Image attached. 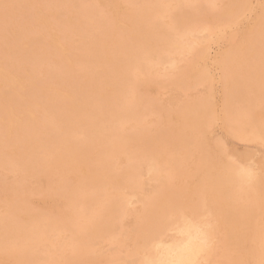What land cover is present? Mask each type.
Masks as SVG:
<instances>
[{
	"label": "rangeland",
	"instance_id": "rangeland-1",
	"mask_svg": "<svg viewBox=\"0 0 264 264\" xmlns=\"http://www.w3.org/2000/svg\"><path fill=\"white\" fill-rule=\"evenodd\" d=\"M33 1V2H32ZM96 1H97V3H96ZM108 1V2H107ZM126 2V4L124 3V2ZM130 0H113L112 2L110 1V0H0V52H1V54H0V65H1V67H3V66H5V67H3V68H1L0 69V81H1V83H0V85L2 84V86H3V84L5 85V86H0V104H2V105H0V109H1V111L0 112H2V114L0 113V125H2V126H0V133L1 134H3V132L4 133H6V135L5 134H3V135H5V136H3V135H1L0 136V141H2L3 142V144H2V142H0V150L1 151H3V153L0 151V155H1V159L2 160H0V164H1V166H0V176H2V178H0L1 180H0V183H1V185L3 184L2 182H4L5 181V183L3 184V188H2V186L0 185V224H1V226H0V246L2 247L3 246V249H0L1 251H3V250H5V248L7 247L8 249H6L7 250V252L5 253V251H3V253H4V256H3V253L2 252H0V264H20V262L18 261V260H23V261H21V264L23 263V264H27L28 262L30 263V257H33L34 258V256L33 255H30V254H34L36 257L33 259V258H31V259H33L32 261L34 262V264H36V263H38V264H40V262L42 263V264H57V263H59V264H95V262H96V264H110V263H112V264H127L128 262L131 264V263H133V264H157L158 262V264H167V263H169L171 260L174 262V253H173V255H172V252L171 251H169V255H168V251L167 250H174L176 247H179V246H181V243H183L184 245H186V243H190L191 241H193V242H191V245L193 246H197L199 243V245L197 246V247H199L198 249H199V251H198V249H197V247H193L194 249H193V257L194 258H196V259H194L193 257V259L191 258V262L192 261H194V262H190L189 264H203L204 262H206L207 260V262H208V264H264V151H263V149H264V114H262V113H264V82H262V81H264V73H263V71H264V61H262V60H264V59H262V58H264L263 56H264V0H247V1H245V0H212V1H209V0H184L185 2H182V0H164L163 2H161L162 0H159L161 3H163V5L162 4H159V1L158 0H156L157 1V3H155L156 1L155 0H152V2H151V0H148V4H146L147 3V1L146 0H131V2L133 3H131V2H129ZM149 1H150V3H149ZM169 3H167V2ZM179 3H178V2ZM187 1L189 2V3H187ZM207 1L209 2V3H207ZM225 3H224V2ZM242 1V2H241ZM31 3V4H29V3ZM93 2L95 3V4H93ZM119 2V3H118ZM124 4H123V3ZM146 2V3H145ZM154 2V3H153ZM222 2V3H221ZM232 2V3H231ZM234 2H238V3H234ZM101 4V5H99V4ZM105 3H107V4H105ZM129 5H128V4ZM146 4V5H144V4ZM153 4V6H152V4ZM171 3V4H170ZM173 3H175V4H173ZM215 3V4H214ZM228 3H230V6L228 5ZM241 3V4H240ZM111 5L112 7H114V8H112L111 6H109V5ZM118 4V5H117ZM120 4V5H119ZM131 4V5H130ZM159 6H158V5ZM164 4H166V5H164ZM177 4V5H176ZM178 4H179V6H178ZM197 4V5H196ZM217 4V5H216ZM224 4H225V6L226 7H224ZM227 4V5H226ZM235 4V5H234ZM240 4V5H239ZM245 4V5H244ZM93 6V8H91L92 6ZM108 5V7H106ZM117 5V6H116ZM148 5V6H147ZM154 5L155 6H158L159 8H160V10H161V12L160 11H158V7H156V10L155 11H153L154 10ZM162 5V6H161ZM169 5V6H168ZM176 5V6H175ZM238 5V6H237ZM243 5H244V7H243ZM91 6V7H90ZM97 6H98V10H97ZM104 6V7H103ZM124 6V7H123ZM127 6H129V7H127ZM130 6H132V7H134L136 10H134V8H132V7H130ZM135 6H137V7H135ZM141 6H142V8L143 9H149V6H151V7H153V8H151L150 7V12H154L155 14H150V12H149V10H148V12H149V14H148V12L146 13V12H144L143 11V9L141 8ZM148 8H147V7ZM163 6H165V8H163ZM235 6V7H234ZM88 7H90V10H89V8ZM101 9H100V8ZM119 7H120V9H119ZM121 7H123V9L121 8ZM125 7H127V8H125ZM167 7V8H166ZM177 7V8H176ZM179 7V8H178ZM230 7V8H229ZM233 7V8H232ZM238 8V9H235V8ZM43 9L44 11H42L41 9ZM88 10H87V9ZM108 8V9H107ZM125 8V9H124ZM139 8V9H138ZM140 8H141V10H140ZM162 8V9H161ZM229 10H228V9ZM241 8H243V9H241ZM38 9H40V10H38ZM112 9H114V11L112 10ZM117 11H116V10ZM120 11H119V10ZM132 9V10H131ZM139 11H142L143 12V14H140L141 12H139ZM164 9H166L167 10V12L164 10ZM173 9V10H172ZM175 9H177V12H175L176 10ZM179 9V10H178ZM207 9V14H205L206 12H205V10ZM223 9H224V12H225V14H227L226 15V17H224L225 16V14H224V16L222 15V12H223ZM36 10H37V12H36ZM52 10V12H50ZM93 10V11H92ZM103 10V11H102ZM107 10V11H106ZM165 11V13H164V11ZM169 10V11H168ZM175 10V11H174ZM209 10V11H208ZM225 10H228V11H225ZM240 12H239V11ZM42 11V12H41ZM88 11V12H87ZM91 11V13H89ZM111 11H112V13H113V15H112V13H111ZM125 11V12H124ZM128 12V14H127V12ZM146 11V10H145ZM170 11H171V13H170ZM216 11V12H215ZM236 11V12H235ZM239 13H238V12ZM41 12V13H40ZM92 12H93V15H92ZM95 12H98V13H95ZM101 12V13H100ZM114 12H116V13H114ZM135 13V17H134V13ZM136 12H138V13H136ZM159 12V13H158ZM179 12V13H178ZM208 12H209V15H208ZM211 12V13H210ZM215 12V18H216V16H217V18L215 19L214 17H213V15H211L212 13H214ZM49 15H48V14ZM102 15H100V14ZM102 13H106L105 15L104 14H102ZM107 13H108V16H107ZM123 13V14H122ZM126 13V14H125ZM129 13H131V14H129ZM160 13H161V15L162 16H160ZM166 13H169V14H166ZM174 13V14H173ZM179 15L178 16V19H177V14ZM233 13V14H232ZM238 13V14H237ZM36 14V15H35ZM38 14H40L39 16L40 17H38V19H37V17L36 16H38ZM41 14H45L44 16L43 15H41ZM111 14V15H110ZM119 14V15H118ZM125 14V15H124ZM145 14H148V16L147 15H145ZM157 14H159V15H157ZM176 14V15H175ZM182 14V15H181ZM217 14V15H216ZM230 14V15H229ZM234 14H235V16H237V17H234ZM240 14V15H239ZM51 15H54V16H51ZM56 15V16H55ZM89 15V16H88ZM90 15H92L91 17H90ZM95 15V16H94ZM116 15V16H115ZM122 15V16H121ZM133 15V16H132ZM139 17H138V16ZM151 15H155L154 16V18H155V23L153 22V20H154V18L151 16ZM164 15H165V17H164ZM175 15V16H174ZM180 15L181 16H183V17H180ZM206 15L208 16V17H206ZM43 16V17H42ZM48 16H50V17H48ZM100 16V17H99ZM124 16H126V17H124ZM131 16L133 17V18H131ZM150 16L152 17V20H151V18H150ZM167 16H169V17H167ZM192 16L193 17H195L194 18V20H192V21H187V19H189V20H191V19H193L192 18ZM223 16V17H222ZM45 17V18H44ZM97 19H95V18ZM101 17H103V19H105V20H103V19H101ZM113 17V18H112ZM118 17H121V20L120 19H118ZM230 17V18H229ZM240 17V18H239ZM35 18V19H34ZM55 18V19H54ZM123 18V19H122ZM135 18V19H134ZM140 18H142V20L140 19ZM146 20V22L147 21H149V22H151L150 24L149 23H147V24H145V21H144V19ZM158 18V19H157ZM161 18H163V19H161ZM165 18V19H164ZM172 18H176V19H172ZM183 18H185L184 20H183ZM191 18V19H190ZM213 18V19H212ZM226 18H227V20L229 21H227L226 20ZM232 18H234V19H232ZM238 18V19H237ZM37 19V20H36ZM40 19H41V21H40ZM43 19H46V21L48 22L47 24H44V22H46L45 20H43ZM49 19H52V20H49ZM89 19V20H88ZM90 19H92V22H91V20ZM107 19V20H106ZM116 19H117V21H116ZM124 19H125V21H124ZM139 19V20H138ZM161 19V20H160ZM183 21H182V20ZM219 19V20H218ZM221 19H222V21H221ZM232 19V20H231ZM237 21H236V20ZM54 20V21H53ZM56 20V21H55ZM94 20V21H93ZM123 20V21H122ZM164 20V21H163ZM165 20H166V22H165ZM171 20H173V21H175V22H171ZM181 20V21H180ZM216 20V21H215ZM233 20H235V21H233ZM30 21H32V23L30 22ZM38 21L40 22V23H38ZM43 21V22H42ZM49 21L52 23V21L54 22V23H52V25H51V23H49ZM97 21V22H96ZM102 21V22H101ZM103 21H106V22H103ZM107 21H108V28H106L107 27V25H106V23H107ZM111 21V22H110ZM113 21V22H112ZM119 21H121V22H119ZM127 21L131 24V27H130V24L129 23H127ZM159 21V22H158ZM160 21H162V22H160ZM172 23H170V22ZM184 21H186V23L184 22ZM41 22H42V24H41ZM56 22V23H55ZM94 22V23H93ZM98 22H100L99 24H98ZM122 22H124V23H122ZM135 22V23H134ZM141 22H143V23H141ZM153 22V23H152ZM164 22V25L162 24ZM179 22H181V23H179ZM191 22V23H190ZM231 22V23H230ZM90 23V24H89ZM103 23V24H102ZM115 23V24H114ZM174 23V24H173ZM184 24V25H187V27L185 26V28H183L184 27V25L180 28V25H178V24ZM226 23V25H224ZM262 23V24H261ZM33 24V25H32ZM37 24H38V27H37ZM56 24V25H55ZM120 24V25H119ZM122 24V25H121ZM144 24V25H143ZM154 24V26H152ZM158 24L160 27V29L158 28V25H157V27H156V25ZM167 24V25H166ZM177 24V25H176ZM200 24V25H199ZM229 24V25H228ZM258 24V25H257ZM40 25H43L44 26V28L42 27V26H40ZM104 25V26H103ZM112 25V26H111ZM115 25V26H114ZM146 25V26H145ZM170 25V26H169ZM172 25V26H171ZM235 25V26H234ZM54 26L56 27V29H55V31L56 32H54ZM94 26V27H93ZM126 27V29H124L125 27ZM137 26V27H136ZM141 27V30H140V27ZM142 26H143V28H142ZM145 26V27H144ZM162 26H164V27H162ZM166 26H168V27H166ZM179 27L180 29H181V31H180V29L178 28V30L176 29L177 27ZM190 26H192V27H197V29L199 28V30L200 31H197V29H194L195 31H193V32H191V30H193V28L192 29H189L190 28ZM259 26H262L261 28H259ZM49 27V28H48ZM148 27V28H147ZM171 27V30L172 29H176V31H178L179 33H184V32H186L185 34H179L178 32H176V34H174L175 32H174V30L171 32V30H170V32H167V31H169V29H167V30H165L166 28H170ZM176 27V28H175ZM189 27V28H188ZM230 28V29H227V28ZM252 27H254V29H252ZM39 28V29H38ZM47 28H48V30H47ZM53 28V29H52ZM131 28V29H130ZM148 29V30H145V29ZM151 28V29H150ZM155 28V29H154ZM162 28V29H161ZM226 28V29H225ZM58 29V30H57ZM108 29V30H107ZM113 29V30H112ZM128 29H130L131 30V34H130V30H128ZM159 29V30H158ZM183 29H184V31H183ZM252 29V30H251ZM38 30H41V32H39ZM100 30V31H99ZM122 30V31H121ZM149 30H151V31H149ZM158 30V31H157ZM165 30V31H164ZM260 30H262V31H260ZM59 31V32H58ZM99 31V32H98ZM146 31H148V32H146ZM152 31H154V33L152 32ZM156 31V32H155ZM164 31V32H163ZM248 31H253V32H248ZM260 31V32H259ZM37 32V33H36ZM48 32V33H47ZM50 32V33H49ZM64 33V34H62V33ZM76 32H77V34H76ZM102 32H104V33H102ZM110 32V33H109ZM138 32H139V34H138ZM142 34H141V33ZM167 32V33H166ZM187 32H189L190 33V35H191V33L192 34H194L195 36L194 37H197V38H195L194 39V37H193V35L192 36H187L189 33H187ZM52 33H55V34H57L58 35V38H56V36L57 35H55V34H52ZM58 33H60L61 35H63V36H61L60 34H58ZM72 33V34H71ZM118 33H119V35H118ZM125 33H127V34H125ZM150 33V34H149ZM157 34V36L156 35H154V34ZM162 33V34H161ZM165 33H166V35H165ZM257 33H260L259 34V36H258V34ZM263 33V34H262ZM114 34H115V36H114ZM117 34V35H116ZM123 34V35H122ZM141 34V35H140ZM168 34H169V36H168ZM181 35V36H178V35ZM196 34H198V35H196ZM251 34V35H250ZM38 37H40V38H38ZM41 35V36H40ZM44 37H43V36ZM48 37H46V36ZM49 35V36H48ZM59 35H60V37H62L61 39L59 38ZM64 35H65V37L67 38V39H64L65 37H64ZM79 35H81V36H79ZM106 35V36H105ZM107 35L109 36V38L107 37ZM130 35V36H129ZM174 35H177V36H175L174 37ZM184 35H186V36H184ZM251 36V38H250V36ZM255 37H254V36ZM260 35L262 36V40H260L261 38H260ZM54 36V37H53ZM84 36V37H83ZM114 36V37H113ZM118 36V37H117ZM133 36V37H132ZM142 36V37H141ZM147 36V37H146ZM149 36V37H148ZM161 36L163 37V38H168V39H170V40H168V39H161ZM168 36V37H167ZM173 36V37H172ZM184 36V37H183ZM26 37V38H25ZM53 39H52V38ZM97 37H98V39L99 40H97ZM100 37V38H99ZM105 37H106V39H105ZM122 38V39H120V38ZM126 37H128V39L126 38ZM147 39H146V38ZM191 39H190V38ZM193 37V38H192ZM256 37H258V38H256ZM25 38V39H24ZM42 38L44 39V40H47L49 43H43V42H45V41H43L42 40ZM52 40H51V39ZM84 38H85V40H84ZM133 38V39H132ZM149 38V39H148ZM152 38H153V40L155 41H153L152 40ZM179 40H178V39ZM181 38V39H180ZM186 38H187V40H186ZM249 38V39H248ZM37 39V40H36ZM39 39V40H38ZM100 39H103V40H100ZM104 39H105V41H104ZM115 39H117V41L115 40ZM145 39V40H144ZM175 39L176 40H178V41H175ZM240 39H242V40H240ZM251 39V40H250ZM256 39H258V42H256L257 40ZM22 40H24V41H22ZM57 42H56V41ZM59 40H60V43H59ZM64 40V41H63ZM108 40V41H107ZM113 40V41H112ZM128 40V41H127ZM149 40V41H148ZM166 40H168L171 44L172 43H174L173 41H175L176 43H174V44H170L169 43V47L170 48H173V52L171 51V49L170 48H168V47H166V45L168 44V42L166 41ZM173 40V41H172ZM182 40V41H181ZM184 40H186V41H184ZM196 40V41H195ZM240 40V41H239ZM250 40V41H249ZM26 41H28L27 43H26ZM32 43H31V42ZM40 41V42H39ZM42 41V42H41ZM55 43H57L56 45H51L52 47H50V44L52 43V44H54V42ZM67 41V42H66ZM85 41H87V43L85 42ZM97 41V43L99 44V43H102V44H99V46L97 45V43L95 44V42ZM103 41V42H102ZM109 42V44L107 43V42ZM127 41V42H126ZM186 42V43H184V42ZM230 41V42H229ZM253 41H255V43L253 42ZM24 42V43H23ZM105 42V43H104ZM112 42H115V43H112ZM117 42L119 43V45L117 44ZM123 42H125V45L123 44ZM146 42H149V43H146ZM155 44H154V43ZM165 42V43H164ZM182 43V44H180L179 45V43ZM190 43V45H189V43ZM191 42H192V47H191ZM201 42H203L202 43V45H201ZM229 42V43H228ZM235 42V43H234ZM236 42H237V44H236ZM246 42V43H245ZM262 42V43H261ZM24 45H23V44ZM27 45H26V44ZM64 43H66V44H64ZM85 43V45H83ZM94 43V44H93ZM143 43V44H142ZM158 43H162L163 44V46H162V44L160 45V44H158ZM167 43V44H166ZM231 43V44H230ZM251 43H252V45H251ZM29 44H30V46H29ZM33 44V45H32ZM35 44V45H34ZM49 45V47H48V45ZM68 44V45H67ZM127 44H129V45H127ZM140 44V45H139ZM141 44L143 45V47L146 49H144L142 46H141ZM152 44V45H151ZM164 44H165V46H164ZM196 45V46H193V45ZM227 44V45H226ZM239 44H240V46H239ZM254 44H255V47H254ZM62 45V46H61ZM70 47L72 50H69L68 49V47ZM87 45V46H86ZM92 45L96 48V46H97V50L100 48V50H101V52H100V50H95V48L94 47H92ZM96 45V46H95ZM108 45V47H106ZM148 45H150V47L151 48H153V51H152V49H150L149 48V46ZM156 45L159 47V45L161 46V48L159 47V50H158V48L156 47ZM171 45V46H170ZM178 45H179V47H178ZM186 45V46H185ZM198 45V46H197ZM236 45H237V47H236ZM257 45V46H256ZM54 46V47H53ZM83 46V47H82ZM88 46H90V47H92V48H90V47H88ZM122 46V47H121ZM125 46H126V48H125ZM148 46V47H147ZM185 46V47H184ZM190 48H189V47ZM201 46V47H200ZM242 46H244L245 48H247V49H245L244 47H242ZM30 47V49H28ZM40 49H39V48ZM55 47H57V48H55ZM86 47H88V48H90V50L91 49H94V50H91V51H87L88 50V48L86 49ZM110 47V48H109ZM120 48V49H118L117 50V48ZM149 48L148 50H147V48ZM157 49H156V48ZM162 47H163V51H162ZM177 49H176V48ZM184 47V48H183ZM206 49H205V48ZM238 47H240V48H238ZM249 47V48H248ZM31 48L33 49L32 51H31ZM36 48H38V49H36ZM49 50H48V49ZM53 48V49H52ZM63 48H64V50H63ZM67 49V51H69V52H71V53H69L68 54V52L66 51V49ZM76 48V49H75ZM80 48H81V50H80ZM156 50H155V49ZM166 49V51H165V49ZM182 48V51L181 52H179L180 51V49ZM228 48V49H227ZM232 48V49H231ZM235 48V49H234ZM244 49V50H247V51H244V50H242V52H241V49ZM259 48V49H258ZM30 50V51H26V50ZM49 51V52H47V50ZM56 49V50H55ZM79 49V50H78ZM107 49H108V51H107ZM121 49H122V51H121ZM175 49V50H174ZM179 49V50H178ZM188 49V50H187ZM193 49V50H192ZM194 49H195V51H194ZM226 49H227V51H226ZM229 49H231V50H229ZM250 49V50H249ZM262 49H263V51H262ZM36 50H38L37 52H36ZM40 50V51H39ZM44 52H42V51ZM63 50V51H62ZM76 52H75V51ZM113 50V51H112ZM115 50V51H114ZM123 50H124V52H123ZM136 50V51H135ZM171 52H170V51ZM192 50V51H191ZM199 52V50H200V54L197 52V51ZM206 50V51H205ZM257 51V53H256V51ZM261 50V51H260ZM53 51H55V52H53ZM56 51H58V53L56 52ZM82 51V52H81ZM85 51L86 52H90V54H88L87 53V55H85L86 53H85ZM102 51H103V53H102ZM135 51V52H134ZM156 51V52H155ZM174 51H175V53H174ZM180 53V55L177 53ZM193 51H194V54H196L194 57H193ZM202 51H203V53H202ZM223 51V54L221 53ZM253 51V52H252ZM259 51V52H258ZM22 52L24 53V54H22ZM39 52H41V53H39ZM46 52V53H45ZM62 52H64V54L62 53ZM84 55V56H87V57H84L81 53ZM94 52V55L92 54ZM110 52H113V53H110ZM118 52H119V54H118ZM146 52V53H145ZM160 52H161V54L163 53V52H166V55H165V53H163L162 55H165V56H167V57H161L162 55H160ZM168 52H170V53H172V54H170V53H168ZM186 52H188V53H186ZM192 52V53H191ZM197 52V53H196ZM229 52V53H228ZM254 52H255V54H254ZM263 52V53H262ZM30 55H29V54ZM37 53H39V54H37ZM43 53V55H48V54H53V53H56L55 55H52V56H50V55H48L49 57H47V56H41L40 54H42ZM60 53V54H59ZM66 53V54H65ZM85 53V54H84ZM98 53V54H97ZM122 53H124V54H122ZM135 53V54H134ZM141 53V54H140ZM142 53H144L143 55H142ZM147 53H148V55H147ZM187 54V55H185V54ZM237 53H238V55H237ZM245 53V54H244ZM246 53H248L249 54V56H248V54H246ZM263 54V56L261 55V54ZM28 54V57H26V55ZM71 54H73V55H71ZM75 54H77V55H81V58L79 57V56H77V55H75ZM96 54V55H95ZM106 54V55H105ZM111 54H112V56H111ZM118 55L117 57L115 56V55ZM138 54H139V56H138ZM168 54H170V55H168ZM173 54H175V56L173 55ZM177 54L179 55V56H177ZM190 54V55H189ZM241 54V55H240ZM25 55V56H24ZM43 58H41L40 56ZM58 55H60V57H58ZM70 57H68V56ZM89 55H92V58H89V57H91V56H89ZM100 55V56H99ZM115 57H114V56ZM123 55V56H122ZM138 57H137V56ZM141 55V56H140ZM185 55V56H184ZM189 55V56H188ZM203 55V56H202ZM223 55V57H221V56ZM231 55H233L232 57H231ZM236 55H237V57H236ZM253 55V56H252ZM259 55V56H258ZM22 58V60H19V59H21L20 57ZM55 56V57H54ZM56 56H57V58H56ZM67 56V58H64V57H66ZM75 56V57H74ZM95 56H97V58L95 57ZM101 56H103L104 58H102ZM121 56V57H120ZM133 56H135V57H133ZM156 58H155V57ZM168 56H169V58H168ZM173 56H174V59H173ZM181 56V58H183V59H181V58H179ZM187 56V57H186ZM244 58H243V57ZM245 56H247V57H245ZM251 56V57H250ZM262 58H261V57ZM2 57V58H1ZM18 57H19V59H18ZM51 57V58H50ZM62 57V60L64 61L65 59V61L62 63V60L60 59ZM72 57V58H71ZM84 57V59H82ZM136 57H137V59H136ZM142 57V58H141ZM147 57H148V59H147ZM191 57H193V59L191 58ZM197 57V58H196ZM230 57V58H229ZM243 59H242V58ZM259 57H260V59H259ZM27 60H26V59ZM40 58V61L38 60V59ZM55 60H53V59ZM80 58V59H79ZM100 58H102V60L104 59V62H106V66H105V63L100 59ZM110 58V59H109ZM131 58V59H130ZM132 58H134V60L136 59V61H134ZM160 60V62H159V60ZM167 58V60H165ZM174 60V61H172V59ZM242 60H240V59ZM246 58V59H245ZM4 59V60H3ZM16 59H17V61L19 60V61H21L20 63L22 64V66H23V68H21L22 66H20V65H18V64H20V63H18L17 61H16ZM24 59V60H23ZM46 59H49V60H47V61H44V60H46ZM51 59V60H50ZM56 59H58L59 61H60V63H59V61L58 60H56ZM73 59H75L76 60V62H74L73 61ZM85 59L87 60L86 62H85ZM91 59V60H90ZM95 59H97V60H99L98 62H97V60H95ZM111 62H109L108 60ZM113 59V60H112ZM115 59H116V62H115ZM122 59V60H121ZM139 59H141V62L142 63H144V64H142L140 61H139ZM150 59V60H149ZM157 59V60H156ZM163 59V60H162ZM171 59V60H170ZM178 61H177V60ZM179 59H180V61H179ZM198 59V60H197ZM201 59V60H200ZM210 59V60H209ZM224 59H226V60H224ZM249 59V60H248ZM254 59V60H253ZM259 59V60H258ZM28 60L30 61V62H28ZM69 60H71L72 62H74L73 64L74 65H72V62H70ZM77 60H82V63H81V61H80V63H81V65L80 64H77ZM93 60L94 61H96L100 66H97V63L96 62H93ZM112 60V61H111ZM128 60V61H127ZM131 60H132V62H131ZM149 61V62H146V61ZM155 60V61H154ZM176 60V61H175ZM193 60V61H192ZM207 60V61H206ZM223 60V61H222ZM230 60V61H229ZM238 60H240V61H238ZM261 60V61H260ZM8 62L9 64L7 65V63L6 62ZM22 61H24V63H22ZM39 61V62H38ZM50 61V62H49ZM51 61H54V62H51ZM79 61H78V63H79ZM90 61H92V62H90ZM114 61V62H113ZM154 61V62H153ZM157 61V62H156ZM166 61V62H165ZM170 61H172V62H170ZM187 61V64L190 62V64L189 65H187L186 63H184V62H186ZM227 63H226V62ZM238 61V62H237ZM247 61V62H246ZM253 61H255L256 62V64L254 65V63L255 62H253ZM258 61V62H257ZM11 62V63H10ZM18 63V64H16V63ZM34 62V63H33ZM102 62V63H101ZM121 62V63H120ZM129 62V63H128ZM136 64L135 66L133 65L134 63ZM141 63V64H139V63ZM159 62V64H157ZM176 62V63H175ZM178 62V63H177ZM223 62V63H222ZM242 62V63H241ZM248 64V62H249V64L247 65L246 63ZM253 62V63H252ZM3 63H5V64H3ZM14 63V64H13ZM26 63H27V67H26ZM29 63H31L30 65H29ZM36 63L38 64L37 65V68H36ZM47 63V64H46ZM53 63V64H52ZM58 63V64H57ZM88 63V64H87ZM90 63H92L91 64V66H93V64L94 63H96V64H94V68L92 67H90ZM115 63V64H114ZM123 63V64H122ZM133 63V64H132ZM137 63L139 64V65H141L142 67H140L139 65H137ZM147 63H148V65H149V67H148V65H147ZM153 63H154V65H153ZM165 63V64H164ZM169 63H172V65H173V63L174 64H177L178 66H176V65H173L172 66V68L174 69H172L171 67H170V65L171 64H169ZM184 63V64H183ZM198 63V64H197ZM232 63V64H231ZM3 64V65H2ZM11 64V65H10ZM16 64V65H15ZM24 64V65H23ZM35 64V65H34ZM45 65V66H43V65ZM52 64V65H51ZM57 66L58 65V68H60V69H58V70H61V71H59V74H58V70H56L57 69V67L55 66V65ZM76 64V65H75ZM82 64H84V65H82ZM127 64H129V65H127ZM131 64H132V66H131ZM155 64L157 65V66H159V67H155ZM168 64V65H167ZM183 64V65H182ZM235 64V65H234ZM246 64V65H245ZM258 64V65H257ZM48 65V66H47ZM113 65V66H112ZM117 65V66H116ZM124 65V66H123ZM127 65V66H126ZM163 65H165L164 67H163ZM181 65V66H180ZM193 65H194V67H193ZM228 65H229V68H228ZM231 65V66H230ZM238 65V66H237ZM242 65H243V67H242ZM252 65H254V70H253V66ZM262 67H261V66ZM7 66H8V69H7ZM12 66V67H11ZM17 66H18V68H17ZM30 66H32L31 68H30ZM33 66H35V67H33ZM38 66H39V68H38ZM60 66V67H59ZM103 66V67H102ZM120 66V67H119ZM121 66H122V68H121ZM131 68H130V67ZM133 66H134V69H133ZM144 66H147L148 67V69H150L151 71H149L148 69V71L147 70H145V71H147V75H145V73H143V69H146V67H144ZM169 68H168V67ZM180 66V67H179ZM224 66H225V68H224ZM233 66V67H232ZM241 66V67H240ZM249 66V67H248ZM256 66H257V69H256ZM15 67V68H14ZM29 67V68H28ZM41 67V68H40ZM46 67V68H45ZM55 69H54V68ZM72 67H74L75 69L77 68V67H80V68H78V69H76V70H79L78 71V73H77V71L73 68L72 70H67V69H71ZM89 67V68H88ZM111 68V70H110V68ZM115 67V68H114ZM126 67L128 68V69H126ZM136 67V68H135ZM137 67H140V68H143V69H137ZM165 67H167V68H165ZM177 67V68H176ZM183 67H184V69H183ZM194 69H193V68ZM222 67H223V70H225V71H221L222 70ZM251 67H252V69H251ZM260 67V68H259ZM6 68V69H5ZM14 68V69H13ZM33 68H36V69H33ZM42 68H44V69H42ZM48 68V69H47ZM64 68V69H63ZM66 68V69H65ZM84 68V69H83ZM96 68V69H95ZM113 68V69H112ZM117 68V69H116ZM119 68V69H118ZM121 68V69H120ZM125 68V69H124ZM154 68V69H153ZM156 68H158V69H156ZM179 68V69H178ZM203 68V69H202ZM235 70H234V69ZM247 68V69H246ZM249 68V69H248ZM259 68V69H258ZM262 68V69H261ZM11 69V70H10ZM12 69H13V77H12ZM22 69H25V70H23L24 71V73H23V71H22ZM29 69V70H28ZM33 69V70H32ZM46 69V71H42V70H45ZM56 70V73H54V71L53 70ZM81 69H83V73H84V75L81 77V75L83 74L82 73V71H81ZM87 69V70H86ZM197 69V70H196ZM229 69V70H228ZM235 71V74L236 75H234V71ZM246 69V70H245ZM260 69H261V71H260ZM16 70H19V73L21 74V71H22V74H24L25 75V77L29 74V71H30V74L31 75H28L27 77H26V80H25V78H24V76L22 75H20L19 73H17V74H19V75H17L16 73H15V75H14V71H16ZM32 70V71H31ZM34 70H36V71H34ZM41 71V73L43 74H41V73H38V71ZM47 70H48V72L49 73H47ZM63 70H65V71H63ZM88 71V73H86V71ZM92 70V71H91ZM95 70V71H94ZM97 70V71H96ZM116 71V73L117 74H115V71ZM121 71V74L119 73V71ZM122 70L124 71V74L125 73H127V71L128 70H130V75H129V73H127L128 74V77L127 78H125L126 76H127V74H123L122 73ZM125 70H127V71H125ZM131 70H134V71H131ZM139 70H140V73H139ZM153 70V71H152ZM173 70V71H172ZM183 70V71H182ZM192 70H194V71H192ZM203 70V71H202ZM252 70V74L250 73V71ZM256 70V71H255ZM258 70V71H257ZM263 70V71H262ZM9 71H10V73H9ZM52 71H53V73H52ZM62 71H63V74H60V73H62ZM68 71H72V75H71V73H68ZM98 71H99V74H98ZM110 71H111V73H113V74H111L110 73ZM156 71H157V73H156ZM163 71H164V73H163ZM176 71H177V73H176ZM179 71H180V73H181V71H182V74H179ZM191 71H192V73H191ZM199 71H200V73H199ZM226 71H227V73L229 74H227L226 73ZM236 71H237V73H236ZM239 71H241V73L239 74ZM254 71H255V73H254ZM32 73H36V74H32ZM39 75H38V74ZM68 73V74H67ZM86 73V74H85ZM95 73V74H94ZM104 73V75H106V77L104 76V75H102ZM148 73H149V76H148ZM155 73V74H154ZM203 73H205V74H203ZM225 73V74H224ZM232 73V74H231ZM259 73V75H257ZM4 74V75H3ZM45 74V75H44ZM46 74H47V76H46ZM75 74V75H74ZM80 74V75H79ZM99 75V76H97V75ZM109 74H111V75H109ZM138 74H141V75H138ZM144 76H143V75ZM162 74V75H161ZM181 76L182 75V77H179V75ZM190 74H192V77H191V75ZM241 74H243V75H241ZM261 74V75H260ZM263 74V75H262ZM6 75V77L8 78H6V77H4ZM35 75V76H34ZM42 75V76H41ZM51 75V76H50ZM56 75H58V79H57V76ZM64 75H65V77L66 76H68L67 77V79L66 78H64ZM70 75H71V77H70ZM90 75L92 76H94V78H93V80L95 81V82H93L92 81V77H90ZM186 76V78H185V76ZM196 75V76H195ZM251 75V76H250ZM10 76L12 77V79L10 78ZM16 76V77H15ZM31 76H32V78H31ZM37 76V77H36ZM45 76L47 77V81H46V78H45ZM50 76V77H49ZM61 76H63V77H61ZM76 76H80V78L79 77H77V79H75L76 78ZM85 76H88L87 77V79L88 78H90V82H88L89 81V79H88V81L85 79L86 77ZM96 76H97V79H96ZM119 78H118V77ZM120 76H122V77H120ZM130 76V77H129ZM148 76V79L146 78V77ZM165 76H167V77H165ZM195 76V77H194ZM198 76V77H197ZM202 76V77H201ZM244 76V77H243ZM250 76V77H249ZM261 76V77H260ZM4 77V78H3ZM15 77V78H14ZM56 77V78H55ZM84 77V78H83ZM98 77H100V80H98L99 78ZM102 77H104L105 79H103ZM109 79H108V78ZM111 77V78H110ZM133 78L132 79V81L134 80L135 81V83H138L137 81H139V83L137 84V85H133V84H131V83H134V82H130L129 80H131V79H129V78ZM145 77V78H144ZM153 77V78H152ZM189 79H188V78ZM197 77V78H196ZM207 77V78H206ZM218 77V78H217ZM223 77V78H222ZM231 79H229V78ZM253 77V78H252ZM34 78L36 79V80H34ZM38 78V79H37ZM41 80H40V79ZM44 78V79H43ZM51 78L53 79V78H55V79H53V80H51ZM71 78V79H70ZM78 78H79V80L80 81H84L83 83L82 82H80L79 80H78ZM82 78V79H81ZM103 79V81H101L102 79ZM106 78L108 79V80H106ZM113 78V79H112ZM142 78V79H141ZM143 78H144V80H146V82L145 81H143ZM150 78V79H149ZM164 79V80H162V79ZM178 78V80H179V83H180V85H179V83H174L173 81H175V82H178V80H175V79H177ZM181 78V79H180ZM182 78H183V81H182ZM194 78V81L192 80ZM211 78V79H210ZM223 80H222V79ZM246 80H245V79ZM250 78L252 79V80H250ZM258 78H259V80H258ZM263 80H262V79ZM12 80L13 81V79L15 80H17V81H19L20 79V81L17 83V85H16V83H15V89L18 87H20V88H22L21 90H20V88L19 89H17V90H15L14 89V85L12 84L13 82L10 80V81H8V82H3V81H5V80ZM28 79V80H27ZM30 79H32V81H31V83H30ZM57 79V80H56ZM60 79H62L63 80V82H62V80H60ZM64 79L66 80V81H64ZM111 79V80H110ZM115 79H116V81H115ZM122 79H126V81H124V80H122ZM128 79V80H127ZM151 79H153V80H151ZM170 79L172 80V81H170ZM196 79V80H195ZM199 79V80H198ZM224 79H226V80H224ZM239 80V82H238V80ZM245 81H244V80ZM261 79V80H260ZM3 80V81H2ZM15 80V81H16ZM23 80H25V81H23ZM44 82H43V81ZM49 80L51 81L50 82V84H52V85H50V84H47L48 82H49ZM68 80V81H67ZM100 81V82H98V81ZM105 80V81H104ZM119 81V83H115V82H118ZM137 80V81H136ZM140 80L142 81V82H140ZM150 80H151V82H150ZM185 80H186V82H185ZM221 80V81H220ZM242 80H243V82H242ZM250 80V81H249ZM257 80L258 81H260V82H258V83H256L257 82ZM27 81H29V82H27ZM37 81H38V83H37ZM46 81V82H45ZM54 81V82H53ZM56 81V82H55ZM61 83H60V82ZM73 81H75V82H77V84L78 83H81L80 85H78V89L76 88V86H77V84L75 83V82H73ZM109 81V82H108ZM122 81V82H121ZM191 81V82H190ZM198 81H200V83L198 82ZM211 81V82H210ZM214 81V82H213ZM225 81V82H224ZM232 81V82H231ZM256 81V82H255ZM22 82H25V83H22ZM36 82V83H35ZM39 82H42V83H39ZM73 82V83H72ZM105 82V83H104ZM127 82H129L128 84H127ZM143 82H145V83H143ZM152 82H154V83H152ZM171 82V83H170ZM187 84H185V83ZM203 82V83H202ZM210 82V83H209ZM63 83H64V85H63ZM90 83H93V84H91L90 85ZM97 85H96V84ZM100 83H102L104 86L102 87L101 85L102 84H100ZM110 83V84H109ZM113 83V84H112ZM124 83V84H123ZM126 83V84H125ZM174 84V86L173 85H170V84ZM189 83V84H188ZM192 83V84H191ZM194 83H196V84H194ZM202 83V84H201ZM226 83V84H225ZM246 83V84H245ZM255 83V84H254ZM261 83H263V86H262V84ZM22 84V85H21ZM23 84H25V85H23ZM32 84V85H31ZM36 86H35V85ZM58 86H57V85ZM61 84V85H60ZM67 84V85H66ZM74 85V87H73V85ZM75 84H76V86H75ZM82 84H83V88H82ZM106 84V85H105ZM124 85V87H123V85ZM141 84V85H140ZM148 84V85H147ZM158 84V85H157ZM168 84V85H167ZM194 84V85H193ZM211 84V85H210ZM231 84H232V86H231ZM253 84V85H252ZM257 84L259 85L258 87H257ZM9 85V86H8ZM11 85H13V86H11ZM21 85V86H20ZM27 85V86H26ZM29 85H31V86H29ZM45 85H47V86H45ZM48 85L50 86V87H48ZM70 85V86H69ZM89 85V86H88ZM98 86V85H100V86H98V87H96V86ZM114 85H116V86H114ZM127 85V86H126ZM189 85V86H188ZM213 85H215V86H213ZM239 87H238V86ZM249 85V86H248ZM255 85H256V87H255ZM17 86V87H16ZM38 86V89L36 88ZM54 86V87H53ZM59 86H61V87H59ZM68 86L70 87V88H68ZM71 86H72V90H74V92L71 90ZM79 86H81V87H79ZM93 86H95L98 90H102V88H103V90L104 91H102L101 93H100V91H97V92H95V94H94V90L93 89H95V87H93ZM126 86V87H125ZM131 86V87H130ZM138 87V88H136V87ZM160 86V87H159ZM177 86V87H176ZM180 86V87H179ZM205 86H207V87H205ZM212 86V87H211ZM241 86V87H240ZM251 86H253V87H251ZM260 86H262L261 88H260ZM27 87V88H26ZM29 87H31V88H29ZM57 87V88H56ZM62 87H65V90H64V88H62ZM86 87V88H85ZM91 87H93L92 89H91ZM102 87V88H101ZM104 87H105V89H104ZM111 87V88H110ZM113 87V88H112ZM114 87H115V92H114ZM123 87V88H122ZM129 87V88H128ZM140 87V88H139ZM151 87V88H150ZM210 87H211V89H210ZM222 89H221V88ZM224 87H227V89L226 88H224ZM247 87H248V89H247ZM255 87V88H254ZM9 88V89H8ZM29 88V89H28ZM62 88V89H61ZM74 88V89H73ZM76 88V89H75ZM119 88V89H118ZM128 88V89H127ZM145 88V89H144ZM149 88H150V90H149ZM208 89V90H206V89ZM214 88H215V90H214ZM231 88V89H230ZM233 88V89H232ZM253 88V89H252ZM257 88V89H256ZM7 89V92L5 91ZM31 89H33V91H32V93H31ZM41 89H45L43 92L41 91L40 92V90ZM80 89V90H79ZM89 89V90H88ZM97 89H95V90H97ZM130 89V90H129ZM136 89V90H135ZM143 89V90H142ZM154 89V90H153ZM226 89V90H225ZM235 89H236V91H235ZM252 89V91H250ZM2 90H3V92H2ZM18 90H20L19 92H18ZM36 90V91H35ZM64 90V91H63ZM78 90V91H77ZM82 90H85V91H82ZM92 90V91H91ZM129 90V91H128ZM132 90H133V92H132ZM139 90V91H138ZM144 90H146V91H144ZM152 90V91H151ZM237 90H238V93H237ZM259 90V91H258ZM17 91V93L16 94H18V95H15V92ZM27 91V92H26ZM51 95H45L44 93H47V92ZM54 91V92H53ZM60 93H59V92ZM65 91H67V92H65ZM72 91V92H71ZM91 91V92H90ZM106 91V92H105ZM113 91V92H112ZM121 91V92H120ZM134 91H137V94H136V92H134ZM210 91V92H209ZM212 91H214V92H212ZM228 91V92H227ZM262 93H261V92ZM4 92H5V95H4ZM30 92V93H29ZM37 92H39V93H41L40 95H41V97H40V95L39 94H37ZM52 92H53V94H52ZM61 92H63V93H61ZM80 93V95L79 94H77V93ZM87 92V93H86ZM118 92V93H117ZM130 92V93H129ZM206 92H209V93H206ZM229 92H231V93H229ZM248 92H250V93H248ZM8 93V94H7ZM11 93V94H10ZM14 93V94H13ZM22 93V94H21ZM25 93V94H24ZM29 93V94H28ZM34 93V94H33ZM42 93H43V97H42ZM57 93V95L59 96H57V95H55ZM59 93V94H58ZM71 93H75L74 95L76 96V94H77V96L75 97L73 94L71 95ZM82 93L85 95H82ZM92 93H93V96L94 97H96L95 95H97V97H98V99H94V97L92 96ZM99 93H100V95H99ZM104 93V94H103ZM108 93V94H107ZM111 93V94H110ZM119 93L120 94H123V95H119ZM128 93H129V95H128ZM158 93V94H157ZM215 93V94H214ZM259 93H261V94H259ZM25 96H24V95ZM32 94V95H31ZM60 94H63V95H60ZM65 94V95H64ZM67 94H69V95H71V96H68ZM88 94V95H87ZM91 94V95H90ZM106 94V95H105ZM118 94V95H117ZM128 96H130V97H128ZM133 94H134V96H133ZM142 94V95H141ZM148 94V95H147ZM156 94V95H155ZM207 94V95H206ZM232 94H234V95H232ZM247 94H248V96H247ZM263 94V95H262ZM22 95V96H21ZM28 95H30V96H28ZM36 95H38V96H36ZM78 95L80 96V97H78ZM82 95V96H81ZM113 95V96H112ZM158 95H160V96H158ZM242 95V96H241ZM252 95V96H251ZM254 95V96H253ZM6 96V97H5ZM12 96H16V97H13V99H14V101H12L13 103H16L15 105L12 103V104H10L9 102H10V100H12ZM34 96H36V98H34ZM46 96H47V98H48V96H49V98L47 99L46 98ZM55 96V97H54ZM64 96V97H63ZM67 96V97H66ZM73 96V97H72ZM89 98L90 96L92 97V98H90L91 100H93L94 102H92L90 99H88L87 97ZM116 96V97H115ZM121 97V96H123L124 98H126L125 100L123 99V97H121V99H119V97ZM127 96V97H126ZM133 96V97H132ZM139 96V97H138ZM140 96H142V98L140 97ZM203 97V99H202V97ZM205 96V97H204ZM251 96V97H250ZM262 96V97H261ZM10 97V98H9ZM22 97V98H21ZM29 97H31V99H32V101H31V99L29 98ZM38 97V98H37ZM51 97V98H50ZM62 97V98H61ZM86 97V98H85ZM104 97V100L102 99ZM116 99H115V98ZM132 97V98H131ZM143 97H145V100H144V98ZM150 97V98H149ZM157 97V98H156ZM199 97H201V99L199 98ZM241 97V98H240ZM245 97H247V99L245 98ZM253 97V98H252ZM261 97V98H260ZM3 98H5L4 100H3ZM25 98V99H24ZM34 98V99H33ZM46 98V99H45ZM65 98H66V101H64L65 100ZM72 98H74L73 100H74V102H73V100H72ZM77 98V100L75 101V99ZM81 98H82V100H81ZM109 98H111V100L109 99ZM133 98H135V99H133ZM149 98V99H148ZM16 99V100H15ZM43 99H44V101H43ZM57 99V100H56ZM58 99H59V101H58ZM68 99V100H67ZM85 99V100H84ZM119 99V100H118ZM123 99V100H122ZM139 99V100H138ZM147 99H148V103H147ZM151 99V101L153 102H151V101H149ZM156 99V100H155ZM197 99H198V101H197ZM207 99V100H206ZM241 99V100H240ZM246 99V100H245ZM18 100V101H17ZM23 100H24V102H23ZM25 100H26V103H25ZM40 100H41V102H40ZM50 100H52L53 102H50ZM56 100V101H55ZM63 101L62 103H66L67 104V108L64 106V105H66L65 103H64V105L63 104H59V103H61V101ZM71 100V101H70ZM83 100L85 101V102H87V103H85L84 102V104H83ZM88 100H90L91 101V105L92 106H95V110L97 109V107L99 108V107H101V108H99V109H97V110H99L100 112H102L101 110H103V113H96V112H98V111H92L91 109H93V107L91 106L90 107V102L88 101ZM98 100V104H99V106L97 105V103L95 104V102ZM101 100V101H100ZM109 100V101H108ZM113 100H115V101H113ZM135 100V101H134ZM138 100V101H137ZM154 100H155V102L158 104L159 103V106L154 102ZM192 100H194V101H192ZM211 100V101H210ZM229 100V101H228ZM232 100V101H231ZM235 100V101H234ZM240 100V102H238ZM245 100V101H244ZM8 101V102H7ZM22 101V102H21ZM37 101V102H36ZM82 101V102H81ZM107 102V103H104V102ZM113 101V102H112ZM118 101H119V105H120V111L118 110ZM125 101V102H124ZM127 101V102H126ZM140 101V102H139ZM205 101H206V103H205ZM243 101V102H242ZM4 102H6L5 104H4ZM18 102V103H17ZM19 102H20V104H19ZM28 102V103H27ZM31 102H34V104L35 105H37L38 104V102H40L37 106H35L33 103H31ZM43 102V103H42ZM46 102H48L49 104H47ZM54 102H57V103H54ZM70 102L74 105H70ZM77 102H78V104H79V106L81 107V109L78 107V105H77ZM100 102H102L104 105L105 104H107V105H105V108H104V105L102 104V103H100ZM112 102V103H111ZM117 102V103H116ZM142 102V106H141V104L140 105H138L137 106V108H136V105L135 104H139V103H141ZM145 102V103H144ZM150 102L152 103V104H154L153 106H152V104H150ZM186 102H187V104H186ZM191 102V103H190ZM200 103L199 104V106H198V104L196 105V103ZM210 102H211V104H210ZM226 102V103H225ZM251 102H255L256 104H254V103H251ZM258 102V103H257ZM30 103V104H29ZM53 103V104H52ZM110 103V104H109ZM130 103L131 104H133L134 103V106L133 105H130ZM160 103H161V105H160ZM162 103H163V106L164 107H162ZM179 103H180V105H179ZM183 103H185V104H183ZM188 103H189V105H188ZM202 103V104H201ZM205 103V104H204ZM231 103H232V105H231ZM6 104H8V105H6ZM10 104V105H9ZM19 104V105H18ZM70 106H69V105ZM103 106H102V105ZM114 104V105H113ZM125 104V105H124ZM183 104V105H182ZM194 106H193V105ZM214 104V105H213ZM222 104H224V105H222ZM227 104V105H226ZM229 104L231 105V106H229ZM235 104L237 105V106H235ZM250 104L252 105V104H254V105H252L251 107H250ZM258 104V105H257ZM259 104H261V106L259 105ZM11 105H13L14 107L12 108L11 107ZM40 105V106H39ZM42 105H43V107H42ZM56 105H57V107H58V109L60 110L61 109V107H62V110L64 111V114H63V112H62V110H58L57 109V107H56ZM82 105V106H81ZM84 105V106H83ZM89 106L90 107V109H88L87 108V106ZM97 105V106H96ZM108 105H109V107H108ZM117 107H116V106ZM121 105H123V107L121 106ZM129 105L131 106V107H129ZM145 105H150L149 107L148 106H145ZM155 105H157L158 106V108H157V106L156 107H154ZM178 105V106H177ZM196 105V106H195ZM200 105H202V106H200ZM243 107H242V106ZM248 105V106H247ZM263 105V106H262ZM3 108H2V107ZM7 108H6V107ZM10 106V107H9ZM21 106V107H20ZM47 108H46V107ZM53 108H52V107ZM61 106V107H60ZM75 107L74 109H76V111L75 110H72L73 109V107ZM112 106V107H111ZM114 106L116 107V109L114 108ZM128 106V107H127ZM153 107L154 108V110L156 109V111L158 112V114H156L157 112H155L154 110L152 111V108H150V107ZM198 106V107H197ZM204 106V107H203ZM235 106V107H234ZM254 106H256V107H254ZM9 107V108H8ZM17 107H18V109L19 108H21V110L19 109V111H18V109H17ZM27 107H28V109L30 108L31 110H34V111H31L30 109L28 110L27 109ZM33 107V108H32ZM41 107V108H40ZM50 107V108H49ZM133 107V108H132ZM139 107V108H138ZM146 107H147V109L149 108V110H147L146 109ZM178 107V108H177ZM222 107V108H221ZM224 107V108H223ZM227 107V108H226ZM232 107V108H231ZM239 107H242V109L240 108L239 109ZM252 107H254V108H252ZM5 108V109H4ZM17 110H16V109ZM24 108V109H23ZM38 110H37V109ZM64 108L67 110V112H66V110H64ZM70 108H71V116H70V114H69V112H70ZM106 108H108V109H106ZM109 108H110V110H109ZM115 110H114V109ZM122 108V109H121ZM130 110H129V109ZM142 108V109H141ZM166 109V111H161V110H165ZM176 108H177V110H178V112L176 111ZM181 108H183V109H181ZM188 108L189 109H194V110H192L191 112H189L190 110H188ZM201 108V109H200ZM208 108V110H206ZM214 108V109H213ZM250 108V110H248V109ZM251 108H252V110H251ZM258 108V109H257ZM260 108V109H259ZM262 108V109H261ZM4 109V110H3ZM7 109V110H6ZM12 109V110H11ZM23 109V110H22ZM44 111V110H46V113H45V115H43L44 114V112L42 111V110ZM84 109V110H83ZM105 109H106V111H105ZM114 110V111H112V110ZM124 109V110H123ZM138 109H140V110H138ZM147 110V111H149V113H151V111H152V113L150 114V115H148L149 113L147 112L146 113V111L145 110ZM160 109V110H159ZM173 109V110H172ZM180 109L183 111V114H182V111L180 112ZM202 109H204V110H202ZM212 109V110H211ZM217 109V110H216ZM223 109H225V110H223ZM236 109V110H235ZM255 109V110H254ZM5 110L6 111H8L9 113H10V116H9V113L7 112V114H6V112H5ZM16 110V112H14V111ZM47 110H49L48 112H47ZM89 110V111H88ZM94 110V109H93ZM109 112H108V111ZM118 110V112H119V114L118 115H120V114H122V113H126V111H127V114L129 113L130 114V116L129 115H127V114H125L126 116H129L130 118H131V120H130V118L129 117H124L125 115L124 114H122L121 116H119V118H120V120L118 119V115H115L116 113H118V112H116ZM126 110V111H125ZM133 111V112H131L132 113V115H131V113L129 112V111ZM136 110H138V111H136ZM171 110V111H170ZM175 110V111H174ZM198 110V111H197ZM205 110L206 111H209V112H205ZM231 110V111H230ZM235 110V111H234ZM242 112V116H240L241 115V113H240V111ZM242 110H244V112L242 111ZM13 111V112H12ZM25 111V112H24ZM37 111H39L38 113H37ZM40 111H42V112H40ZM50 111H53V113L51 112L50 113ZM57 113H59V114H57ZM107 112L108 114H106L105 112ZM111 111H112V113H111ZM122 111V112H121ZM125 111V112H124ZM140 111V112H139ZM143 111V112H142ZM145 111V112H144ZM168 111H170V112H168ZM185 111V112H184ZM188 111V112H187ZM201 111V112H200ZM203 111V112H202ZM252 111V112H251ZM255 111V112H254ZM4 112H5V114H4ZM25 114H24V113ZM61 112V113H60ZM74 112V113H73ZM84 112V113H83ZM87 114H86V113ZM93 112V113H92ZM121 112V113H120ZM136 112H138L137 114H136ZM156 114H154V113ZM159 112H160V116L159 117H157L158 115H159ZM163 112V113H162ZM167 114H166V113ZM204 112H205V115H204ZM223 112V113H222ZM233 112V113H232ZM13 113V114H12ZM23 113V114H22ZM27 113V114H26ZM32 113V114H31ZM41 113V114H40ZM43 113V114H42ZM74 115H73V114ZM76 113H77V115H76ZM80 113V114H79ZM84 114V116H86V117H84L83 116V114ZM89 113V114H88ZM92 114V116L93 117H95V118H92V116H91V114ZM94 113H96V115L94 114ZM143 113H145L146 115H144ZM166 114V116H164L165 114ZM172 113V114H171ZM174 113H178L177 115L176 114H174ZM182 115H181V114ZM193 113V114H192ZM199 113H201L200 115L201 116H203L204 118H202V117H200V115H198ZM202 113H203V115H202ZM207 113V114H206ZM225 113H227L226 115H225ZM5 115L4 116V120H3V116H1V115ZM14 114H16V116H14L13 117V115ZM60 114H61V116H60ZM63 114V115H62ZM98 114L100 115V114H106V115H108V116H106V115H104L103 116V118H102V115H100V116H98ZM111 114V115H110ZM112 114H113V116L115 115V117H111L112 116ZM135 116H134V115ZM143 114V116H141L140 117V115H142ZM179 114L181 115V116H179ZM188 114H189V116H191V117H189L188 116ZM197 114V115H196ZM240 114V115H239ZM246 114H247V116H246ZM26 116V119H25V116ZM32 115H33V117H34V121L32 122V120H33V118H31L32 117ZM36 117H38V116H40L39 117V119H41V121L39 122L38 120V118H36L35 119V116ZM76 115V117L77 118H74L73 116H75ZM83 117H82V116ZM95 115V116H94ZM124 115V116H123ZM169 115V116H168ZM245 115V116H244ZM250 115V116H249ZM10 118H9V117ZM28 116V117H27ZM45 116H47V118L45 117ZM50 116H53V117H55V118H57V119H55V118H53V117H51L52 118V121H51V118H50ZM62 116H64L63 118H62V120H60L59 121V119H61V117ZM66 116H67V118H66ZM70 117V119H69V117ZM133 116V117H132ZM137 116H139L138 118H137ZM145 116H146V119H144L145 118ZM148 116V117H147ZM154 116V117H153ZM175 116V117H174ZM198 118H197V117ZM207 116L209 117L210 116V118H212V119H210V118H208L207 120H206V118H207ZM221 116H223L222 118H221ZM238 116V118H236ZM240 116V117H239ZM10 120H12V118H14V120H12L13 121V123H12V125L13 124H15L16 125V127H15V125H13V126H11V122H10V124H9V120L7 119V118ZM22 117V118H21ZM24 117V118H23ZM44 117L47 119V121H43L42 120V118L44 119ZM104 117H107L108 119H110V117L112 118L111 120H109V122L107 121H105V119H104ZM117 117V118H116ZM123 117H124V119H126V121L123 119ZM135 117V119H133ZM142 117H144V118H142ZM153 117V118H152ZM157 117V118H156ZM185 117V119H186V117H187V119L186 120H184V119H182V118H184ZM194 117V118H193ZM225 117H229V118H226V120H225ZM231 117V118H230ZM247 117V118H246ZM250 117V118H249ZM18 118H21V119H18ZM29 118V119H28ZM50 118V119H49ZM74 118V119H73ZM88 118H90V119H88ZM97 118L99 119V123H98V120H97ZM106 118V119H107ZM115 118V121L113 120ZM127 118H129V119H127ZM142 118V120H141V124H140V119ZM148 118V119H147ZM155 118V119H154ZM160 118V119H159ZM164 118V119H163ZM168 118V120H166ZM193 118V119H192ZM201 119V123L203 124V125H205L206 127H204V128H202L203 127V125L201 124V123H199L198 122V119ZM214 118V119H213ZM234 118V119H233ZM242 118H243V120H242ZM246 118V119H245ZM251 120H249V119ZM253 118V119H252ZM16 119H18V121L16 120ZM26 121H25V120ZM46 119H44V120H46ZM51 121V122H49V120ZM64 119H65V121H69L68 122V124H70V125H66V123L67 122H65L64 121ZM68 119V120H67ZM71 119H73V120H75L74 122L75 123H73V121H71ZM78 119V120H77ZM79 119H81V120H79ZM89 121H92V123H94L93 124V127H92V125H90V123L91 122H89ZM104 119V120H103ZM137 119H139V120H137ZM150 119V120H149ZM174 119H176V120H174ZM193 121H191V120ZM196 119V120H195ZM200 119H199V121H200ZM204 119V120H203ZM230 119V120H229ZM233 119V120H232ZM5 120H6V122H5ZM16 120V121H15ZM28 120V121H27ZM29 120H30V122H29ZM87 120V121H86ZM95 120H96V122H95ZM103 121V122H101L100 123V121ZM119 120V121H118ZM122 120V121H121ZM128 120H130V121H132L131 123H130V121H129V123H126V122H128ZM135 120V121H134ZM144 120V121H143ZM164 120V121H163ZM174 120V121H173ZM188 120V121H187ZM198 122V124L195 122ZM215 120V121H214ZM234 120H236V123H235V121ZM242 120V121H241ZM261 120H262V122H261ZM5 123H4V122ZM15 121V122H14ZM37 121V122H36ZM57 121L60 123L59 125H56V124H58L57 123ZM77 121H80V123H79V125H80V127L81 128H79V125H78V122ZM112 121L114 122V123H112ZM118 121V122H117ZM122 122V124H121V122ZM125 123H124V122ZM138 121H139V124H138ZM160 121V122H159ZM163 121V122H162ZM169 121V122H168ZM173 121V122H172ZM190 121V122H189ZM210 122V123H207V122ZM231 121V122H230ZM233 121V122H232ZM240 121V122H239ZM3 122V123H2ZM18 122H20V123H18ZM21 122H22V124H21ZM27 122H29V123H27ZM39 122V123H38ZM44 122V123H43ZM53 122V123H52ZM54 122H56V124H54ZM61 122H62V124H61ZM73 123V124H71V123ZM86 122L88 123V125H86ZM115 122H117V123H115ZM119 122H120V124H121V126L119 127ZM143 122V123H142ZM156 122V123H155ZM219 122V123H218ZM225 122H227V123H225ZM256 122V123H255ZM8 123V124H7ZM24 123V124H23ZM35 123H36V125H35ZM43 125H42V124ZM49 123H51V124H49ZM64 123V124H63ZM95 123L97 124L96 126H95ZM106 125L105 127H104V124ZM126 124V125H124V124ZM147 124L146 126H145V124ZM167 123H168V125H167ZM185 123V124H184ZM207 123V124H206ZM252 123V124H251ZM259 123V124H258ZM27 124V125H26ZM31 124V125H30ZM33 124V125H32ZM47 124H49V125H46ZM84 124V125H83ZM101 124H103V126L101 125ZM108 124H110L109 126H117V127H115V129L113 130L111 127H109L108 126ZM116 124V125H115ZM117 124H119V125H117ZM128 124H131V125H128ZM144 124V125H143ZM148 124L151 126H153V125H155L154 127H149L148 126ZM170 124H172V126L170 127L169 125ZM176 124V125H175ZM183 124L184 125H186V126H183ZM198 126H197V125ZM200 124V125H199ZM210 124V125H209ZM226 124V125H225ZM231 124V125H230ZM245 124H246V126H245ZM9 125V126H8ZM17 125L18 126H20V127H17ZM22 125V126H21ZM34 125H35V127H34ZM42 125V126H41ZM54 127H53V126ZM56 125V126H55ZM65 125V126H64ZM72 125V127H70V128H67L66 126H71ZM128 125V126H127ZM140 127H138V126ZM196 125V126H195ZM214 125V126H213ZM234 125V126H233ZM235 125H237V126H235ZM245 126V128H244V126ZM253 127H252V126ZM260 125V126H259ZM11 126V127H10ZM26 127V129H28L27 131H28V133L27 132H25L26 131V129H25V127ZM38 126H39V129H37L38 128ZM40 126L42 127V128H40ZM43 126H45V127H43ZM61 126V127H60ZM77 127V129H76V127ZM86 127L85 129H87L86 131L84 130V128H82V127ZM88 126V127H87ZM101 126V127H100ZM123 126V127H122ZM138 128H137V127ZM142 126V127H141ZM167 126V127H166ZM174 126H176V128L174 127ZM182 126H183V128H182ZM208 126H209V128H208ZM230 126V127H229ZM249 126V127H248ZM6 127H9V128H6ZM15 128V129H13L12 130V128ZM22 127V128H21ZM29 127H34L33 129L31 128H29ZM37 127V128H36ZM47 127V128H46ZM49 127V128H48ZM50 127H52L51 129H50ZM55 127H57V130H56V128ZM64 127H66V129H68V130H66ZM73 127H75V128H73ZM90 127H92V128H90ZM97 127H99V128H97ZM108 127V128H107ZM143 127L144 128H146L145 130H143ZM164 127V128H163ZM186 129H185V128ZM192 127V129H190V128ZM194 127V128H193ZM213 127V128H212ZM231 127L234 129V131L231 129ZM256 127H257V129H256ZM21 128V130H18V129H20ZM35 128H36V130H35ZM45 128L47 129V130H45ZM73 128V129H72ZM81 130V132H82V134H81V132L80 131H78L79 129ZM91 130H90V129ZM94 128H96L94 131H93V129ZM100 128H103L102 129V131H101V129ZM105 128V129H104ZM111 128V129H110ZM114 128V127H113ZM156 128V129H155ZM163 128V129H162ZM167 128H169V129H167ZM171 128H173V129H171ZM180 129L178 132H177V130L178 129ZM188 128H189V130H188ZM199 128H202V131H201V129H199ZM211 128V129H210ZM227 128H230V130L228 131V129ZM237 128V129H236ZM238 128H240V129H238ZM248 128V129H247ZM251 128H252V130H251ZM9 129V130H8ZM11 129V130H10ZM48 129H50V132L48 131ZM56 131H55V130ZM61 129V130H60ZM76 129V130H75ZM97 129L99 130V132L97 131ZM107 129V130H106ZM116 129H118V130H120L119 132L118 131H116ZM150 131H149V130ZM169 132L168 134H167V131ZM172 130V134L170 133V131ZM184 130V132H183V130ZM217 129V130H216ZM243 129H246V130H244L243 131ZM3 130V131H2ZM5 130V131H4ZM16 130V131H15ZM19 131V133L17 134V132ZM23 130H24V132H23ZM32 130V131H31ZM34 130V131H33ZM53 130V131H52ZM69 130H70V134H69ZM73 130H75V131H73ZM114 131V134H113V131ZM139 130H140V132H139ZM147 130L149 131V132H147ZM152 130H154V131H152ZM187 130V131H186ZM192 130H196V132L195 131H192ZM200 130V131H199ZM208 130V131H207ZM213 130H214V132H213ZM227 130V131H226ZM239 130H240V132H239ZM254 130V131H253ZM35 131H37L36 133H35ZM40 131V132H39ZM60 131V132H59ZM67 131L68 133H65V132ZM71 131L73 132L72 134H71ZM85 131V132H84ZM89 131H91L92 132V134L93 133H95V135H94V137H92L91 136V133H89ZM96 131V132H95ZM105 131H106V133H105ZM108 131H110L109 133H107ZM143 131H146V132H144L143 133ZM157 131H160L162 134H160L159 132H157ZM183 133V134H185V135H183L181 132ZM253 131V132H252ZM7 132H8V134H7ZM32 132H34L33 133V135L31 134ZM44 132V133H43ZM46 132V133H45ZM53 132H55V133H53ZM58 132V133H57ZM63 132V133H62ZM77 132H79V133H77ZM100 132H102L103 133V135H104V133H105V135L106 136H104V137H106L105 139H103L104 137L102 136V133H100ZM119 134H121V135H118V133ZM135 133V134H132V133ZM138 132L140 133V136H139V134H138ZM152 132H153V134H152ZM176 133V134H174V133ZM194 132V133H193ZM211 132V133H210ZM237 132V133H236ZM257 132V133H256ZM259 132V133H258ZM263 132V133H262ZM9 133L10 134H12V135H10V137H12V140H11V138L9 137ZM21 133H23V135L21 134ZM38 133V134H37ZM50 133H53V134H55L54 136H53V134H52V136H51V134ZM61 133V134H60ZM66 134L67 135V137L66 136H64L63 134ZM75 133V134H74ZM86 133H88V135H90L92 138L91 139H87V141H86V139L84 138V137H86V138H89L90 136H88ZM97 133V134H96ZM100 133V134H99ZM112 133V134H111ZM116 133H117V135H116ZM136 133H137V135H136ZM145 133H147V134H145ZM151 133V134H150ZM196 133V134H195ZM200 133V134H199ZM202 133V134H201ZM210 133V134H209ZM240 133V134H239ZM14 134L16 135L17 134V136L16 137H14ZM27 134H30V135H28L27 136ZM36 135V137H35V135ZM71 135V136H69V135ZM78 135V138H79V135H80V140H78L77 139V135ZM83 134H85V136L83 137ZM109 134H111L112 135V138L111 137H107ZM130 134V135H129ZM156 134V135H155ZM161 135V136H159V135ZM179 134V135H178ZM189 134V135H188ZM209 134V135H208ZM243 134H245V135H243ZM23 137H22V136ZM37 135H38V138H40V139H38L37 138ZM48 135H50V137L48 136ZM59 135H61L62 136V138H59L60 136ZM74 135H76V138H74L75 136ZM82 135V136H81ZM100 135H101V137H100ZM111 135H109V136H111ZM123 135H125V136H123ZM143 135V136H142ZM145 135V136H144ZM148 135V136H147ZM150 135V136H149ZM168 135H169V138H168ZM174 135V136H173ZM177 135V136H176ZM197 135V136H196ZM213 135V136H212ZM230 135V136H229ZM236 135V136H235ZM255 135H257V136H255ZM8 137V138H10L9 139V142H8V138L6 139V138H4V139H2L1 140V138H3V137ZM27 136V137H26ZM32 136V137H31ZM47 136V139H48V143L49 142H51L49 139H51L52 140V138L54 139V140H52L53 142H51L52 144L50 145V143L49 144H47V142H45V141H47V139H45V137ZM55 136H57V137H55ZM59 136V137H58ZM120 136V140L118 139V137ZM122 136V137H121ZM129 136H131V138L130 139H132L133 137L135 138H133L132 139V141L133 140H137L136 141V143H135V141H134V143L129 139ZM136 136L137 137H139V138H145V139H143V140H141V141H143L142 143L139 141L140 139H137L136 138ZM154 136V137H153ZM156 136H157V138H156ZM165 137V136H167V137H165V138H162L163 140H164V142H165V144L163 143V140H161L159 137ZM175 136L176 137H179V139L181 140H178V138L176 139L175 138ZM184 137L185 139H183L182 137ZM199 140H197V139H195V137ZM200 136H201V140H200ZM210 136H211V138H210ZM255 136V137H254ZM261 136H262V138H261ZM13 137H14V139H13ZM18 137H19V139H18ZM24 137H26V139L28 138V140L26 141V139L24 138ZM42 137V138H41ZM56 139H55V138ZM65 137H66V139H65ZM72 138V140L73 141H71V139L69 140V138ZM98 138V140H100L101 142H99L96 138ZM100 137V138H99ZM103 137V138H102ZM115 137V138H114ZM116 137H117V139H116ZM126 137V138H125ZM148 137L150 138V139H148ZM175 139H174V138ZM190 137V138H189ZM209 137V138H208ZM243 137H245V138H243ZM30 138V139H29ZM33 138V139H32ZM35 138V139H34ZM62 141H60L59 139ZM82 138H84V139H82ZM123 138V139H122ZM153 138H154V140H153ZM157 139V141H156V139ZM173 138V139H172ZM192 138V139H191ZM260 138V139H259ZM6 139V140H5ZM16 139V140H15ZM17 139L20 141H18L17 142V144H16V141H17ZM23 140V144H22V140ZM41 139H43L42 141H43V143H42V141H41ZM60 141V143H57L56 141H58V140ZM93 139V140H92ZM107 139V140H106ZM109 139V140H108ZM112 139H114L115 141H113ZM121 139H122V141H121ZM189 139V140H188ZM203 139V140H202ZM209 139V140H208ZM234 139V140H233ZM254 139V140H253ZM262 139V140H261ZM5 142H4V141ZM11 140V141H10ZM15 140V141H14ZM34 140V141H33ZM66 140H68V142H66ZM75 140V141H74ZM77 140H78V144H77ZM89 140V141H88ZM94 141V144H95V142H96V140H97V142H96V144L97 145H94V147L96 148H94L93 147V143L91 142V146H89L88 144L90 143V141ZM104 140H106L105 141V143H104ZM117 140H118V142H117ZM128 140H129V142H128ZM148 142H147V141ZM162 142H161V141ZM183 140V141H182ZM192 140V141H191ZM194 140L197 142H194ZM205 140V141H204ZM215 140V141H214ZM252 140V141H251ZM9 143V146H7L8 145V143ZM13 141V142H12ZM29 141H33V143L32 142H30L29 143ZM39 141H40V143H39ZM58 141V142H59ZM69 141H71V142H69ZM80 141H82V142H80ZM83 141H84V143H83ZM111 141L113 142V143H111ZM150 141V142H149ZM168 141V142H167ZM174 141V142H173ZM178 141V143H176V142ZM185 141V142H184ZM189 141H191V143L189 144ZM201 141V142H200ZM211 141V142H210ZM240 141V142H239ZM249 141H251V142H249ZM15 142V143H14ZM29 143V148L31 147H33L32 149L30 148V150H29V148H27L28 147V144H25V143ZM36 142H38V143H36ZM72 142H74V143H72ZM76 142V143H75ZM108 142H110L109 144H111L110 146H108V144L107 143ZM122 142V143H121ZM140 143L139 145H138V143ZM159 142H160V144L161 143H163V144H159ZM218 142H220V143H218ZM4 143H6V145L4 144ZM34 143H36V144H38L37 145V147H35V145L36 144H34ZM57 143V144H56ZM63 143V144H62ZM70 143V144H69ZM73 144V147L72 148H70V146L69 145H72ZM81 143H82V145H81ZM86 143V146L84 145ZM103 144H105L104 146H106V144H107V146L106 147H104V149L103 150H101L102 149V145ZM123 143H125V144H123ZM133 143V144H132ZM173 143V144H172ZM175 143V144H174ZM184 145H183V144ZM187 143V144H186ZM204 143V144H203ZM214 143H215V145H214ZM258 143V144H257ZM11 144H14V145H12V148H13V146H14V151H13V149L12 148H9L10 146H11ZM19 144V145H18ZM41 144H43L42 145V147H41ZM46 144V145H45ZM100 145V147H99V145ZM115 144V145H114ZM120 145V147H119V145ZM130 144V146L131 147H129L128 145ZM136 144V145H135ZM154 144V145H153ZM180 146H182L181 147V149L182 148H184V149H188L189 150V152L187 151V150H184V149H182V150H180V147L178 148V146L179 145ZM188 144H189V147L190 148H192V149H190L189 147H188ZM198 144H200V148H198ZM202 144V145H201ZM2 145V146H1ZM22 145H23V148H22ZM33 145V146H32ZM55 145V147H53ZM57 145H60V146H62V147H58ZM80 146V150H81V148L83 147V146H85V147H83V149L80 151L79 150V146ZM115 147H114V146ZM143 145V146H142ZM148 146V147H151V148H148L147 147V149H146V146ZM157 145V146H156ZM163 145H165V146H163ZM171 147H170V146ZM205 145V146H204ZM218 145V146H217ZM3 146H5V147H3ZM7 146V147H6ZM20 146V147H19ZM27 146V147H26ZM44 146H46V148L44 147ZM113 146V147H112ZM163 146V147H162ZM192 146V147H191ZM201 146H202V148H201ZM213 148H212V147ZM215 146V147H214ZM16 147V148H15ZM26 147V148H25ZM35 147V148H34ZM39 147H41V149L39 148ZM76 149H75V148ZM87 147H89V148H87ZM91 147H93V148H91ZM111 149H110V148ZM117 147H119V149L121 148H123L122 150H121V152L120 151H118L119 149L117 148ZM128 147V148H127ZM135 147H138L139 148V150H134V148ZM143 147H145L144 149H143ZM157 147V148H156ZM167 147V148H166ZM217 147L220 149H217ZM223 147V148H222ZM5 149V148H8L9 149V152L7 151V149H5V150H2V149ZM19 148V149H18ZM40 149L39 151H38V149ZM42 148H45V149H43L44 150V152H43V150H42ZM49 148V150H47L46 151V149H48ZM54 149V150H52V149ZM62 148V149H61ZM63 148H64V151H63ZM69 148V149H68ZM73 148H74V150H73ZM78 148V149H77ZM84 148H85V150H84ZM99 148H100V151H99ZM108 148V149H107ZM113 148H117V150H116V152L118 153H112V152H114L115 151V149H113ZM130 148H132V150L130 149ZM153 148V149H152ZM159 148H161V149H159ZM166 148V149H165ZM171 150H170V149ZM173 148H176V149H178V150H176V149H173ZM198 150H197V149ZM261 148V149H260ZM12 149V150H11ZM19 151H18V150ZM27 149V150H26ZM33 149L35 150L34 152H33ZM51 149V150H50ZM88 149L91 151V152H93V151H95V153L93 152V154L90 152V151H88ZM98 149V150H97ZM107 149V150H106ZM149 149H150V151L151 152H149ZM156 149V150H155ZM199 149H200V151H199ZM212 149V150H211ZM223 149V150H222ZM16 150H17V154H16ZM60 150V151H59ZM66 150L68 151V154H66V157L68 156V157H70V156H73V157H70V158H68L67 157V159H66V157H63V156H65V153H67L66 152ZM70 150H72L73 151V153H72V151L70 152L71 153V155H69V151ZM93 150V151H92ZM109 150H110V152H109ZM123 150L125 151V150H127V151H125L124 153H123ZM134 150V151H133ZM142 150V151H141ZM155 150V151H154ZM161 150H163V151H161ZM169 150V151H168ZM173 150V151H172ZM176 150V151H175ZM180 150V152L181 151H183V152H178L177 153V151H179ZM194 150V151H193ZM7 152V154H4V153H6ZM25 151H27V152H25ZM39 153H38V152ZM46 151V152H45ZM75 151V152H74ZM79 151V152H78ZM82 151L84 152V153H82ZM87 153H86V152ZM102 151V152H101ZM107 151L109 152L108 154H107ZM128 151H133L131 154H130V152H128ZM137 151V152H136ZM149 153H148V152ZM154 151V152H153ZM158 151V152H157ZM161 151V152H160ZM204 151V152H203ZM218 151V152H217ZM23 152V153H22ZM25 152V153H24ZM32 154H31V153ZM43 153V155H42V153ZM56 152H59L58 154H60V152H61V156L60 155H58ZM65 152V153H64ZM76 152H77V155H80L81 154V157L80 156H78L77 157V155H76ZM101 152V153H100ZM119 152L121 153V154H125V155H121V154H119ZM126 152H127V154H126ZM145 152L147 153V155L148 156H145L146 154H145ZM156 152V153H155ZM168 152V153H167ZM172 152V153H171ZM174 152V153H173ZM175 152H176V154H178V155H176L175 154ZM195 152V153H194ZM201 152V153H200ZM210 152V153H209ZM215 152V153H214ZM226 152V153H225ZM11 153V154H10ZM21 153V154H20ZM27 153V154H26ZM44 153H46V156H45V154ZM51 154L50 156H54V158H55V160H53V157H51L52 159H49L48 158V154ZM64 153V154H63ZM90 154V155H88V156H86V154ZM100 154L101 155V157H102V159L103 160H101V157L99 156V155H97V154ZM159 153V154H158ZM162 153V154H161ZM170 153V154H169ZM191 153V154H190ZM205 153H207V154H205ZM222 153V154H221ZM4 154V155H3ZM9 154V155H8ZM15 154H16V156H15ZM22 154H26V155H22ZM31 154V155H30ZM33 154H37V156H42V157H37L36 155H33ZM41 154V155H40ZM53 154V155H52ZM62 154H63V156H62ZM74 154H75V156H74ZM103 154V155H102ZM107 154V155H106ZM113 154V155H112ZM117 154V155H116ZM144 154V155H143ZM150 154H151V156H150ZM155 154H157V155H155ZM180 154H181V156H180ZM185 154V155H184ZM187 154V155H186ZM193 154V155H192ZM220 154V155H219ZM9 157H8V156ZM11 155H13L12 157L16 160H14V159H10L11 158ZM33 155V156H32ZM55 155H56V157H55ZM85 155V156H84ZM95 155H97V157L95 158ZM111 155H112V157H111ZM116 157H115V156ZM120 155V156H119ZM128 155V156H127ZM129 155L131 156V158L129 157ZM152 155H154V156H152ZM160 155V157L162 158H160V157H158ZM163 155H166V156H163ZM169 155V156H168ZM171 155V156H170ZM173 155V156H172ZM176 155V156H175ZM197 155H199V156H197ZM206 155V156H205ZM17 156H20V158H18ZM24 156V157H23ZM29 156H31V158L29 157ZM35 156V157H34ZM99 156V157H98ZM104 156V157H103ZM105 156H106V158H105ZM133 156H134V159H133ZM145 156V157H144ZM168 156V157H167ZM176 158H175V157ZM177 156H179V159H178V157ZM189 157L188 159H186V160H184L186 157ZM215 156V157H214ZM44 157V158H43ZM63 157V158H62ZM74 157H76L75 158V160H78V161H75L74 160ZM84 157V158H83ZM108 157H110L109 159H108ZM128 157V158H127ZM151 157H152V159H151ZM154 157V158H153ZM221 157V158H220ZM231 157V158H230ZM4 158V159H3ZM18 158V159H17ZM36 158V159H35ZM40 159V162H39V159ZM45 159L46 161H43V159ZM60 158V159H59ZM62 158V159H61ZM65 158V159H64ZM78 158V159H77ZM80 158H81V160H80ZM93 158H95L96 160H99L98 162H95V159H93ZM99 158V159H98ZM114 158V159H113ZM116 158V159H115ZM167 158H169L168 160H167ZM173 158H175V160L173 159ZM181 158V159H180ZM199 158V159H198ZM207 158V159H206ZM7 159V160H6ZM19 159H21V160H19ZM23 159V160H22ZM28 159V160H27ZM34 159V160H33ZM59 159V160H58ZM72 159V160H71ZM85 159H87V160H85ZM89 159H90V161H92L91 162V164L89 163L90 161H89ZM129 159V160H128ZM138 161V163L136 162V160ZM148 159V160H147ZM151 161H150V160ZM165 159H166V161H165ZM183 159V160H182ZM191 159V160H190ZM228 159V160H227ZM10 160H12L11 161V163H12V165H11V163L9 162ZM13 160H14V162H13ZM19 160V161H18ZM31 160V161H30ZM33 160V161H32ZM38 160V161H37ZM42 160V161H41ZM48 160H49V163H47L48 162ZM57 160V161H56ZM62 160V161H61ZM65 160H66V162H68V163H70L72 166L74 165V163H72V162H76V163H78L79 161L81 162V164H80V162L78 163V164H75V166H71V165H68V163H67V165L66 164H64V163H66L65 162ZM106 160V161H105ZM107 160H108V162H107ZM127 160V161H126ZM130 160L131 161H133L132 162V164L130 163ZM157 160V161H156ZM189 160V161H188ZM220 160V162H218ZM226 160V161H225ZM2 161V162H1ZM4 161V162H3ZM7 161L9 162V164H6L7 163ZM20 161H21V163H20ZM23 161H25V162H23ZM35 161V162H34ZM54 161H56L55 163H54ZM59 161V162H58ZM61 161V162H60ZM70 161H72V162H70ZM83 161H85V164L86 165H83L84 164V162ZM89 163H87V162ZM104 163H103V162ZM110 161V162H109ZM112 161V162H111ZM113 161L115 162V164H113ZM142 161V162H141ZM144 161V162H143ZM154 161V162H153ZM164 161V162H163ZM171 161V162H170ZM224 161V162H223ZM230 161V162H229ZM19 162V163H18ZM44 162H46V164L44 163ZM51 162V163H50ZM53 162V163H52ZM64 162V163H63ZM94 162V163H93ZM103 164H102V163ZM107 162V163H106ZM163 162V163H162ZM169 162V163H168ZM184 162V163H183ZM198 162V163H197ZM201 162V163H200ZM219 164H218V163ZM233 162V163H232ZM4 163H5V168H6V172H5V169H4ZM16 163V165L14 166V164ZM18 163V164H17ZM24 163V164H23ZM27 163H30L31 164V166L30 165H28ZM110 165H109V164ZM120 163V164H119ZM127 163H129V165L127 164ZM140 163H141V165H140ZM147 164L148 165V167L147 166H145V164ZM154 163V164H153ZM160 163V164H159ZM165 163V164H164ZM194 163V164H193ZM226 163V164H225ZM20 164V165H19ZM23 166H22V165ZM34 164H35V166L37 165V167H39L38 165L39 164H41L40 166L42 167H39V169H37V168H35V166H34ZM43 164V165H42ZM57 164V165H56ZM62 164V165H61ZM97 164V165H96ZM100 164H102V165H100ZM105 164V165H104ZM106 164L108 165V166H112V167H110V168H113V170H115V171H113L112 169H111V171H110V168H108L107 169V166H106ZM112 164V165H111ZM143 164V165H142ZM164 164V165H163ZM171 164H172V166H171ZM192 164V165H191ZM200 164V165H199ZM9 165V167L11 168L10 169V171H12V172H10V171H8V168L9 167H7ZM47 165H49L50 167H51V169L49 168V166H47ZM53 165V166H52ZM65 165H66V167H67V169L65 168ZM78 167H77V166ZM90 165V166H89ZM122 165V166H121ZM131 165H135L134 167L133 166H131ZM138 165V166H137ZM160 165V166H159ZM162 165V166H161ZM170 165V166H169ZM173 165H175L174 167H173ZM230 165V166H229ZM234 165V166H233ZM239 165V166H238ZM21 166L23 167V168H21ZM27 166H28V169H27ZM33 166V167H32ZM103 166V167H102ZM104 166L106 167V170H104L103 168H104ZM133 168H131V167ZM141 166V167H140ZM167 166V169H165L164 167H166ZM177 166L179 167V168H177ZM186 168H185V167ZM193 166V167H192ZM219 166V167H218ZM223 168H221V167ZM232 166V167H231ZM3 169H2V168ZM14 167V168H13ZM32 168V170L30 169V168ZM43 167H44V169L45 170H47V171H45L44 169H43ZM58 167V168H57ZM77 167V168H76ZM81 167V168H80ZM87 167H89L88 169H86ZM122 167V168H121ZM124 167H126V169L124 168ZM138 167V168H137ZM147 167V168H146ZM152 167V168H151ZM170 167H171V169H170ZM176 167V168H175ZM181 167V168H180ZM199 169H198V168ZM230 167V168H229ZM26 168V169H25ZM34 168V169H33ZM49 168V169H48ZM61 170H60V169ZM72 168V169H71ZM74 168V169H73ZM83 168V169H82ZM85 168V169H84ZM101 168V169H100ZM131 168V169H130ZM135 168V169H134ZM157 168V169H156ZM160 168V169H159ZM222 169V171H221V169ZM227 168V169H226ZM229 168V169H228ZM240 170H239V169ZM247 168V169H246ZM37 169V170H36ZM41 169V170H40ZM66 169V170H65ZM70 169L73 171V174L75 175H72V171H70ZM90 169V170H89ZM92 169V170H91ZM95 169H97L96 171H95ZM124 169V170H123ZM129 169L131 170V172L129 171ZM143 169L144 170H147V171H144L145 172V174H144V172H143ZM155 169V170H154ZM164 169V170H163ZM178 169V170H177ZM183 169V170H182ZM185 169V170H184ZM233 169V170H232ZM3 170V171H2ZM14 170V171H13ZM17 170V171H16ZM24 170V171H23ZM27 170H31L32 171V175H30V173H31V171H27ZM41 172H40V171ZM43 170V171H42ZM55 170V171H54ZM57 170V171H56ZM59 170V171H58ZM99 170V171H98ZM100 170H102L101 171V173H100ZM122 170V171H121ZM136 170V171H135ZM141 170V172H139V171ZM224 170V171H223ZM239 170V171H238ZM249 170V171H248ZM257 170V171H256ZM2 171V172H1ZM20 171H21V173H20ZM49 171V172H48ZM53 171V172H52ZM64 172V174H63V172ZM87 171H88V173H87ZM90 171H92V173H90ZM94 171H95V173H94ZM110 171V172H109ZM113 171V172H112ZM124 171V172H123ZM129 171V172H128ZM134 171V173H136V174H134V173H132ZM151 173H150V172ZM160 171V172H159ZM162 171V172H161ZM163 171H164V173H163ZM187 171V172H186ZM193 171H195V172H193ZM227 171V172H226ZM229 171H232L231 173H237V174H233L234 176H232V174L229 172ZM16 174H15V173ZM47 174H46V173ZM51 172V173H50ZM56 173V175H55V173ZM68 172V173H67ZM84 172V173H83ZM96 172H97V174H96ZM107 172V173H106ZM115 172V173H114ZM122 172H123V174H122ZM165 172H167V173H165ZM246 172V173H245ZM11 175H10V174ZM27 176V178H25L26 176L24 175V174ZM28 173V174H27ZM36 173H37V175H36ZM45 173V174H44ZM59 173H60V175H59ZM71 173V174H70ZM77 173H79V174H81V175H79V174H77ZM87 173V174H86ZM90 173V174H89ZM94 173V174H93ZM111 175H110V174ZM112 173H114V174H116L117 173V175H116V177H119L118 175L119 174H121V176H120V178L117 180V178L116 177H114V175L112 174ZM119 173V174H118ZM125 173V174H124ZM128 174V176H129V178H127V180H126V175ZM130 173H132V175H130ZM176 173V174H175ZM230 173V174H229ZM251 173V174H250ZM6 175V177L4 176V175ZM15 174V175H14ZM20 174H22V175H20ZM43 176H42V175ZM53 176V177H51V175ZM54 174V175H53ZM70 175V177H69V175ZM89 174V177L87 176ZM91 174L93 175V176H91ZM105 174V175H104ZM137 174H139V176H141V177H139ZM157 174H158V176H157ZM166 175V176H164V175ZM241 175V176H239V175ZM248 174V175H247ZM255 174H256V176H255ZM8 175V176H7ZM10 175V176H9ZM24 175V176H23ZM39 175V176H38ZM96 176V178H95V176ZM113 175V176H112ZM144 175V176H143ZM145 175H147L146 177H145ZM168 175V176H167ZM187 175H190V177L189 176H187ZM193 175V176H192ZM232 176L234 179L233 180H237L236 182L235 181H233L232 179H231V177L230 176ZM243 175H244V178H246V180L243 178ZM4 176V177H3ZM31 178H30V177ZM39 177L38 179L36 178V177ZM59 176H60V178H59ZM68 176V177H67ZM74 176V177H73ZM77 176V177H76ZM97 176H98V178H97ZM112 177V179L111 178H106V177ZM125 176V177H124ZM127 176V177H128ZM131 176L133 177L132 179H131ZM143 176V177H142ZM155 176H157V177H155ZM177 176V177H176ZM180 176V177H179ZM182 176V177H181ZM251 176V177H250ZM17 177V178H16ZM25 178V180H24V178ZM32 177H35L36 178V181H35V178H32ZM42 179H41V178ZM45 177V178H44ZM50 179H48V178ZM55 177H57L56 178V182L54 181V179H55ZM74 178V179H72V178ZM79 177V178H78ZM82 177V178H81ZM87 177V178H86ZM101 177H102V179H101ZM123 177V178H122ZM149 177H150V179H149ZM152 177H154V178H152ZM162 177H164V179L162 178ZM171 177V178H170ZM189 177V178H188ZM193 179H192V178ZM219 177V178H218ZM6 178V179H5ZM13 178V179H12ZM19 178H22L21 179V181H19ZM96 179V182H94L93 183V181ZM114 178H116V180L114 179ZM142 181V183H141V181L139 182V179ZM146 178H148V179H146ZM158 179V180H154V179ZM166 178V179H165ZM170 178V179H169ZM236 178V179H235ZM238 178H240V179H238ZM248 178H250V179H248ZM253 178V179H252ZM263 178V179H262ZM46 179V180H45ZM52 179H53V181H52ZM59 179H61V181L59 180ZM64 179V180H63ZM69 179V180H68ZM72 181H71V180ZM80 179H81V181H80ZM87 179H88V181H87ZM91 179V180H90ZM126 180L125 182L123 181L122 182V180ZM131 179V180H130ZM134 179H136V180H134ZM187 179V180H186ZM228 179V180H227ZM247 179H248V181H247ZM3 180V181H2ZM11 180V181H10ZM17 180H18V182H17ZM27 180V181H26ZM30 180V181H29ZM73 180H75V182H73ZM101 180H103L102 182H104V183H102V182H100ZM109 180H111V183L109 184ZM133 180H134V182H133ZM146 180H149L148 182L146 181ZM152 180V181H151ZM166 180H167V184L165 183L166 182ZM169 180V181H168ZM184 180V181H183ZM194 180V181H193ZM200 180H202V181H200ZM223 180V182H221ZM231 180V181H230ZM258 180V181H257ZM262 180V181H261ZM9 181V182H8ZM14 181L16 182V183H14ZM58 181V182H57ZM63 181V182H62ZM92 181V182H91ZM106 181L108 182V183H106ZM114 181V182H113ZM120 181L122 182V183H120ZM146 181V182H145ZM158 181H160V183H158ZM216 181V182H215ZM218 181H219V184H218ZM228 181V182H227ZM250 181V183H248ZM23 182V184H21V183ZM26 182V183H25ZM28 182H30V183H28ZM47 182V183H46ZM62 182V184L64 185H62V184H60ZM70 182V183H69ZM77 182V183H76ZM79 182V183H78ZM126 182H127V185H126ZM130 182V183H129ZM171 182V183H170ZM180 182H183V183H180ZM205 182V183H204ZM208 182H209V184H208ZM223 184V186H224V184L225 185H229L228 187L227 186H225V187H222V184ZM226 182V183H225ZM234 182V183H233ZM246 182H247V184H246ZM7 183V184H6ZM8 183H10L9 185H8ZM18 183H20V185H22V186H20ZM49 183V184H48ZM52 183V185H50ZM93 185H91V184ZM98 185H97V184ZM101 183H102V185L104 186V188L101 186ZM113 183V184H112ZM114 183H116V185L114 184ZM132 183H133V185H132ZM134 183H136V184H134ZM138 183H140L139 185H141V186H139L138 185ZM157 185H156V184ZM207 183V184H206ZM215 183V184H214ZM217 183V184H216ZM232 183V184H231ZM241 183V184H240ZM242 183H245L244 184V187H243V185H242ZM256 184V185H254V184ZM16 185V187H18L17 188V191H15V185ZM17 184H18V186H17ZM29 184H31V185H29ZM37 186H36V185ZM57 184V185H56ZM97 186H96V185ZM106 185V187H105V185ZM108 184V185H107ZM112 184V185H111ZM118 184H119V186L121 187V189L119 190V186H118ZM171 184V185H170ZM183 184L186 186V187H184L183 189L185 190V192H186V194H185V192H182V193H180V191L182 190V191H184L183 189H182V187H183ZM192 184V185H191ZM202 184V185H201ZM220 184H221V186H220ZM233 184H234V186H233ZM237 184V185H236ZM254 186H253V185ZM261 184V185H260ZM12 185H14V186H12ZM24 185H27V188L24 186ZM35 185V186H34ZM48 185H50V186H48ZM66 185V186H65ZM70 185V186H69ZM84 185H88V186H84ZM91 185V186H90ZM101 187H100V186ZM121 185H123V187L121 186ZM125 185V186H124ZM129 185H132V187H134L135 185L139 188H137L136 186L132 189L131 188V186H129ZM158 185H160V187H158ZM175 185V186H174ZM199 185V186H198ZM206 185V186H205ZM211 186V187H208V186ZM217 185V186H216ZM248 185H250V186H248ZM12 186V187H11ZM61 186V187H60ZM67 186H69V187H67ZM118 186V187H117ZM144 186H146L145 188H144ZM149 186H151V187H149ZM152 186H154L153 188H152ZM161 186H163V187H161ZM168 186V187H167ZM171 187V189H170V187ZM182 186V187H181ZM192 186H194V188L192 187ZM203 188H202V187ZM240 186V187H239ZM6 187H7V189H6ZM10 187V188H9ZM21 187V188H20ZM23 187H24V190H23ZM45 187H46V190H45ZM85 187V188H84ZM89 187H92V189L94 188V190H92L91 188H89ZM97 187V189H95ZM110 187V188H109ZM113 187H116V189H117V191L113 188ZM125 187V188H124ZM141 187V188H140ZM175 187V188H174ZM177 187V188H176ZM208 187V188H207ZM213 187V188H212ZM218 188V189H216V188ZM230 187H232L230 190H229V188ZM243 187V188H242ZM31 188V189H30ZM49 188V189H48ZM58 188V189H57ZM59 188H61V189H59ZM64 188V189H63ZM68 188V189H67ZM70 188V189H69ZM87 188V189H86ZM88 188L90 189V190H88ZM103 189V190H100V189ZM122 188H124V190L122 189ZM128 188H131V190L132 191H130V189H128ZM138 189L137 191L136 190H134V189ZM146 188H147V190H146ZM151 188V189H150ZM159 188V189H158ZM185 188H187V189H185ZM190 188V189H189ZM234 188H236V189H238V191L236 190V189H234ZM247 188V189H246ZM255 188V189H254ZM6 189V190H5ZM9 189V190H8ZM48 189V190H47ZM59 190L61 193H59V191H57V190ZM99 189V190H98ZM113 189V190H112ZM142 189H144L145 190V193H144V190H142ZM154 191H153V190ZM157 189V190H156ZM163 189H165V190H163ZM170 189V190H169ZM177 189H179V190H177ZM181 189V190H180ZM195 189H196V191H195ZM198 189V190H197ZM203 191L202 193H201V190ZM249 189V190H248ZM254 189V190H253ZM262 189H263V191H262ZM6 191V193H5V191ZM39 190V191H38ZM57 191V193H55V191ZM96 190H97V192H96ZM109 190V191H108ZM123 190V191H122ZM127 190V191H126ZM129 190V191H128ZM162 190H163V192H162ZM173 190V191H172ZM176 190V191H175ZM208 190V191H207ZM210 190H211V193H210ZM212 190H214L213 192H212ZM228 190V191H227ZM244 190V191H243ZM245 190H246V193H245ZM19 191V192H18ZM54 191V192H53ZM63 191V192H62ZM67 191V192H66ZM85 191H86V193H85ZM92 192V194H90L91 192ZM93 191H95V192H93ZM116 191V192H115ZM119 191V192H118ZM133 191H134V193H133ZM147 191V192H146ZM149 191H153L152 193L151 192H149ZM175 191V192H174ZM188 191H190V192H188ZM192 191V192H191ZM216 191H218V192H216ZM232 191H234V192H232ZM237 191V192H236ZM248 191H250V192H248ZM254 191V192H253ZM259 191V192H258ZM15 192V194H16V196H17V198L14 196V194L13 193ZM28 193V195H26L27 193ZM46 192V193H45ZM108 192H110V193H108ZM118 192V193H117ZM125 192V193H124ZM139 192V193H138ZM160 192V193H159ZM198 192H200V195H197V194H199ZM227 192V193H226ZM242 192V193H241ZM243 192L245 193L244 194V196H243ZM252 192H253V194H252ZM5 195H4V194ZM12 193V194H11ZM23 193V194H22ZM26 193V194H25ZM33 193V194H32ZM40 193H43V194H40ZM47 193H48V195H51V193L53 194V196L51 195V196H48L47 195ZM50 193V194H49ZM74 193V194H73ZM78 195H77V194ZM84 193V194H83ZM100 193H101V195H100ZM120 193V194H119ZM122 193V194H121ZM124 193V194H123ZM131 193V194H130ZM143 193V194H142ZM155 193V194H154ZM172 193H173V195H174V198H173V196H172ZM178 193V194H177ZM195 193H197V194H195ZM218 193V194H217ZM223 193V194H222ZM249 193H250V195H249ZM259 193V194H258ZM19 194V195H18ZM33 196H32V195ZM60 194H62V195H60ZM83 194V195H82ZM89 196H88V195ZM94 194H95V196H94ZM99 194V197L102 199H99L98 198V196L97 195ZM102 194L104 195L103 197H102ZM115 194H117V195H115ZM125 194H128V195H125ZM134 194V195H133ZM151 194V195H150ZM175 194H177L178 195V197H177V199L179 198V197H181V198H179V202H178V200L176 199V197L175 196H177V195H175ZM191 194V195H190ZM194 194V195H193ZM223 196H225V195H227V196H225V197H223ZM240 194H242V196L240 195ZM8 195H10L9 197H8ZM30 195V197L31 198H27V199H25V196L27 197V196H29ZM39 195V196H38ZM41 195V196H40ZM72 195V196H71ZM74 195V196H73ZM77 195V196H76ZM133 195V196H132ZM153 195H155L156 196V198L153 196ZM157 195H158V199H157ZM159 195H161L160 196V198H159ZM164 195H166V198L164 197ZM180 195V196H179ZM221 195V196H220ZM235 195V196H234ZM246 195V196H245ZM253 195V196H252ZM256 195V196H255ZM21 196H23V198L21 197ZM60 196V197H59ZM79 196V197H78ZM91 196V197H90ZM129 196H130V198H129ZM138 196V197H137ZM146 196V197H145ZM152 196V197H154V198H150V197ZM192 196V197H191ZM194 196H197V197H194ZM229 196V197H228ZM237 196V197H236ZM251 196V197H250ZM12 197V198H11ZM15 197V198H14ZM19 197V198H18ZM47 197V198H46ZM50 197H52V198H54L55 197V199H52V198H50ZM66 197V198H65ZM86 197V198H85ZM89 197H90V201L88 200L89 199ZM94 197V198H93ZM132 197V198H131ZM139 197H141V199L139 198ZM150 199H149V198ZM219 197V198H218ZM223 199H222V198ZM228 197V198H227ZM247 197L249 198V199H247ZM6 198V199H5ZM11 199L13 202H11V201H9V199ZM13 198H14V200H13ZM21 198V199H20ZM56 198H58V199H56ZM79 198H83V200H81V199H79V203L77 202L78 201V199ZM119 198H120V200H119ZM133 198H135V200L133 199ZM137 198V199H136ZM145 200H144V199ZM163 198H165V200L163 199ZM169 198H173L172 200H170ZM200 198V199H199ZM226 198V199H225ZM252 198V199H251ZM258 199V200H256V199ZM16 199V200H15ZM19 199H20V201H19ZM73 199V200H72ZM75 199H76V201H75ZM84 199H86L85 201H84ZM96 199V200H95ZM107 199V200H106ZM114 201V202H116L117 200L120 202H116L117 203V205L119 206V205H121V206H119V207H117V205H115V203L114 202H112V200ZM127 199H131V200H127ZM140 199V200H139ZM154 199V200H153ZM161 199V200H160ZM163 199V200H162ZM175 199V200H174ZM185 201H184V200ZM190 199V202L189 201H186V200H189ZM231 199V200H230ZM242 199V200H241ZM255 199V200H254ZM25 201V202H22V201ZM27 200V201H26ZM30 200V201H29ZM57 200V201H56ZM60 200V201H59ZM64 200H65V202H64ZM93 200H95V202L93 201ZM97 200H100V202L99 201H97ZM108 200L111 202H109L108 203ZM144 200V201H143ZM149 200V201H148ZM153 200V201H152ZM169 200V201H168ZM182 200V201H181ZM200 200V201H199ZM244 200V201H243ZM263 200V201H262ZM3 201H5V203L3 202ZM10 203H9V202ZM19 201V202H18ZM71 201V202H70ZM73 201V202H72ZM82 201V202H81ZM94 203H93V202ZM121 201H123V202H121ZM135 203H134V202ZM140 202V204L138 203V202ZM157 201V202H156ZM161 202V203H158V202ZM168 201V204L170 205V206H168L167 207V203H165V202H167ZM171 201H174L173 203L171 202ZM184 201V202H183ZM196 201V202H195ZM239 201H240V204H239ZM246 201V202H245ZM15 202V203H14ZM18 203V205H17V203ZM20 202H22V203H20ZM30 202V203H29ZM66 202L68 203V204H66ZM69 202H70V204H69ZM75 202V203H74ZM91 204H93V205H91ZM102 202V203H101ZM104 202V203H103ZM146 202V203H145ZM153 202H155V203H153ZM186 202V203H185ZM244 204H243V203ZM9 203V204H8ZM12 203V204H11ZM14 203V204H13ZM27 203H29L30 205H26ZM71 203H72V205H71ZM78 203V207H76L77 204ZM81 203L83 204V205H81ZM106 203V204H105ZM114 203V204H113ZM122 203H123V206H122ZM142 203V204H141ZM147 203H149V205L147 204ZM151 203H152V208L150 207L151 206ZM178 203H180V204H178ZM192 203V204H194V205H192V207H191V205L190 204ZM196 203V204H195ZM225 203V204H224ZM228 203V204H227ZM231 203V204H230ZM249 203H250V205H249ZM255 203H257V205L255 204ZM1 204H2V206H1ZM5 206H4V205ZM76 206H75V205ZM85 204V205H84ZM96 204V205H95ZM104 204V205H103ZM108 204V205H107ZM110 204V205H109ZM112 204V205H111ZM165 204V205H164ZM172 204V205H171ZM175 204V205H174ZM183 204V205H182ZM186 204V205H185ZM251 204H253V206L251 205ZM12 205L14 206V208L12 207ZM17 205V206H16ZM21 205H22V207H21ZM25 205V206H24ZM64 205H67V206H64ZM79 205H81V207L79 206ZM88 205V206H87ZM90 205V206H89ZM98 206V205H100V206H98V208L97 207H95V206ZM126 205V206H125ZM144 205V206H143ZM147 205H148V207H147ZM154 205H156L155 206V209L153 208V206ZM158 205H161V207H159ZM162 205H164V206H162ZM178 205V206H177ZM190 205V206H189ZM229 205V206H228ZM231 205V206H230ZM239 205V206H238ZM241 205H242V207H241ZM254 205H256V207H254ZM260 205V206H259ZM7 206V207H6ZM20 206V209L18 208L17 209V207H19ZM28 206V207H27ZM71 206H74V207H71ZM86 206V207H85ZM91 206H93V207H91ZM113 207V209H110V207ZM180 206V207H179ZM187 206H188V208H187ZM197 206V207H196ZM236 206V207H235ZM245 206H247V207H245ZM250 206V207H249ZM3 207V208H2ZM16 207V208H15ZM64 207V209H62ZM66 207H67V209H66ZM85 209H84V208ZM100 207V208H99ZM104 207V208H103ZM107 207V208H106ZM111 207V208H112ZM116 207V209L118 208H121V209H119V211L117 210V211H115L116 209H114ZM127 207V208H126ZM130 207H132L131 209H130ZM142 207V208H141ZM145 207V208H144ZM146 207H147V209H146ZM162 207H163V210H164V213L162 212L163 210H162ZM165 207V208H164ZM169 207H173V209H174V211H173V209L171 208V210L169 209ZM184 207V208H183ZM195 209H194V208ZM223 207V208H222ZM233 207H234V209H233ZM9 208H11V209H9ZM24 208V209H23ZM29 208V209H28ZM70 208V209H69ZM75 208V209H74ZM78 208V209H77ZM87 208V209H86ZM110 210H109V209ZM124 208V209H123ZM144 208V209H143ZM150 210H149V209ZM178 208H180V209H178ZM204 208V209H203ZM241 208V209H240ZM245 208V209H244ZM249 208V209H248ZM3 209V210H2ZM13 209V210H12ZM69 209V210H68ZM97 209L99 210V211H97ZM101 209V210H100ZM105 209H107V211H105ZM135 209V210H134ZM143 209V210H142ZM151 209H153V211H151ZM167 209V210H166ZM175 209H176V211H178V212H176L175 211ZM178 209V210H177ZM182 209H183V211H182ZM186 209H187V212H185L186 211ZM190 209H191V211H190ZM232 209V210H231ZM237 209V210H236ZM254 209V210H253ZM255 209H257L258 211H255ZM260 209V210H259ZM32 210V211H31ZM68 210V211H67ZM72 210V211H71ZM79 210V211H78ZM109 210V211H108ZM156 210H157V212H156ZM159 210V211H158ZM166 210V211H165ZM180 210H181V212H180ZM194 210H197L198 212H196L195 213V211ZM204 210V211H203ZM224 210V211H223ZM225 210H227L226 212H225ZM229 210V211H228ZM243 210V211H242ZM246 210V211H245ZM4 211V212H3ZM17 211V212H16ZM22 211V212H21ZM26 212V214L25 213H23V212ZM29 211V212H28ZM32 212V214H31V212ZM38 212V213H35V212ZM62 211V212H61ZM65 211V212H64ZM86 211H88V212H86ZM90 211V212H89ZM100 211H101V213H100ZM112 211H114V212H112ZM123 213H122V212ZM140 211H141V214H140ZM144 211V212H143ZM171 211V212H170ZM208 211V212H207ZM238 211V212H237ZM239 211H241V212H239ZM250 211H252V212H250ZM263 211V212H262ZM5 212H6V214H5ZM9 213V215H7L8 213ZM67 212V213H66ZM71 212H73L74 213V215H76V214H78L77 215V217L78 218H80V219H78L77 218V222H76V216L74 217V215H73V213H71ZM82 212H84V213H82ZM85 212L88 214V215H86L85 214ZM96 212V213H95ZM100 213V214H98V213ZM103 212H105V214L103 213ZM106 212H107V214H106ZM109 212V213H108ZM111 212V213H110ZM115 212H117L116 214H115ZM119 212V213H118ZM137 212V213H136ZM143 212V213H142ZM154 212L155 214H157V215H155L154 213H153V215H152V213ZM167 212V213H166ZM173 212H175V213H173ZM180 212V213H179ZM199 212H200V214H199ZM212 214H211V213ZM237 212V213H236ZM250 212V213H249ZM17 213V214H16ZM30 213V214H29ZM71 214V216H70V214ZM159 213V214H158ZM160 213H161V215H160ZM191 213V214H190ZM221 213V214H220ZM241 213V214H240ZM263 213V214H262ZM6 216H5V215ZM11 214H13V215H11ZM35 214V215H34ZM38 214H39V216H38ZM86 215V217H85V215ZM113 214V218H114V220H116V222L114 221V220H111V219H109V218H112L111 217V215ZM118 214L120 215V216H118ZM143 214V215H142ZM149 214V215H148ZM168 215V214H171V215H168V216H166L165 217V215ZM173 214H174V216H173ZM202 214V215H201ZM226 214V215H225ZM234 214H236V215H234ZM243 214V215H242ZM37 215V216H36ZM51 217H50V216ZM63 215H65V216H63ZM91 215H93V217H91ZM99 215H101V216H103V218L101 219V216H99ZM106 215V216H105ZM110 216L109 218L107 217V216ZM132 215V216H131ZM160 215V216H159ZM162 215L164 216L163 217V219H162ZM183 215H185V216H183ZM191 215V216H190ZM195 215V216H194ZM204 215V216H203ZM229 215V216H228ZM240 217H238V216ZM250 215V216H249ZM9 216V217H8ZM10 216H12V217H10ZM15 216H16V218H15ZM20 216V217H19ZM28 216V217H27ZM29 216H30V218H29ZM71 217V219H70V217ZM79 216H84V218L83 217H79ZM88 216V217H87ZM90 216V217H89ZM96 216V217H95ZM97 216H99V220L100 221H102L103 220V222H102V227H101V225H99L101 222L98 220V219H96L97 218ZM104 216L106 217V219L104 218ZM115 216V217H114ZM141 218H140V217ZM153 216L155 217V218H153ZM172 216V217H171ZM196 216H199L198 218L196 217ZM201 216V217H200ZM217 216V217H216ZM226 216H227V218H226ZM244 216H247V218L245 217L244 218ZM262 216V217H261ZM18 217V218H17ZM35 217V218H34ZM37 217V218H36ZM52 217H54V219L55 218H58L61 222H60V224L62 223V225H60L59 224V220L58 219H56V221L54 220V222H53V220H51V219H53ZM128 217V218H127ZM146 217L147 219H150V220H147V219H144V218ZM150 217H152V218H150ZM156 217H157V219H156ZM158 217H161V220H160V218H158ZM176 217H178V218H176ZM180 217H181V219H180ZM191 219H190V218ZM205 217V218H204ZM208 219H207V218ZM224 217V218H223ZM249 217H250V219H249ZM262 218V220H261V218ZM9 218V219H8ZM32 218H34V219H32ZM67 218H68V222H69V224L68 223H64L63 224V222H67ZM92 218V219H91ZM112 218V219H113ZM116 218V219H115ZM117 218H120V220L119 219H117ZM123 218H124V220H123ZM166 218V219H165ZM172 218H173V220H172ZM175 218H176V220H175ZM186 218V219H185ZM189 218V219H188ZM235 218V219H234ZM238 220H237V219ZM5 219V220H4ZM6 219L8 220V221H6ZM13 219V220H12ZM19 219V220H18ZM35 219H38V220H35ZM41 219H43V221L41 220ZM70 219V220H69ZM73 219L75 220L74 222L76 223V224H74L73 225ZM88 219V220H87ZM93 219H95V220H93ZM144 219V220H143ZM151 219H152V222L153 223H155V224H153V223H150L151 222ZM165 219V220H164ZM170 219V220H169ZM179 219V220H178ZM183 219L185 220V221H183ZM193 219V220H192ZM202 221H201V220ZM239 219H240V221H239ZM251 219H252V221H251ZM16 220H18V221H16ZM45 220V221H44ZM48 220V221H47ZM51 220V221H50ZM58 220V221H57ZM86 220V221H85ZM90 220V221H89ZM96 220H98L99 221V224H97L98 223V221L96 222ZM119 220V221H118ZM142 220V221H141ZM145 220H147V221H145ZM167 220V221H166ZM175 220V221H174ZM181 220V221H180ZM188 220V221H187ZM190 220V221H189ZM197 220V221H196ZM206 220V221H205ZM243 220V221H242ZM261 220V221H260ZM12 221H14V222H19L18 224L16 223H14V222H12ZM21 221V222H20ZM71 221V222H70ZM82 221V222H81ZM89 221V222H88ZM91 221H92V223H91ZM94 221H95V223L97 224V225H99V228H98V226L97 225H95V223H94ZM106 221H110V222H106ZM141 221V222H140ZM149 221V222H148ZM157 221V222H156ZM164 221V222H163ZM171 221L173 222V224L174 225H176V226H174L173 224H170L171 223ZM180 223H178V222ZM204 221V222H203ZM211 221V222H210ZM213 221V222H212ZM223 221H224V223H223ZM229 221V222H228ZM234 221L236 222V223H234ZM11 222V223H14L12 226L13 227H15L16 225V227L15 228H12L11 227V223H10V226H9V223ZM41 222V223H40ZM50 222H52V224L50 223ZM105 222V223H104ZM112 222L115 224H112ZM119 222V223H118ZM121 222V223H120ZM143 222H144V224H143ZM147 222V223H146ZM169 222V223H168ZM176 222V223H175ZM193 222H194V225H193ZM203 222V223H202ZM206 222V223H205ZM219 222V223H218ZM222 222V223H221ZM252 222H254V223H252ZM263 222V223H262ZM24 223V224H23ZM71 223V224H70ZM136 223H137V225H138V227H136L137 225H136ZM158 223V224H157ZM197 223V224H196ZM222 224V226H220L221 224ZM238 223V224H237ZM246 223V224H245ZM257 223V224H256ZM260 223H262V224H260ZM6 224H7V226H6ZM20 224V225H19ZM22 224L23 225H25V226H23V227H25V228H22ZM53 225V226H51V225ZM57 224V226H55ZM69 225V227H68V225ZM80 226H79V225ZM82 224H84L83 226H84V228H81L82 227ZM89 224L91 225V226H93V224L95 225L93 228H92V230L90 229V227L91 226H89ZM104 224L107 226V228H106V226L105 227H103L104 226ZM113 226H112V225ZM121 225V227H119L118 228V225ZM140 224H142L141 225V228H140ZM153 224V225H152ZM160 224V225H159ZM163 224V225H162ZM203 224L204 225H206L207 227H205V226H203ZM224 224V225H223ZM234 224V225H233ZM242 226H241V225ZM250 224V225H249ZM252 224H254V225H252ZM28 225V226H27ZM59 225V226H58ZM70 225H72V227L70 228ZM76 225V226H75ZM117 225V226H116ZM119 225V226H120ZM150 225V226H149ZM151 225H152V227H155V230H154V232H153V228H151ZM155 225V226H154ZM159 225V226H158ZM165 225H167V227H165L164 228V226ZM186 225V226H185ZM190 225V226H189ZM193 225V226H192ZM228 225V226H227ZM244 225L247 227V228H245L244 227ZM251 225H252V227H251ZM256 225V226H255ZM65 226H67V227H65ZM75 226V230H73L72 231V229H73V227ZM133 226V227H132ZM144 226H145V228H144ZM172 226V227H171ZM182 226H184V227H182ZM209 226V227H208ZM220 226V227H219ZM234 226V227H233ZM238 226H239V228H238ZM242 228H241V227ZM262 226V227H261ZM11 227V228H10ZM20 227V229H21V233L19 232V231H17V229ZM37 227H39V228H37ZM45 227V228H44ZM52 227V228H51ZM53 227H55V228H53ZM59 227L61 228V231H62V233L60 232L59 233V231L57 230V229H59ZM77 227V228H76ZM80 227V232H76V231H79L78 230V228ZM87 227V228H86ZM88 227H89V229H88ZM97 227V228H96ZM111 227L112 228H114V232H113V229H112V231H111ZM146 227H148V231L150 232H148L147 233V229H146ZM149 227L151 228V230L149 229ZM158 229H157V228ZM162 229H161V228ZM186 227H189V229L187 228L186 229ZM197 228L196 230L198 231H196L195 229H192V228ZM224 228V229H220V228ZM255 227V228H254ZM261 227V228H260ZM5 228H10V229H13V230H8V229H5ZM41 228V229H40ZM47 228V229H46ZM64 228H67V230H65ZM100 228H102L101 230H100ZM104 228V229H103ZM106 228V229H105ZM121 228H123V230L121 229ZM132 228L134 229V230H132ZM145 229V231H143L142 232V230L143 229ZM168 228H169V230H168ZM173 228V229H172ZM183 228V229H182ZM217 228V229H216ZM228 228H229V230H228ZM237 230H235V229ZM238 228V229H237ZM244 228H245V230H244ZM258 228H260L259 229V231H258ZM263 228V229H262ZM15 229H16V233L15 232H13V231H15ZM25 229V230H24ZM35 229H37V231L35 230ZM38 229H39V231H40V233L38 232ZM64 229V230H63ZM70 229V230H69ZM77 229V230H76ZM88 229V230H87ZM115 229L117 230V231H115ZM119 229H120V231H119ZM137 229H139V230H141V231H139V230H137ZM176 229V230H175ZM185 229V230H184ZM192 229V230H191ZM201 231H199V230ZM249 229H250V231H249ZM252 229V230H251ZM52 230L53 231H55L54 232V235H51V233L53 234V232H52ZM60 230V229H59ZM69 230V231H68ZM84 230V231H83ZM86 230H87V232H86ZM99 230V231H98ZM106 230V231H105ZM126 230V231H125ZM132 230V231H131ZM136 230V231H135ZM157 230V231H156ZM164 230V231H163ZM181 231V232H178V231ZM224 230V231H223ZM234 230V231H233ZM242 230V231H241ZM261 230H262V232H261ZM12 231V233H11V235H10V232ZM22 231H24V232H22ZM27 231H28V233H27ZM30 231V232H29ZM35 231V232H34ZM46 231V233L48 234V236H47V234L46 233H44ZM49 231V232H48ZM51 231V232H50ZM58 231V232H57ZM63 231H65L64 233H63ZM81 231H82V233H81ZM95 231H97V232H101L100 234L101 235H99V233H96ZM108 231V232H107ZM109 231H111L110 233H109ZM135 231V232H134ZM140 232V233H138V232ZM159 231H160V233H159ZM162 231V232H161ZM167 231V232H166ZM171 231V232H170ZM183 231V232H182ZM185 231V232H184ZM194 231V232H193ZM239 231H240V233H239ZM254 233H253V232ZM1 232H2V234H1ZM6 233V235H5V233ZM73 232V233H72ZM86 232V233H85ZM90 232V237H88L89 235H87V233H89ZM95 232V233H94ZM104 232V233H103ZM132 232H134V233H132ZM137 232V233H136ZM163 232H164V234H163ZM189 232V233H188ZM195 232H196V234H195ZM215 232V233H214ZM226 232V233H225ZM232 232V233H231ZM234 232V233H233ZM246 232V234L244 235V233ZM9 233V234H8ZM24 234L25 233V235L27 234L28 236V240H26V239H23L22 237H23V235H21V237L19 236L20 234ZM32 233H37V234H33V237H31L32 236ZM57 233V234H56ZM59 233V234H58ZM72 235H71V234ZM107 233V234H106ZM109 233V234H108ZM123 233V234H122ZM136 233V234H135ZM143 235H145V236H143ZM152 233V235H150ZM154 233V234H153ZM159 233V234H158ZM175 233V234H174ZM180 234V235H178V234ZM185 233V236L183 235V234ZM186 233L188 234V235H186ZM194 233V234H193ZM199 234V236H198V234ZM229 233V234H228ZM248 233H250V234H248ZM4 234V236H6V237H2V235ZM15 234V235H14ZM17 234V235H16ZM29 234H31V235H29ZM46 234V235H45ZM64 234V235H63ZM67 236H66V235ZM87 235L86 237H85V235ZM93 234V235H92ZM112 235V236H109V235ZM117 234V235H116ZM134 234L136 235V237L134 236ZM160 234H162L161 236H160ZM190 234H192V235H195V237H199L198 239L199 240H197V238L195 239H193L192 237H189V236H191ZM202 234V236H200ZM225 234V235H224ZM260 234V235H259ZM9 235V236H8ZM42 235H44L43 237H42ZM57 235V236H56ZM61 235V236H60ZM77 237H76V236ZM79 235H82L83 236V238L84 239H87L86 241L83 239V238H81V237H78ZM107 235V236H106ZM123 235H125V236H122ZM127 235V236H126ZM138 235H139V237H138ZM151 237V236H153V237H151L152 239L150 240V238H149V236ZM174 235V236H173ZM177 235V236H176ZM197 235V236H196ZM221 235V236H220ZM7 236L10 238H7ZM14 236H16V237H14ZM35 236H36V239H35ZM40 237V240L41 241H39L38 242V240L37 239H39V237ZM65 236V238H62V237H64ZM91 236H93V237H91ZM96 236H98V237H96ZM102 236H104V239L102 238ZM142 236V237H141ZM146 236H147V238H146ZM160 236V237H159ZM176 236V237H175ZM181 238H180V237ZM211 236V237H210ZM216 237V238H213V237ZM220 236V237H219ZM239 236H240V238H239ZM243 236V237H242ZM2 237V238H1ZM11 237H13V238H11ZM30 237V238H29ZM66 237H68V238H66ZM100 237H101V239H100ZM108 237V238H107ZM114 237V238H113ZM168 237H170V238H168ZM202 237V238H201ZM218 237V238H217ZM230 237H231V239H230ZM245 237H247V238H245ZM260 237V238H259ZM16 238H18V239H20V241L18 240V239H15ZM24 238H26L25 236H24ZM31 238H33V240L31 239ZM43 238V239H42ZM51 238H53L52 240H51ZM56 238V239H55ZM60 238V240L62 239V241H58V239ZM75 238L76 239H78V238H80V239H78L77 241H75ZM91 239V241L93 240V241H96V242H93V244H92V242L90 243V240L89 239ZM107 239V241H106V239ZM124 238V239H123ZM138 238V240H136ZM141 238V239H140ZM142 238H144V239H142ZM148 238H149V240H148ZM157 240H156V239ZM168 238V239H167ZM174 238H176L175 240H177V241H175V240H173ZM184 238H185V240H184ZM188 238H189V240H188ZM220 238V239H219ZM253 238H254V240H253ZM32 241H31V240ZM64 239V240H63ZM83 239V240H82ZM96 239V240H95ZM115 239V240H114ZM191 239V240H190ZM203 239V240H202ZM204 239H205V241H204ZM207 239V240H206ZM214 239H216V240H214ZM225 239H230V240H225ZM241 239H242V241H241ZM246 239H247V241H246ZM254 241H252V240ZM258 239V240H257ZM11 240H14L13 242L11 241ZM18 240V241H17ZM23 240L26 242V241H28V243L26 242V244H25V242L23 243ZM56 240V241H55ZM66 240V241H65ZM79 240H81V242L79 241ZM89 240V241H88ZM97 240H101V244H100V241H98L97 242ZM108 240H111V241H108ZM114 240V241H113ZM143 240V241H142ZM169 240V241H168ZM174 242H173V241ZM195 240V241H194ZM196 240L197 241H199V242H196ZM202 240V241H201ZM224 241V242H222V241ZM233 240H235V241H233ZM237 240V241H236ZM243 240H244V242H243ZM257 240V241H256ZM37 242V244L35 243V242ZM51 241V242H50ZM53 241H54V243H53ZM64 241V242H63ZM70 242V244H69V242ZM72 241H74V242H72ZM105 241V242H104ZM126 241H128V242H126ZM131 241V242H130ZM137 241V242H136ZM141 241V242H140ZM146 243H145V242ZM148 241V242H147ZM149 241H152L151 243L149 242ZM154 241V242H153ZM156 241V242H155ZM207 241V242H206ZM211 242V244H210V242ZM216 241H217V243H216ZM219 241V242H218ZM249 241H251V242H249ZM5 242V243H4ZM8 242V243H7ZM10 242H12V243H10ZM29 242H31V243H29ZM34 242V243H33ZM62 242L64 243V244H62ZM66 242V243H65ZM78 244H77V243ZM85 242H88V243H85ZM107 242V243H106ZM110 242V243H109ZM133 242H135V244L133 243ZM178 242V243H177ZM206 242V243H205ZM222 242V243H221ZM226 242V243H225ZM233 242H234V244H233ZM238 242V243H237ZM243 242V243H242ZM257 242H259V243H257ZM3 243V244H2ZM40 243V244H39ZM50 244V245H48V244ZM59 243V245H57ZM68 243V244H67ZM72 243H73V245H72ZM74 243H75V245H76V247H75V245H74ZM82 243H83V246H82ZM92 244V245H90V244ZM140 243H143V244H145V245H143V244H140ZM159 243L161 244L160 246H159ZM166 245H164V244ZM168 243H169V245L171 246V245H174V247L173 246H171L172 247V249L170 248V246L168 245ZM193 243V244H192ZM197 243V244H196ZM231 243V244H230ZM30 244V246L31 247H33L34 245L36 246V249H35V246H34V250L32 249L31 250V247H29L28 245ZM34 244V245H33ZM39 244V245H38ZM86 244H88V245H86ZM105 244V245H104ZM112 244V245H111ZM131 244V245H130ZM182 244V246H184ZM196 244V245H195ZM202 244V245H201ZM204 244V245H203ZM207 244V245H206ZM210 244V245H209ZM221 244V245H220ZM240 244V245H239ZM251 244V245H250ZM257 246H255V245ZM29 247V249L27 248V246ZM52 245V246H51ZM71 245V246H70ZM80 245H81V247H80ZM130 245V246H129ZM149 245V246H148ZM162 245H163V247H162ZM178 245V246H177ZM202 247H201V246ZM209 245V246H208ZM237 245V246H236ZM15 246V248H13L12 250H11V248L12 247H14ZM24 248H23V247ZM55 246V247H54ZM58 246H59V249H58ZM64 248H63V247ZM74 246V247H73ZM85 246V250H84V247ZM97 248H96V247ZM99 246V247H98ZM138 246V247H137ZM205 246V248H203ZM212 246V247H211ZM216 246H217V248H218V250H217V248H216ZM223 246V247H222ZM229 246V247H228ZM235 246V247H234ZM17 247V248H16ZM43 247V248H42ZM54 247V248H53ZM63 249H62V248ZM80 247V248H79ZM89 249H88V248ZM143 247V250H144V248H145V250L144 251H142V248ZM153 247V248H152ZM156 247V248H155ZM162 247V248H161ZM166 247V248H165ZM169 247V248H168ZM240 247H241V250H240ZM248 247V248H247ZM22 250H21V249ZM26 248V250L24 251V249ZM40 248V249H39ZM65 248H67L66 250H65ZM70 248H71V251H72V248L73 249H75L73 252H71L70 251ZM82 248V249H81ZM136 248V250H134L133 251V249H135ZM164 248V249H163ZM209 248V249H208ZM212 248V249H211ZM216 248V249H215ZM226 248H227V250H226ZM255 248V249H254ZM260 248V249H259ZM18 249V250H17ZM54 249V250H53ZM79 249V250H78ZM93 249V250H92ZM108 249H110V251L108 250ZM125 249V250H124ZM127 249V250H126ZM177 249V248H176ZM175 249V250H176ZM197 249V250H196ZM204 249H205V251H204ZM208 249V251H206ZM220 249V250H219ZM234 249H235V251H234ZM244 249V250H243ZM247 249H249V250H247ZM250 249H252V252L253 253H251V254H249L250 252H251V250ZM258 249V250H257ZM15 250H17V251H15ZM29 250V251H28ZM41 250V251H40ZM49 250V251H48ZM58 250V251H57ZM63 250V251H62ZM76 250H78V251H80L81 250V252H78V251H76ZM87 250L90 252V253H88L87 252ZM93 252H91V251ZM95 250V251H94ZM109 252H108V251ZM115 250V251H114ZM153 252H151V251ZM174 250V251H175ZM200 250H202L201 252H200ZM210 250V251H209ZM214 252H212V251ZM239 250V251H238ZM256 250V251H255ZM8 251H11V252H8ZM22 251H24V252H22ZM31 252V253H29L28 254V256H27V254H26V252ZM38 251V252H37ZM45 251V252H44ZM58 253H57V252ZM68 251V252H67ZM86 252V254H85V252ZM106 251H107V253H106ZM119 251H121V252H119ZM141 251V253H139ZM156 251V252H155ZM164 251L166 252V253H164ZM198 251V252H197ZM242 251H245L244 253L242 252ZM21 252H22V254H21ZM43 252V253H42ZM47 252V253H46ZM53 252H54V254H53ZM76 252H78V255H80V256H82V254H84V255H86L87 257H85V256H82V257H79L77 254H76ZM84 252V253H83ZM117 252V253H116ZM130 252V253H129ZM131 252H132V254H131ZM135 252V253H134ZM152 254H151V253ZM198 253V255H197V253ZM207 252V253H206ZM208 252H209V256L207 255L208 254ZM219 252H220V254H219ZM229 252V253H228ZM258 252H259V254H258ZM14 253V255H12V257H14V258H11V256L10 257H8L7 255H11V254H13ZM15 253H17L16 255H18V253H19V255H18V257L19 256H22V255H24V254H26V258H28L27 260H26V258H25V260H24V257L22 256V257H17L16 255H15ZM24 253V254H23ZM46 253V254H45ZM55 253H57L56 254V256H55ZM71 253V254H70ZM73 253H75V255H74V257H73ZM105 255H104V254ZM116 253V254H115ZM146 253V254H145ZM148 253H149V255L150 256H148ZM163 253V254H162ZM200 253V254H199ZM232 255H231V254ZM236 253V254H235ZM257 253V254H256ZM6 254V255H5ZM91 254V255H90ZM93 254V255H92ZM128 254V255H127ZM136 254V255H135ZM206 254V255H205ZM211 254H213L211 257H210V255ZM225 254H228V256H226ZM239 254V255H238ZM257 256H256V255ZM39 255H40V257H39ZM70 255H71V257H70ZM102 255V256H101ZM112 255V256H111ZM116 257V255H120L118 258H121L120 260H118V258L116 257H114V256ZM126 255V256H125ZM132 255L134 256V257H132ZM141 255V256H140ZM158 255H160L161 257H162V259H158L159 257H158ZM169 257H168V256ZM235 255V256H234ZM254 255V256H253ZM43 256H44V258H45V260L44 259H42L43 258ZM57 256H60V257H57ZM62 256V257H61ZM69 256V257H68ZM97 256V257H96ZM99 256H100V258H99ZM105 256V257H104ZM132 257V258H129V257ZM139 256V257H138ZM145 256H146V259H145ZM152 256V257H151ZM156 257L155 259H151V258H154V257ZM199 256V257H198ZM201 256H203V259H202V257ZM206 256V258H204ZM211 259H209L208 257ZM221 256V257H220ZM225 258H224V257ZM242 256V257H241ZM250 256H251V258H250ZM2 257V258H1ZM8 257V258H7ZM37 257H39V258H41V259H39V258H37ZM50 257V259H49V261H48V258ZM58 259H57V258ZM77 257V259L79 258V262L75 259ZM93 257V258H92ZM104 257V258H103ZM125 257V258H124ZM135 257H136V259H135ZM151 257V258H150ZM166 257H168V258H166ZM173 257V258H172ZM216 257V258H215ZM234 257V258H233ZM249 257V258H248ZM253 257V258H252ZM7 258V259H6ZM16 258V259H15ZM75 259V261H74V259ZM97 258V259H96ZM103 258V259H102ZM106 258V259H105ZM112 258V259H111ZM138 258H140L141 259V261H140V259H138ZM198 258V259H197ZM214 258V259H213ZM226 258H228V259H226ZM12 259H14V260H16V261H18V262H16V261H14V260H12ZM36 259V260H35ZM37 259L38 260H40V262L39 261H37ZM47 259V260H46ZM53 259H55L54 261H52ZM68 259V260H67ZM72 259V260H71ZM89 259H91L90 261H89V263H88V261L87 260ZM100 259H102V260H100ZM108 259V260H107ZM134 259V260H133ZM163 259L165 260V261H163ZM168 259V260H167ZM206 261H205V260ZM217 259V260H216ZM62 260V261H61ZM65 260V261H64ZM82 260V261H81ZM92 260H94V262L92 261ZM97 260V261H96ZM103 260H105V262H103ZM125 260V261H124ZM143 260V261H142ZM145 260H146V262H145ZM149 260V261H148ZM153 260L156 262H154L153 263ZM157 260H160V261H157ZM198 260H199V262H198ZM204 260V261H203ZM212 262H210V261ZM222 261V263H221V261ZM28 261V262H27ZM32 261H31V263L30 264H32ZM58 261V262H57ZM69 261V262H68ZM71 261H73V262H71ZM82 263H81V262ZM118 261V262H117ZM139 261V262H138ZM148 261V262H147ZM161 261H163V262H161ZM167 261V262H166ZM172 261L170 262V263H172ZM234 261H236V262H234ZM238 261V262H237ZM241 261V262H240ZM250 261V262H249ZM255 261V263H253ZM259 263H258V262ZM260 261H262V262H260ZM63 262H65V263H63ZM98 262V263H97ZM107 262V263H106ZM114 262V263H113ZM123 262V263H122ZM125 262H127V263H125ZM145 262V263H144ZM207 262L206 263H204V264H207ZM217 262H219V263H217ZM28 263V264H29ZM128 263V264H129Z\"/></svg>",
	"mask_w": 264,
	"mask_h": 264
},
{
	"label": "bare ground",
	"instance_id": "bare-ground-1",
	"mask_svg": "<svg viewBox=\"0 0 264 264\" xmlns=\"http://www.w3.org/2000/svg\"><path fill=\"white\" fill-rule=\"evenodd\" d=\"M30 1H31V0H30ZM110 1L112 2L113 0H110ZM119 1H120V0H119ZM132 1H133V0H132ZM146 1H147V3H146V2H145V3L148 4V0H146ZM155 1H156V0H155ZM158 1H159V0H158ZM163 1H164V0H162L161 2H163ZM170 1H171V0H170ZM174 1H175V0H174ZM185 1H186V0H185ZM185 1L182 0V2H185ZM209 1H212V0H209ZM214 1H215V0H214ZM219 1H220V0H219ZM227 1H228V0H227ZM230 1H231V0H230ZM245 1H247V0H245ZM32 2H33V1H32ZM107 2H108V1H107ZM123 2H124V1H123ZM123 2H122V3H123ZM129 2H131V0H130ZM151 2H152V0H151ZM161 2L159 1V4H162V5H163L164 2H163V3H161ZM166 2H167V1H166ZM177 2H178V1H177ZM223 2H224V1H223ZM241 2H242V1H241ZM247 2H248V1H247ZM28 3H29V2H28ZM96 3H97V1H96ZM118 3H119V2H118ZM124 3L126 4V2H124ZM124 3H123V4H124ZM131 3H132V2H131ZM149 3H150V1H149ZM153 3H154V2H153ZM155 3H157V1H156ZM167 3H168V2H167ZM178 3H179V2H178ZM187 3H189V2L187 1ZM207 3H209V2L207 1ZM221 3H222V2H221ZM224 3H225V2H224ZM231 3H232V2H231ZM234 3H238V2H234ZM29 4H31V3H29ZM93 4H95V3L93 2ZM98 4H99V3H98ZM105 4H107V3H105ZM127 4H128V3H127ZM132 4H133V3H132ZM143 4H144V3H143ZM146 4H144V5H146ZM151 4H152V3H151ZM168 4H169V3H168ZM170 4H171V3H170ZM173 4H175V3H173ZM214 4H215V3H214ZM240 4H241V3H240ZM240 4H239V5H240ZM99 5H101V4H99ZM108 5H109V4H108ZM108 5H107L106 7H108ZM117 5H118V4H117ZM117 5H116V6H117ZM119 5H120V4H119ZM128 5H129V4H128ZM130 5H131V4H130ZM157 5H158V4H157ZM162 5H161V6H162ZM164 5H166V4H164ZM176 5H177V4H176ZM176 5H175V6H176ZM196 5H197V4H196ZM216 5H217V4H216ZM226 5H227V4H226ZM228 5L230 6V3H228ZM234 5H235V4H234ZM244 5H245V4H244ZM244 5H243V7H244ZM91 6H92V5H91ZM91 6H90V7H91ZM109 6H111V5H109ZM147 6H148V5H147ZM147 6H146V7H147ZM152 6H153V4H152ZM158 6H159V5H158ZM158 6H155V5H154L155 8H154L153 11H155V10H156V7H158ZM168 6H169V5H168ZM178 6H179V4H178ZM237 6H238V5H237ZM90 7H88L89 10H90ZM103 7H104V6H103ZM111 7H112V6H111ZM123 7H124V6H123ZM123 7H121V8L123 9ZM127 7H129V6H127ZM127 7H125V8H127ZM130 7H132V6H130ZM135 7H137V6H135ZM144 7H145V6H144ZM144 7H143V8H144ZM150 7H151V6H149V9H150ZM224 7H226L225 4H224ZM230 7H231V6H230ZM230 7H229V8H230ZM234 7H235V6H234ZM91 8H93V6H92ZM99 8H100V7H99ZM112 8H114V7H112ZM125 8H124V9H125ZM132 8H134V7H132ZM141 8H142V6H141ZM141 8H140V10H141ZM143 8H142V9H143ZM147 8H148V7H147ZM151 8H153V7H151ZM163 8H165V6H163ZM166 8H167V7H166ZM176 8H177V7H176ZM178 8H179V7H178ZM232 8H233V7H232ZM40 9H41V8H40ZM40 9H38V10H40ZM86 9H87V8H86ZM100 9H101V8H100ZM107 9H108V8H107ZM119 9H120V7H119ZM119 9H118V10H119ZM138 9H139V8H138ZM138 9H137V10H138ZM149 9H148V10H149ZM157 9H158V11L161 12V10H160L159 7H158ZM161 9H162V8H161ZM227 9H228V8H227ZM235 9H238V8L236 7ZM241 9H243V8H241ZM41 10L44 11L43 9H41ZM87 10H88V9H87ZM97 10H98V6H97ZM112 10L114 11V9H112ZM115 10H116V9H115ZM120 10H121V9H120ZM120 10H119V11H120ZM131 10H132V9H131ZM134 10H136V9L134 8ZM145 10H146V11H145ZM148 10H147V9H143V11L146 12V13L148 12ZM164 10L167 12L166 9H164ZM164 10H163V11H164ZM172 10H173V9H172ZM175 10H176V11H175ZM175 10H174V11L177 12V9H175ZM178 10H179V9H178ZM228 10H229V9H228ZM228 10H225V11H228ZM42 11H41V12H42ZM92 11H93V10H92ZM102 11H103V10H102ZM106 11H107V10H106ZM116 11H117V10H116ZM138 11H139V10H138ZM153 11L150 12V10H149L150 14H155ZM165 11H164V13H165ZM168 11H169V10H168ZM206 11H207V9L205 10V12H206ZM208 11H209V10H208ZM238 11H239V10H238ZM238 11H237V12H238ZM36 12H37V10H36ZM41 12H40V13H41ZM50 12H52V10H51ZM87 12H88V11H87ZM124 12H125V11H124ZM126 12H127V11H126ZM139 12H141L140 14H143L142 11H139ZM149 12H148V14H149ZM215 12H216V11H215ZM215 12L211 14V15H213V17L215 16ZM235 12H236V11H235ZM239 12H240V11H239ZM239 12H238V13H239ZM89 13H91V11H90ZM95 13H98V12H95ZM100 13H101V12H100ZM100 13H99V14H100ZM111 13H112V11H111ZM114 13H116V12H114ZM133 13H134V12H133ZM136 13H138V12H136ZM158 13H159V12H158ZM170 13H171V11H170ZM178 13H179V12H178ZM210 13H211V12H210ZM223 13L225 14L224 9H223V12H222V15L224 16ZM238 13H237V14H238ZM47 14H48V13H47ZM102 14L105 15L106 13H102ZM122 14H123V13H122ZM125 14H126V13H125ZM125 14H124V15H125ZM127 14H128V12H127ZM129 14H131V13H129ZM148 14H145V15L148 16ZM150 14H149V15H150ZM166 14H169V13H166ZM173 14H174V13H173ZM176 14H177V13H176ZM176 14H175V15H176ZM205 14H207V12H206ZM232 14H233V13H232ZM35 15H36V14H35ZM39 15H40V14H38V16H36L37 19H38V17H40ZM41 15H43V14H41ZM44 15H45V14H44ZM44 15H43V16H44ZM48 15H49V14H48ZM92 15H93V12H92ZM92 15H90V17H91ZM100 15H101V14H100ZM110 15H111V14H110ZM112 15H113V13H112ZM118 15H119V14H118ZM133 15H134V17H135V13H134ZM133 15H132V16H133ZM157 15H159V14H157ZM162 15H163V14H162ZM162 15H161V13H160V16H162ZM175 15H174V16H175ZM181 15H182V14H181ZM181 15H180V17H183V16H181ZM208 15H209V12H208ZM216 15H217V14H216ZM226 15H227V14H225L224 17H226ZM229 15H230V14H229ZM239 15H240V14H239ZM43 16H42V17H43ZM51 16H54V15H51ZM55 16H56V15H55ZM88 16H89V15H88ZM94 16H95V15H94ZM101 16H102V15H101ZM107 16H108V13H107ZM115 16H116V15H115ZM121 16H122V15H121ZM132 16H131V18H133ZM137 16H138V15H137ZM151 16L154 18L155 15H154V16L151 15ZM151 16H150V18H151V20H152V17H151ZM178 16H179V15L177 14V16H176L177 19H178ZM217 16H218V15H217ZM217 16H216V18H217ZM223 16H222V17H223ZM48 17H50V16H48ZM92 17H93V16H92ZM92 17H91V18H92ZM99 17H100V16H99ZM124 17H126V16H124ZM138 17H139V16H138ZM155 17H156V16H155ZM164 17H165V15H164ZM167 17H169V16H167ZM206 17H208V16L206 15ZM234 17H237V16H235V14H234ZM44 18H45V17H44ZM94 18H95V17H94ZM112 18H113V17H112ZM169 18H170V17H169ZM192 18H193V19L190 18L191 20L187 19V21H192V20H194L195 17L192 16ZM214 18H215V17H214ZM216 18H215V19H216ZM229 18H230V17H229ZM239 18H240V17H239ZM34 19H35V18H34ZM37 19H36V20H37ZM54 19H55V18H54ZM95 19H96V18H95ZM101 19H103V17H101ZM118 19L121 20V17H118ZM122 19H123V18H122ZM134 19H135V18H134ZM140 19L142 20V18H140ZM143 19H144V18H143ZM157 19H158V18H157ZM161 19H163V18H161ZM161 19H160V20H161ZM164 19H165V18H164ZM172 19H176V18H172ZM177 19H176V20H177ZM184 19H185V18H183V20H184ZM212 19H213V18H212ZM232 19H234V18H232ZM232 19H231V20H232ZM237 19H238V18H237ZM43 20L46 21V19H43ZM49 20H52V19H49ZM88 20H89V19H88ZM90 20H91V22H92V19H90ZM96 20H97V19H96ZM103 20H105V19H103ZM106 20H107V19H106ZM138 20H139V19H138ZM181 20H182V19H181ZM181 20H180V21H181ZM183 20H182V21H183ZM218 20H219V19H218ZM226 20H227V18H226ZM235 20H236V19H235ZM235 20H233V21H235ZM40 21H41V19H40ZM53 21H54V20H53ZM53 21H52V23H54ZM55 21H56V20H55ZM93 21H94V20H93ZM116 21H117V19H116ZM122 21H123V20H122ZM124 21H125V19H124ZM144 21H145V24H147V23L150 24V23H151V22H149V21L146 22L145 19H144ZM163 21H164V20H163ZM172 21H173V20H171V22H172ZM177 21H178V20H177ZM215 21H216V20H215ZM221 21H222V19H221ZM227 21H228V20H227ZM236 21H237V20H236ZM236 21H235V22H236ZM30 22L32 23V21H30ZM42 22H43V21H42ZM42 22H41V24H42ZM96 22H97V21H96ZM101 22H102V21H101ZM103 22H106V21H103ZM110 22H111V21H110ZM112 22H113V21H112ZM119 22H121V21H119ZM125 22H126V21H125ZM153 22L155 23V18H154ZM153 22H152V23H153ZM158 22H159V21H158ZM160 22H162V21H160ZM165 22H166V20H165ZM169 22H170V21H169ZM171 22H170V23H171ZM173 22H175V21H173ZM184 22L186 23V21H184ZM228 22H229V21H228ZM38 23H40V22L38 21ZM47 23H48L47 21L44 22V24H47ZM49 23H51V22L49 21ZM52 23H51V25H52ZM55 23H56V22H55ZM93 23H94V22H93ZM99 23H100V22H98V24H99ZM122 23H124V22H122ZM127 23H129V22L127 21ZM130 23H131V22H130ZM130 23H129V24H130ZM134 23H135V22H134ZM141 23H143V22H141ZM179 23H181V22H179ZM190 23H191V22H190ZM230 23H231V22H230ZM89 24H90V23H89ZM102 24H103V23H102ZM107 24H108V21H107L106 25H107ZM114 24H115V23H114ZM162 24L164 25V22H163ZM171 24H172V23H171ZM173 24H174V23H173ZM177 24H178V23H177ZM177 24H176V25H177ZM186 24H187V23H186ZM261 24H262V23H261ZM32 25H33V24H32ZM55 25H56V24H55ZM119 25H120V24H119ZM121 25H122V24H121ZM143 25H144V24H143ZM155 25H156V24H155ZM157 25H158V24H157ZM157 25H156V27H157ZM166 25H167V24H166ZM178 25H180V24H178ZM181 25L183 26L184 24L182 23ZM181 25H180V28L182 27ZM199 25H200V24H199ZM224 25H226V23H225ZM228 25H229V24H228ZM257 25H258V24H257ZM40 26H42V27L44 28L43 25H40ZM103 26H104V25H103ZM111 26H112V25H111ZM114 26H115V25H114ZM145 26H146V25H145ZM145 26H144V27H145ZM152 26H154V24H153ZM164 26H165V25H164ZM164 26H162V27H164ZM169 26H170V25H169ZM171 26H172V25H171ZM185 26L187 27V25H184L183 28H185ZM234 26H235V25H234ZM37 27H38V24H37ZM93 27H94V26H93ZM124 27H125V26H124ZM130 27H131V24H130ZM136 27H137V26H136ZM139 27H140V26H139ZM159 27H160V26L158 25V28H159ZM166 27H168V26H166ZM176 27H177V26H176ZM176 27H175V28H176ZM191 27H192V26H190V28L188 27L189 29H192V28H193V30H191V32L195 31L194 29H197V27H195V28H194V27L191 28ZM261 27H262V26H259V28H261ZM48 28H49V27H48ZM48 28H47V30H48ZM106 28H108V25H107ZM142 28H143V26H142ZM147 28H148V27H147ZM147 28H146L145 30H148ZM178 28H179V27H177L176 29L178 30ZM180 28H179V29H180ZM230 28H231V27H230ZM230 28L228 27L227 29H230ZM38 29H39V28H38ZM52 29H53V28H52ZM55 29H56V27L54 26V32H56ZM124 29H126V27H125ZM130 29H131V28H130ZM130 29H128V30H130ZM150 29H151V28H150ZM154 29H155V28H154ZM159 29H160V28H159ZM159 29H158V30H159ZM161 29H162V28H161ZM167 29H169V31H167V32H170L171 27H170V28H166L165 30H167ZM176 29H175V30L172 29L171 32H172L173 30H174V32H175ZM225 29H226V28H225ZM252 29H254V27H252ZM252 29H251V30H252ZM261 29H262V28H261ZM57 30H58V29H57ZM107 30H108V29H107ZM112 30H113V29H112ZM140 30H141V27H140ZM158 30H157V31H158ZM165 30H164V31H165ZM38 31L41 32V30H38ZM99 31H100V30H99ZM99 31H98V32H99ZM121 31H122V30H121ZM149 31H151V30H149ZM164 31H163V32H164ZM180 31H181V29H180ZM183 31H184V29H183ZM197 31H200L199 28L197 29ZM260 31H262V30H260ZM260 31H259V32H260ZM58 32H59V31H58ZM146 32H148V31H146ZM152 32L154 33V31H152ZM155 32H156V31H155ZM167 32H166V33H167ZM176 32H178V31H176ZM176 32H175L174 34H176ZM248 32H250V31H248ZM251 32H253V31H251ZM251 32H250V33H251ZM36 33H37V32H36ZM41 33H42V32H41ZM47 33H48V32H47ZM49 33H50V32H49ZM61 33H62V32H61ZM102 33H104V32H102ZM109 33H110V32H109ZM131 33H132V32H131V30H130V34H131ZM140 33H141V32H140ZM166 33H165V35H166ZM172 33H173V32H172ZM178 33H179V32H178ZM185 33H186V32H184V33H179V34H185ZM187 33H189V32H187ZM52 34H55V33H52ZM58 34H60V33H58ZM62 34H64V33H62ZM71 34H72V33H71ZM76 34H77V32H76ZM125 34H127V33H125ZM138 34H139V32H138ZM141 34H142V33H141ZM141 34H140V35H141ZM149 34H150V33H149ZM161 34H162V33H161ZM257 34H258V36H259L260 33H257ZM262 34H263V33H262ZM55 35H57V34H55ZM60 35H61V34H60ZM60 35H59V38L61 39L62 37H60ZM116 35H117V34H116ZM118 35H119V33H118ZM122 35H123V34H122ZM154 35L157 36L156 33H155ZM177 35H178V34H177ZM177 35H174V37L177 36ZM189 35H190V33H189L187 36H189ZM192 35H193V37L195 36L194 34L191 33L190 36H192ZM196 35H198V34H196ZM250 35H251V34H250ZM250 35H249V36H250ZM36 36H37V35H36ZM40 36H41V35H40ZM42 36H43V35H42ZM45 36H46V35H45ZM48 36H49V35H48ZM61 36H63V35H61ZM79 36H81V35H79ZM105 36H106V35H105ZM114 36H115V34H114ZM114 36H113V37H114ZM129 36H130V35H129ZM168 36H169V34H168ZM168 36H167V37H168ZM178 36H181V35H178ZM184 36H186V35H184ZM184 36H183V37H184ZM253 36H254V35H253ZM263 36H264V35H263ZM37 37H38V36H37ZM43 37H44V36H43ZM46 37H47V36H46ZM53 37H54V36H53ZM64 37H65V35H64ZM83 37H84V36H83ZM107 37L109 38L108 35H107ZM117 37H118V36H117ZM132 37H133V36H132ZM141 37H142V36H141ZM146 37H147V36H146ZM146 37H145V38H146ZM148 37H149V36H148ZM169 37H170V36H169ZM172 37H173V36H172ZM181 37H182V36H181ZM193 37H192V38H193ZM254 37H255V36H254ZM25 38H26V37H25ZM25 38H24V39H25ZM38 38H40V37H38ZM47 38H48V37H47ZM51 38H52V37H51ZM51 38H50V39H51ZM56 38H58V35L56 36ZM99 38H100V37H99ZM119 38H120V37H119ZM126 38L128 39V37H126ZM162 38H163V37L161 36V39H162ZM189 38H190V37H189ZM195 38H197V37H194V39H195ZM250 38H251V36H250ZM256 38H258V37H256ZM260 38H261L260 40H262V36H261V35H260ZM52 39H53V38H52ZM52 39H51V40H52ZM64 39H67V38L65 37ZM105 39H106V37H105ZM105 39H104V41H105ZM109 39H110V38H109ZM120 39H122V38H120ZM132 39H133V38H132ZM146 39H147V38H146ZM148 39H149V38H148ZM163 39H168V38L165 37V38H163ZM177 39H178V38H177ZM180 39H181V38H180ZM190 39H191V38H190ZM197 39H198V38H197ZM248 39H249V38H248ZM36 40H37V39H36ZM38 40H39V39H38ZM42 40L45 41V42H43V43H49L47 40H44L43 38H42ZM61 40H62V39H61ZM84 40H85V38H84ZM97 40H99L98 37H97ZM100 40H103V39H100ZM115 40L117 41V39H115ZM144 40H145V39H144ZM152 40H153V38H152ZM168 40H170V39H168ZM168 40H166V41L168 42V44L166 43V44H167L166 47L170 48V47L168 46L169 43H170ZM178 40H179V39H178ZM178 40L175 39V41H178ZM186 40H187V38H186ZM186 40H184V41H186ZM240 40H242V39H240ZM240 40H239V41H240ZM250 40H251V39H250ZM250 40H249V41H250ZM256 40H257L256 42H258V39H256ZM263 40H264V39H263ZM22 41H24V40H22ZM55 41H56V40H55ZM63 41H64V40H63ZM107 41H108V40H107ZM107 41H106V42H107ZM112 41H113V40H112ZM127 41H128V40H127ZM127 41H126V42H127ZM148 41H149V40H148ZM153 41H154V40H153ZM172 41H173V40H172ZM175 41H173V42L176 43ZM181 41H182V40H181ZM184 41H183V42H184ZM187 41H188V40H187ZM195 41H196V40H195ZM27 42H28V41H26V43H27ZM30 42H31V41H30ZM39 42H40V41H39ZM41 42H42V41H41ZM53 42H54V41H53ZM56 42H57V41H56ZM66 42H67V41H66ZM85 42L87 43V41H85ZM102 42H103V41H102ZM154 42H155V41H154ZM154 42H153V43H154ZM229 42H230V41H229ZM229 42H228V43H229ZM253 42L255 43V41H253ZM23 43H24V42H23ZM23 43H22V44H23ZM26 43H25V44H26ZM31 43H32V42H31ZM59 43H60V40H59ZM96 43H97V41L95 42V44H96ZM104 43H105V42H104ZM107 43L109 44V42H107ZM112 43H115V42H112ZM146 43H149V42H146ZM164 43H165V42H164ZM174 43H172V44H174ZM178 43H179V42H178ZM184 43H186V42H184ZM188 43H189V42H188ZM202 43H203V42H201V45H202ZM234 43H235V42H234ZM245 43H246V42H245ZM261 43H262V42H261ZM56 44H57V43H55V42H54V44L51 43V44H50V47H52L51 45H56ZM60 44H61V43H60ZM64 44H66V43H64ZM93 44H94V43H93ZM99 44H102V43H99ZM99 44L97 43L98 46H99ZM117 44L119 45L118 42H117ZM123 44L125 45V42H123ZM142 44H143V43H142ZM142 44H141V46L143 47ZM154 44H155V43H154ZM158 44H160V43H158ZM161 44H162V43H161ZM161 44H160V45H161ZM170 44H171V43H170ZM172 44H171V45H172ZM180 44H182V43H179V45H180ZM230 44H231V43H230ZM236 44H237V42H236ZM23 45H24V44H23ZM26 45H27V44H26ZM32 45H33V44H32ZM34 45H35V44H34ZM47 45H48V44H47ZM67 45H68V44H67ZM67 45H66V46H67ZM83 45H85V43H84ZM127 45H129V44H127ZM139 45H140V44H139ZM151 45H152V44H151ZM160 45H159V47L161 48ZM171 45H170V46H171ZM174 45H175V44H174ZM179 45H178V47H179ZM189 45H190V43H189ZM226 45H227V44H226ZM251 45H252V43H251ZM29 46H30V44H29ZM61 46H62V45H61ZM86 46H87V45H86ZM95 46H96V45H95ZM148 46H149V48L152 49V51H153V48H151L150 45H148ZM148 46H147V47H148ZM162 46H163V44H162ZM164 46H165V44H164ZM185 46H186V45H185ZM185 46H184V47H185ZM193 46H196V45L194 44ZM197 46H198V45H197ZM239 46H240V44H239ZM256 46H257V45H256ZM48 47H49V45H48ZM53 47H54V46H53ZM67 47H68V46H67ZM82 47H83V46H82ZM88 47H90V46H88ZM88 47H86V49H87ZM92 47H94V46L92 45ZM92 47H90V48H92ZM106 47H108V45H107ZM121 47H122V46H121ZM147 47H146V48H147ZM156 47H157L158 50H159V47H158L157 45H156ZM156 47H155V48H156ZM184 47H183V48H184ZM188 47H189V46H188ZM191 47H192V42H191ZM200 47H201V46H200ZM236 47H237V45H236ZM242 47H244V46H242ZM254 47H255V44H254ZM263 47H264V46H263ZM38 48H39V47H38ZM38 48H36V49H38ZM55 48H57V47H55ZM69 48H70V47H68V49H69ZM90 48H88L87 51L94 50V49H91V50H90ZM94 48H95V47H94ZM96 48H97V46H96ZM96 48H95V50H97ZM109 48H110V47H109ZM116 48H117V47H116ZM125 48H126V46H125ZM143 48H144V47H143ZM149 48H147V50H148ZM155 48H154V49H155ZM157 48H156V49H157ZM175 48H176V47H175ZM189 48H190V47H189ZM204 48H205V47H204ZM238 48H240V47H238ZM244 48H245V47H244ZM248 48H249V47H248ZM255 48H256V47H255ZM28 49H30V47H29ZM28 49H27L26 51H30V50H28ZM39 49H40V48H39ZM47 49H48V48H47ZM47 49H46V50H47ZM52 49H53V48H52ZM57 49H58V48H57ZM65 49H66V48H65ZM75 49H76V48H75ZM118 49H120V48H117V50H118ZM144 49H145V48H144ZM156 49H155V50H156ZM164 49H165V48H164ZM170 49H171V51L173 52V48H170ZM176 49H177V48H176ZM205 49H206V48H205ZM227 49H228V48H227ZM227 49H226V51H227ZM231 49H232V48H231ZM231 49H229V50H231ZM234 49H235V48H234ZM245 49H247V48H245ZM258 49H259V48H258ZM32 50H33V49L31 48V51H32ZM48 50H49V49H48ZM48 50H47V52H49ZM55 50H56V49H55ZM58 50H59V49H58ZM63 50H64V48H63ZM63 50H62V51H63ZM69 50H72V49L70 48ZM78 50H79V49H78ZM80 50H81V48H80ZM98 50H100V48H99ZM98 50H97V51H98ZM145 50H146V49H145ZM174 50H175V49H174ZM178 50H179V49H178ZM187 50H188V49H187ZM192 50H193V49H192ZM192 50H191V51H192ZM242 50H244V49L242 48V49H241V52H242ZM249 50H250V49H249ZM37 51H38V50H36V52H37ZM39 51H40V50H39ZM41 51H42V50H41ZM64 51H65V50H64ZM66 51H67V49H66ZM72 51H73V50H72ZM74 51H75V50H74ZM107 51H108V49H107ZM112 51H113V50H112ZM114 51H115V50H114ZM121 51H122V49H121ZM135 51H136V50H135ZM135 51H134V52H135ZM162 51H163V47H162ZM165 51H166V49H165ZM169 51H170V50H169ZM171 51H170V52H171ZM181 51H182V48L180 49L179 52H181ZM194 51H195V49H194ZM194 51H193V57L196 55V54H194ZM196 51H197V50H196ZM205 51H206V50H205ZM244 51H247V50H244ZM255 51H256V50H255ZM260 51H261V50H260ZM262 51H263V49H262ZM42 52H43V51H42ZM53 52H55V51H53ZM56 52L58 53V51H56ZM67 52H68V54L71 53V52H69V51H67ZM75 52H76V51H75ZM81 52H82V51H81ZM81 52H80V53H81ZM100 52H101V50H100ZM123 52H124V50H123ZM155 52H156V51H155ZM170 52H168V53H170ZM176 52H177V51H176ZM197 52H198V51H197ZM197 52H196V53H197ZM199 52H200V50H199ZM199 52H198V53H199ZM252 52H253V51H252ZM258 52H259V51H258ZM263 52H264V51H263ZM263 52H262V53H263ZM24 53H25V52H24ZM24 53L22 52V54H24ZM39 53H41V52H39ZM39 53H37V54H39ZM43 53H44V52H43ZM43 53L40 54V55L43 56V57H44V56L49 57L48 55L52 56V55H55V54H56V53H53V54L50 53V54H48V55H43ZM45 53H46V52H45ZM62 53L64 54V52H62ZM85 53H86V54H85ZM85 53H84V54L87 55L88 52L85 51ZM102 53H103V51H102ZM110 53H113V52H110ZM145 53H146V52H145ZM163 53H165V55H166V52H163ZM163 53H162V54H163ZM174 53H175V51H174ZM177 53H178V52H177ZM186 53H188V52H186ZM191 53H192V52H191ZM202 53H203V51H202ZM221 53L223 54V51H222ZM228 53H229V52H228ZM242 53H243V52H242ZM256 53H257V51H256ZM0 54H1V52H0ZM28 54H29V53H28ZM28 54L26 55V57H28ZM30 54H31V53H30ZM30 54H29V55H30ZM59 54H60V53H59ZM65 54H66V53H65ZM81 54H82V53H81ZM88 54H90V52H89ZM92 54L94 55V52H93ZM97 54H98V53H97ZM118 54H119V52H118ZM122 54H124V53H122ZM134 54H135V53H134ZM140 54H141V53H140ZM143 54H144V53H142V55H143ZM162 54H161V52H160V55H162ZM170 54H172V53H170ZM170 54H168V55H170ZM175 54H176V53H175ZM175 54H173V55L175 56ZM178 54L180 55V53H178ZM178 54H177V56H179ZM184 54H185V53H184ZM199 54H200V53H199ZM244 54H245V53H244ZM246 54H248V53H246ZM254 54H255V52H254ZM260 54H261V53H260ZM40 55H39V56H40ZM56 55H57V54H56ZM71 55H73V54H71ZM75 55H77V54H75ZM79 55H80V54H79ZM79 55H77V56H79ZM82 55H83V54H82ZM95 55H96V54H95ZM105 55H106V54H105ZM147 55H148V53H147ZM165 55H162L161 57H164ZM185 55H187V54H185ZM185 55H184V56H185ZM189 55H190V54H189ZM189 55H188V56H189ZM223 55H224V54H223ZM223 55H222V56L220 55V56L223 57ZM237 55H238V53H237ZM237 55H236V57H237ZM240 55H241V54H240ZM261 55L263 56V54H261ZM24 56H25V55H24ZM41 56H40V57H41ZM67 56H68V55H67ZM67 56L64 57V58H67ZM83 56H84V55H83ZM89 56H91V57H89V58H92V55H89ZM99 56H100V55H99ZM111 56H112V54H111ZM113 56H114V55H113ZM115 56L117 57L118 55L116 54ZM115 56H114V57H115ZM122 56H123V55H122ZM136 56H137V55H136ZM138 56H139V54H138ZM138 56H137V57H138ZM140 56H141V55H140ZM174 56H173V59H174ZM202 56H203V55H202ZM232 56H233V55H231V57H232ZM248 56H249V54H248ZM252 56H253V55H252ZM258 56H259V55H258ZM19 57H20V56H19ZM19 57H18V59H19ZM54 57H55V56H54ZM58 57H60V55H58ZM68 57H69V56H68ZM74 57H75V56H74ZM79 57L81 58V55H80ZM84 57H87V56H84ZM84 57H83L82 59H84ZM95 57L97 58V56H95ZM101 57L104 58L103 56H101ZM120 57H121V56H120ZM133 57H135V56H133ZM137 57H136V59H137ZM154 57H155V56H154ZM165 57H167V56H165ZM165 57H164V58H165ZM186 57H187V56H186ZM193 57H191V58L193 59ZM242 57H243V56H242ZM242 57H241V58H242ZM245 57H247V56H245ZM250 57H251V56H250ZM260 57H261V56H260ZM260 57H259V59H260ZM263 57H264V56H263ZM1 58H2V57H1ZM20 58H21V57H20ZM41 58H42V57H41ZM50 58H51V57H50ZM56 58H57V56H56ZM69 58H70V57H69ZM71 58H72V57H71ZM80 58H79V59H80ZM102 58H100V59L102 60ZM141 58H142V57H141ZM155 58H156V57H155ZM168 58H169V56H168ZM179 58H181V56H180ZM196 58H197V57H196ZM229 58H230V57H229ZM232 58H233V57H232ZM243 58H244V57H243ZM243 58H242V59H243ZM261 58H262V57H261ZM25 59H26V58H25ZM37 59H38V58H37ZM42 59H43V58H42ZM52 59H53V58H52ZM54 59H55V58H54ZM54 59H53V60H54ZM60 59L62 60V57H61ZM92 59H93V58H92ZM109 59H110V58H109ZM130 59H131V58H130ZM132 59L134 60V58H132ZM136 59H135L134 61H136ZM147 59H148V57H147ZM157 59H158V58H157ZM157 59H156V60H157ZM171 59H172V58H171ZM171 59H170V60H171ZM173 59H172V61H174ZM181 59H183V58H181ZM239 59H240V58H239ZM245 59H246V58H245ZM259 59H258V60H259ZM262 59H264V58H262ZM3 60H4V59H3ZM19 60H22V58L19 59ZM19 60L17 61V59H16V61H17L18 63L21 62V61H19ZM23 60H24V59H23ZM26 60H27V59H26ZM38 60L40 61V58H39ZM47 60H49V59H46V60H44V61H47ZM50 60H51V59H50ZM56 60H58V59H56ZM65 60H66V59H65ZM65 60H64V61H65ZM74 60H75V59H73V61H74ZM87 60H88V59H87ZM87 60L85 59V62H86ZM90 60H91V59H90ZM95 60H97V59H95ZM107 60H108V59H107ZM112 60H113V59H112ZM112 60H111V61H112ZM121 60H122V59H121ZM137 60H138V59H137ZM149 60H150V59H149ZM158 60H159V59H158ZM162 60H163V59H162ZM165 60H167V58H166ZM176 60H177V59H176ZM176 60H175V61H176ZM197 60H198V59H197ZM200 60H201V59H200ZM209 60H210V59H209ZM224 60H226V59H224ZM240 60H241V59H240ZM240 60H238V61H240ZM248 60H249V59H248ZM253 60H254V59H253ZM0 61H1V60H0ZM39 61H38V62H39ZM54 61H55V60H54ZM54 61H51V62H54ZM58 61H59V60H58ZM64 61L62 60V63H63ZM69 61L72 62L71 60H69ZM78 61H79V60H77V64H80V65H81L82 60H80L81 63H80V61H79V63H78ZM98 61H99V60H97V62H98ZM102 61L104 62V59H103ZM108 61H109V60H108ZM127 61H128V60H127ZM139 61L141 62V59H139ZM154 61H155V60H154ZM154 61H153V62H154ZM172 61H170V62H172ZM177 61H178V60H177ZM179 61H180V59H179ZM192 61H193V60H192ZM206 61H207V60H206ZM222 61H223V60H222ZM229 61H230V60H229ZM238 61H237V62H238ZM241 61H242V60H241ZM260 61H261V60H260ZM262 61H264V60H262ZM5 62H6V61H5ZM28 62H30V61L28 60ZM49 62H50V61H49ZM65 62H66V61H65ZM74 62H76V60H75ZM74 62H72V65H74V64H73ZM90 62H92V61H90ZM93 62H96V61L93 60ZM97 62H96V63H97ZM99 62H100V61H99ZM109 62H110V61H109ZM113 62H114V61H113ZM115 62H116V59H115ZM131 62H132V60H131ZM146 62H149V61L147 60ZM156 62H157V61H156ZM159 62H160V60H159ZM159 62H158L157 64H159ZM165 62H166V61H165ZM225 62H226V61H225ZM246 62H247V61H246ZM246 62H245V63H246ZM253 62H255V61H253ZM253 62H252V63H253ZM257 62H258V61H257ZM6 63H7V65L9 64L8 62H6ZM10 63H11V62H10ZM15 63H16V62H15ZM18 63H16V64H18ZM22 63H24V61H22ZM33 63H34V62H33ZM59 63H60V61H59ZM96 63H94V64H96ZM101 63H102V62H101ZM104 63H105V66H106V62H104ZM110 63H111V62H110ZM120 63H121V62H120ZM128 63H129V62H128ZM133 63H134V62H133ZM133 63H132V64H133ZM138 63H139V62H138ZM138 63H137V65L141 64L142 62L139 63V64H138ZM160 63H161V62H160ZM175 63H176V62H175ZM177 63H178V62H177ZM184 63L187 64V61L184 62ZM184 63H183V64H184ZM222 63H223V62H222ZM226 63H227V62H226ZM241 63H242V62H241ZM3 64H5V63H3ZM3 64H2V65H3ZM13 64H14V63H13ZM16 64H15V65H16ZM24 64H25V63H24ZM24 64H23V65H24ZM30 64H31V63H29V65H30ZM46 64H47V63H46ZM52 64H53V63H52ZM52 64H51V65H52ZM57 64H58V63H57ZM87 64H88V63H87ZM91 64H92V63H90V67L92 68V67L94 66V64H93V66H91ZM114 64H115V63H114ZM122 64H123V63H122ZM132 64H131V66H132ZM142 64H144V63H142ZM164 64H165V63H164ZM169 64H171V65H170L171 68H172L173 65L178 66L177 64H174V63H173V65H172V63H169ZM183 64H182V65H183ZM189 64H190V62H189L187 65H189ZM197 64H198V63H197ZM231 64H232V63H231ZM246 64H247V63H246ZM246 64H245V65H246ZM248 64H249V62H248ZM248 64H247V65H248ZM255 64H256V62L254 63V65H255ZM5 65H6V64H5ZM10 65H11V64H10ZM18 65L22 66L21 63L18 64ZM34 65H35V64H34ZM37 65H38V64L36 63V68H37ZM42 65H43V64H42ZM54 65H55V64H54ZM75 65H76V64H75ZM82 65H84V64H82ZM127 65H129V64H127ZM127 65H126V66H127ZM133 65L135 66L136 64L134 63ZM147 65H148V63H147ZM153 65H154V63H153ZM167 65H168V64H167ZM234 65H235V64H234ZM254 65H252V66H253V70H254ZM257 65H258V64H257ZM43 66H45V65H43ZM47 66H48V65H47ZM55 66H56V65H55ZM95 66H96V65H95ZM95 66H94V67H95ZM97 66H100V65L97 63ZM112 66H113V65H112ZM116 66H117V65H116ZM123 66H124V65H123ZM134 66H133V69H134ZM139 66L142 67L141 65H139ZM156 66H157V65L155 64V67H156ZM164 66H165V65H163V67H164ZM180 66H181V65H180ZM180 66H179V67H180ZM230 66H231V65H230ZM237 66H238V65H237ZM260 66H261V65H260ZM0 67H1V65H0ZM3 67H5V66H3ZM3 67H1V68H3ZM11 67H12V66H11ZM26 67H27V63H26ZM31 67H32V66H30V68H31ZM33 67H35V66H33ZM56 67H57L56 70L60 69V68H58V65H57ZM56 67H55V68H56ZM59 67H60V66H59ZM94 67H93V68H94ZM102 67H103V66H102ZM119 67H120V66H119ZM129 67H130V66H129ZM140 67H137V69H139ZM144 67H146V69H143V68H140V69H143V70H144L143 73H145V75H147V74H146L147 71H148V70L151 71V70L148 69L149 65H148V67H147V66H144ZM157 67H159V66H157ZM167 67H168V66H167ZM167 67H165V68H167ZM193 67H194V65H193ZM193 67H192V68H193ZM232 67H233V66H232ZM240 67H241V66H240ZM242 67H243V65H242ZM248 67H249V66H248ZM261 67H262V66H261ZM1 68H0V69H1ZM14 68H15V67H14ZM14 68H13V69H14ZM17 68H18V66H17ZM21 68H23V66H22ZM28 68H29V67H28ZM36 68H33V69H36ZM38 68H39V66H38ZM40 68H41V67H40ZM45 68H46V67H45ZM53 68H54V67H53ZM55 68H54V69H55ZM70 68H71V67H70ZM73 68H74V67H72L71 69H67V70H72ZM78 68H80V67H77L76 69H78ZM88 68H89V67H88ZM109 68H110V67H109ZM114 68H115V67H114ZM121 68H122V66H121ZM121 68H120V69H121ZM130 68H131V67H130ZM135 68H136V67H135ZM168 68H169V67H168ZM176 68H177V67H176ZM224 68H225V66H224ZM228 68H229V65H228ZM259 68H260V67H259ZM259 68H258V69H259ZM5 69H6V68H5ZM7 69H8V66H7ZM13 69H12V73H11V74H12V77H13ZM18 69H19V68H18ZM33 69H32V70H33ZM42 69H44V68H42ZM47 69H48V68H47ZM63 69H64V68H63ZM65 69H66V68H65ZM74 69H75V68H74ZM76 69H75V70H76ZM83 69H84V68H83ZM83 69H81L82 73H83ZM95 69H96V68H95ZM112 69H113V68H112ZM116 69H117V68H116ZM118 69H119V68H118ZM124 69H125V68H124ZM126 69H128V68L126 67ZM147 69H148V70H147ZM153 69H154V68H153ZM156 69H158V68H156ZM172 69H173V68H172ZM178 69H179V68H178ZM183 69H184V67H183ZM193 69H194V68H193ZM202 69H203V68H202ZM233 69H234V68H233ZM233 69H232V70H233ZM246 69H247V68H246ZM246 69H245V70H246ZM248 69H249V68H248ZM251 69H252V67H251ZM256 69H257V66H256ZM261 69H262V68H261ZM261 69H260V71H261ZM10 70H11V69H10ZM23 70H25V69H22V71H23ZM28 70H29V69H28ZM32 70H31V71H32ZM36 70H37V69H36ZM36 70H34V71H36ZM52 70H53V69H52ZM56 70H53L54 73H56ZM86 70H87V69H86ZM86 70H85V71H86ZM110 70H111V68H110ZM145 70H147V71H145ZM173 70H174V69H173ZM173 70H172V71H173ZM184 70H185V69H184ZM196 70H197V69H196ZM228 70H229V69H228ZM234 70H235V69H234ZM234 70H233V71H234ZM22 71H21V74H20V73H19V70H16V71H14V75H15V73H16V74L19 73L21 76L23 75L24 78H25V80H26V77H27L28 75H31V74H30V71H29V74H28L26 77H25L24 74H22ZM42 71H46V69H45V70H42ZM53 71H52V73H53ZM59 71H61V70H58V74H59ZM63 71H65V70H63ZM63 71H62V73H60V74H63ZM76 71H77V73H78L79 70H76ZM91 71H92V70H91ZM94 71H95V70H94ZM96 71H97V70H96ZM111 71H112V70H111ZM111 71H110V73H111ZM114 71H115V70H114ZM118 71H119V70H118ZM125 71H127V70H125ZM131 71H134V70H131ZM152 71H153V70H152ZM182 71H183V70H182ZM182 71H181V73H180V71H179V74H182ZM192 71H194V70H192ZM192 71H191V73H192ZM202 71H203V70H202ZM221 71H225V70H223V67H222V70H221ZM255 71H256V70H255ZM255 71H254V73H255ZM257 71H258V70H257ZM262 71H263V70H262ZM9 73H10V71H9ZM23 73H24V71H23ZM38 73H41V71L39 70ZM38 73H37V74H38ZM47 73H49L48 70H47ZM54 73H53V74H54ZM68 73H71V75H72V71H68ZM68 73H67V74H68ZM86 73H88V71H86ZM86 73H85V74H86ZM119 73L121 74V71H119ZM122 73L124 74V71H123V70H122ZM127 73H129V75H130V70H128ZM127 73H125V74H127ZM139 73H140V70H139ZM156 73H157V71H156ZM163 73H164V71H163ZM176 73H177V71H176ZM199 73H200V71H199ZM226 73H227V71H226ZM236 73H237V71H236ZM240 73H241V71H239V74H240ZM250 73L252 74V70L250 71ZM263 73H264V71H263ZM19 74H17V75H19ZM32 74H36V73H32ZM41 74H42V73H41ZM94 74H95V73H94ZM98 74H99V71H98ZM111 74H113V73H111ZM111 74H109V75H111ZM115 74H117L116 71H115ZM125 74H124V75H125ZM154 74H155V73H154ZM179 74H178V75H179ZM200 74H201V73H200ZM203 74H205V73H203ZM224 74H225V73H224ZM227 74H228V73H227ZM231 74H232V73H231ZM3 75H4V74H3ZM38 75H39V74H38ZM42 75H43V74H42ZM42 75H41V76H42ZM44 75H45V74H44ZM71 75H70V77H71ZM74 75H75V74H74ZM79 75H80V74H79ZM83 75H84V73L81 75V77H82ZM96 75H97V74H96ZM102 75H104V73H103ZM138 75H141V74H138ZM142 75H143V74H142ZM161 75H162V74H161ZM190 75H191V77H192V74H190ZM228 75H229V74H228ZM234 75H236V74H235V71H234ZM241 75H243V74H241ZM252 75H253V74H252ZM257 75H259V73H258ZM260 75H261V74H260ZM262 75H263V74H262ZM34 76H35V75H34ZM46 76H47V74H46ZM46 76H45V78H46V81H47V77H46ZM50 76H51V75H50ZM50 76H49V77H50ZM56 76H57V79H58V78H59L58 75H56ZM97 76H99V75H97ZM97 76H96V79H97ZM104 76L106 77V75H104ZM111 76H112V75H111ZM143 76H144V75H143ZM148 76H149V73H148ZM148 76H147V77L145 76V77L148 79ZM184 76H185V75H184ZM195 76H196V75H195ZM195 76H194V77H195ZM250 76H251V75H250ZM250 76H249V77H250ZM4 77H6V75H5ZM4 77H3V78H4ZM12 77L10 76L11 79H12ZM15 77H16V76H15ZM15 77H14V78H15ZM36 77H37V76H36ZM61 77H63V76H61ZM67 77H68V76L65 77V75H64V78L67 79ZM77 77L80 78V76H76L75 79H77ZM85 77H86L85 79H86L87 81H88V79H89L88 82H90V78L87 79L88 76H85ZM90 77H92V78H91L92 81L95 82V81L93 80L94 76H93V75H92V76L90 75ZM117 77H118V76H117ZM120 77H122V76H120ZM127 77H128V74H127V76H126L125 78H127ZM129 77H130V76H129ZM145 77H144V78H145ZM165 77H167V76H165ZM179 77H182V75H181V76L179 75ZM197 77H198V76H197ZM197 77H196V78H197ZM201 77H202V76H201ZM243 77H244V76H243ZM260 77H261V76H260ZM6 78H7V77H6ZM27 78H28V77H27ZM31 78H32V76H31ZM55 78H56V77H55ZM55 78H53V79H55ZM79 78H78V80H79ZM83 78H84V77H83ZM98 78H99L98 80H100V77H98ZM102 78L105 79L104 77H102ZM102 78H101V79H102ZM107 78H108V77H107ZM107 78H106V80L109 79V78H108V79H107ZM110 78H111V77H110ZM118 78H119V77H118ZM133 78H134V77H133ZM133 78H132V77L129 78V79H131V80H129V81L131 82ZM144 78H143V81L146 82L147 79L144 80ZM152 78H153V77H152ZM185 78H186V76H185ZM187 78H188V77H187ZM206 78H207V77H206ZM217 78H218V77H217ZM222 78H223V77H222ZM222 78H221V79H222ZM228 78H229V77H228ZM230 78H231V77H230ZM230 78H229V79H230ZM252 78H253V77H252ZM7 79H8V78H7ZM11 79H10V80H11ZM37 79H38V78H37ZM39 79H40V78H39ZM43 79H44V78H43ZM53 79L51 78V80H53ZM57 79H56V80H57ZM70 79H71V78H70ZM81 79H82V78H81ZM103 79H102L101 81H103ZM112 79H113V78H112ZM141 79H142V78H141ZM149 79H150V78H149ZM161 79H162V78H161ZM180 79H181V78H180ZM188 79H189V78H188ZM210 79H211V78H210ZM244 79H245V78H244ZM244 79H243V80H244ZM261 79H262V78H261ZM261 79H260V80H261ZM4 80H5V79H4ZM10 80H8V81H10ZM15 80H16V79H15ZM15 80H14V79H13V81L11 80V81L13 82L12 84L14 85V89H15V83H16V85H17V83H18L21 79H20L19 81H17L18 79H17L16 81H15ZM25 80H23V81H25ZM27 80H28V79H27ZM34 80H36V79L34 78ZM40 80H41V79H40ZM58 80H59V79H58ZM60 80H62V79H60ZM98 80H97V81H98ZM110 80H111V79H110ZM122 80H124V79H122ZM127 80H128V79H127ZM151 80H153V79H151ZM151 80H150V82H151ZM162 80H164V79H162ZM175 80H178V78L175 79ZM192 80L194 81V78H193ZM195 80H196V79H195ZM198 80H199V79H198ZM222 80H223V79H222ZM224 80H226V79H224ZM230 80H231V79H230ZM237 80H238V79H237ZM243 80H242V82H243ZM245 80H246V79H245ZM245 80H244V81H245ZM250 80H252V79L250 78ZM250 80H249V81H250ZM258 80H259V78H258ZM258 80H257V82H256V81H255V82H256V83L260 82V81H258ZM262 80H263V79H262ZM2 81H3V80H2ZM8 81L5 80V81H3V82H8ZM31 81H32V79H30V83H31ZM42 81H43V80H42ZM46 81H45V82H46ZM64 81H66V80L64 79ZM67 81H68V80H67ZM79 81H80V80H79ZM104 81H105V80H104ZM115 81H116V79H115ZM117 81H118V80H117ZM124 81H126V79H125ZM136 81H137V80H136ZM147 81H148V80H147ZM170 81H172V80L170 79ZM182 81H183V78H182ZM220 81H221V80H220ZM14 82H15V83H14ZM25 82H26V81H25ZM25 82H22V83H25ZM27 82H29V81H27ZM43 82H44V81H43ZM50 82H51V81L49 80V82H48L47 84H50ZM53 82H54V81H53ZM55 82H56V81H55ZM59 82H60V81H59ZM62 82H63V80H62ZM73 82H75V81H73ZM73 82H72V83H73ZM80 82H82V81H80ZM83 82H84V81H83ZM83 82H82V83H83ZM98 82H100V81H98ZM108 82H109V81H108ZM121 82H122V81H121ZM132 82H134V83H131V84H133V85H134V84L137 85V84L139 83V81H137L138 83H135L134 80H133ZM140 82H142V81L140 80ZM145 82H143V83H145ZM173 82L177 84V83H179V80H178V82H175V81H173ZM185 82H186V80H185ZM185 82H184V83H185ZM190 82H191V81H190ZM198 82L200 83V81H198ZM210 82H211V81H210ZM210 82H209V83H210ZM213 82H214V81H213ZM224 82H225V81H224ZM231 82H232V81H231ZM238 82H239V80H238ZM262 82H264V81H262ZM0 83H1V81H0ZM35 83H36V82H35ZM37 83H38V81H37ZM39 83H42V82H39ZM60 83H61V82H60ZM75 83L77 84V82H75ZM104 83H105V82H104ZM115 83L117 84V83H119V81H118V82H115ZM128 83H129V82H127V84H128ZM152 83H154V82H152ZM170 83H171V82H170ZM186 83H187V82H186ZM186 83H185V84H186ZM202 83H203V82H202ZM202 83H201V84H202ZM239 83H240V82H239ZM18 84H19V83H18ZM42 84H43V83H42ZM52 84H53V83H52ZM52 84H50V85H52ZM76 84H75V86H76ZM80 84H81V83H78L77 86H76V88H77L78 85H80ZM91 84H93V83H90V85H91ZM95 84H96V83H95ZM100 84H102V83H100ZM109 84H110V83H109ZM112 84H113V83H112ZM119 84H120V83H119ZM123 84H124V83H123ZM123 84H122V85H123ZM125 84H126V83H125ZM154 84H155V83H154ZM188 84H189V83H188ZM191 84H192V83H191ZM194 84H196V83H194ZM194 84H193V85H194ZM225 84H226V83H225ZM245 84H246V83H245ZM254 84H255V83H254ZM261 84H262V86H263V83H261ZM13 85H11V86H13ZM21 85H22V84H21ZM21 85H20V86H21ZM23 85H25V84H23ZM31 85H32V84H31ZM31 85H29V86H31ZM34 85H35V84H34ZM56 85H57V84H56ZM60 85H61V84H60ZM63 85H64V83H63ZM66 85H67V84H66ZM72 85H73V84H72ZM96 85H97V84H96ZM96 85H95V86H96ZM105 85H106V84H105ZM140 85H141V84H140ZM147 85H148V84H147ZM157 85H158V84H157ZM167 85H168V84H167ZM170 85H173V86H174L173 83L170 84ZM177 85H178V84H177ZM179 85H180V83H179ZM186 85H187V84H186ZM210 85H211V84H210ZM252 85H253V84H252ZM0 86H2V84H1ZM3 86H5V85L3 84ZM3 86H2V87H3ZM8 86H9V85H8ZM26 86H27V85H26ZM35 86H36V85H35ZM45 86H47V85H45ZM57 86H58V85H57ZM64 86H65V85H64ZM69 86H70V85H69ZM69 86H68V88H70ZM88 86H89V85H88ZM95 86H93V87H95ZM98 86H100V85H98ZM98 86H96V87H98ZM101 86L103 87L104 85L102 84ZM114 86H116V85H114ZM126 86H127V85H126ZM126 86H125V87H126ZM137 86H138V85H137ZM180 86H181V85H180ZM180 86H179V87H180ZM188 86H189V85H188ZM213 86H215V85H213ZM231 86H232V84H231ZM237 86H238V85H237ZM248 86H249V85H248ZM258 86H259V85L257 84V87H258ZM262 86H260V88H261ZM16 87H17V86H16ZM48 87H50V86L48 85ZM53 87H54V86H53ZM59 87H61V86H59ZM73 87H74V85H73ZM79 87H81V86H79ZM93 87H91V89H92ZM96 87H95V89H97ZM102 87H101V88H102ZM123 87H124V85H123ZM123 87H122V88H123ZM130 87H131V86H130ZM135 87H136V86H135ZM159 87H160V86H159ZM176 87H177V86H176ZM205 87H207V86H205ZM211 87H212V86H211ZM211 87H210V89H211ZM238 87H239V86H238ZM240 87H241V86H240ZM251 87H253V86H251ZM255 87H256V85H255ZM255 87H254V88H255ZM19 88H20V87H19ZM19 88L17 87L15 90H17V89H19ZM26 88H27V87H26ZM29 88H31V87H29ZM29 88H28V89H29ZM36 88L38 89V86H37ZM56 88H57V87H56ZM62 88H64V90H65V87H62ZM62 88H61V89H62ZM76 88H75V89H76ZM82 88H83V84H82ZM85 88H86V87H85ZM110 88H111V87H110ZM112 88H113V87H112ZM128 88H129V87H128ZM128 88H127V89H128ZM136 88H138V87H136ZM139 88H140V87H139ZM150 88H151V87H150ZM150 88H149V90H150ZM220 88H221V87H220ZM224 88L227 89V87H224ZM8 89H9V88H8ZM21 89H22V88H20V90H21ZM73 89H74V88H73ZM77 89H78V88H77ZM95 89H93V90H94V94H95V92L100 91V90H98L99 88H98L97 90H95ZM104 89H105V87H104ZM118 89H119V88H118ZM144 89H145V88H144ZM205 89H206V88H205ZM221 89H222V88H221ZM226 89H225V90H226ZM230 89H231V88H230ZM232 89H233V88H232ZM247 89H248V87H247ZM252 89H253V88H252ZM252 89H251L250 91H252ZM256 89H257V88H256ZM261 89H262V88H261ZM263 89H264V88H263ZM20 90H18V92H19ZM44 90H45V89H44ZM44 90L41 89L40 92H41V91L43 92ZM64 90H63V91H64ZM71 90H72V86H71ZM79 90H80V89H79ZM88 90H89V89H88ZM129 90H130V89H129ZM129 90H128V91H129ZM135 90H136V89H135ZM142 90H143V89H142ZM153 90H154V89H153ZM206 90H208V89H206ZM214 90H215V88H214ZM5 91L7 92V89H6ZM32 91H33V89H31V93H32ZM35 91H36V90H35ZM72 91L74 92V90H72ZM72 91H71V92H72ZM77 91H78V90H77ZM82 91H85V90H82ZM91 91H92V90H91ZM91 91H90V92H91ZM102 91H104L103 88H102V90L100 91V93H101ZM138 91H139V90H138ZM144 91H146V90H144ZM151 91H152V90H151ZM235 91H236V89H235ZM258 91H259V90H258ZM263 91H264V90H263ZM263 91H262V92H263ZM2 92H3V90H2ZM20 92H21V91H20ZM26 92H27V91H26ZM33 92H34V91H33ZM46 92H47V91H46ZM53 92H54V91H53ZM53 92H52V94H53ZM58 92H59V91H58ZM65 92H67V91H65ZM105 92H106V91H105ZM112 92H113V91H112ZM114 92H115V87H114ZM120 92H121V91H120ZM132 92H133V90H132ZM134 92H136V94H137V91H134ZM209 92H210V91H209ZM209 92H206V93H209ZM212 92H214V91H212ZM227 92H228V91H227ZM260 92H261V91H260ZM262 92H261V93H262ZM0 93H1V92H0ZM16 93H17V91L15 92V95H18V94H19V93H18V94H16ZM29 93H30V92H29ZM29 93H28V94H29ZM49 93H50V92H49ZM49 93L47 92V93H44V94H45V95H46V94L48 95ZM59 93H60V92H59ZM59 93H58V94H59ZM61 93H63V92H61ZM76 93H77V92H76ZM86 93H87V92H86ZM97 93H98V92H97ZM100 93H99V95H100ZM117 93H118V92H117ZM129 93H130V92H129ZM129 93H128V95H129ZM229 93H231V92H229ZM237 93H238V90H237ZM248 93H250V92H248ZM261 93H259V94H261ZM7 94H8V93H7ZM10 94H11V93H10ZM13 94H14V93H13ZM21 94H22V93H21ZM24 94H25V93H24ZM24 94H23V95H24ZM33 94H34V93H33ZM37 94L40 95L41 93L37 92ZM72 94L74 95L75 93H71V95H72ZM77 94L80 95V93H77ZM77 94H76V96H77ZM103 94H104V93H103ZM107 94H108V93H107ZM110 94H111V93H110ZM157 94H158V93H157ZM214 94H215V93H214ZM238 94H239V93H238ZM4 95H5V92H4ZM31 95H32V94H31ZM49 95H50V94H49ZM53 95H54V94H53ZM55 95H57V93H56ZM60 95H63V94H60ZM64 95H65V94H64ZM67 95H68V96H71V95H69V94H67ZM79 95H78V97H80ZM82 95H84V94L82 93ZM82 95H81V96H82ZM87 95H88V94H87ZM90 95H91V94H90ZM97 95H98V94H97ZM97 95H95L96 97H94V96H93V93H92V96L94 97V99H98L99 96L97 97ZM105 95H106V94H105ZM117 95H118V94H117ZM119 95H123V94H120V93H119ZM126 95H127V94H126ZM128 95H127V96H128ZM141 95H142V94H141ZM147 95H148V94H147ZM155 95H156V94H155ZM206 95H207V94H206ZM232 95H234V94H232ZM262 95H263V94H262ZM18 96H19V95H18ZM21 96H22V95H21ZM24 96H25V95H24ZM28 96H30V95H28ZM36 96H38V95H36ZM36 96H34V98H36ZM50 96H51V95H50ZM57 96H58V95H57ZM74 96H75V95H74ZM76 96H75V97H76ZM84 96H85V95H84ZM112 96H113V95H112ZM127 96H126V97H127ZM133 96H134V94H133ZM133 96H132V97H133ZM158 96H160V95H158ZM241 96H242V95H241ZM247 96H248V94H247ZM251 96H252V95H251ZM251 96H250V97H251ZM253 96H254V95H253ZM5 97H6V96H5ZM13 97H16V96H12V100H10V102H9L10 104H12V103H13L12 101H14ZM40 97H41V95H40ZM42 97H43V93H42ZM54 97H55V96H54ZM58 97H59V96H58ZM63 97H64V96H63ZM66 97H67V96H66ZM72 97H73V96H72ZM86 97H87V96H86ZM86 97H85V98H86ZM115 97H116V96H115ZM115 97H114V98H115ZM118 97H119V96H118ZM121 97H123V96H121ZM121 97H119V99H121ZM128 97H130V96H128ZM132 97H131V98H132ZM138 97H139V96H138ZM140 97L142 98V96H140ZM201 97H202V96H201ZM201 97H199V98L201 99ZM204 97H205V96H204ZM261 97H262V96H261ZM261 97H260V98H261ZM0 98H1V97H0ZM9 98H10V97H9ZM21 98H22V97H21ZM29 98L31 99V97H29ZM34 98H33V99H34ZM37 98H38V97H37ZM46 98H47V96H46ZM46 98H45V99H46ZM48 98H49V96H48ZM48 98H47V99H48ZM50 98H51V97H50ZM61 98H62V97H61ZM87 98H88V97H87ZM90 98H92V97L90 96L88 99H90ZM143 98H144V100H145V97H143ZM149 98H150V97H149ZM149 98H148V99H149ZM156 98H157V97H156ZM240 98H241V97H240ZM245 98L247 99V97H245ZM252 98H253V97H252ZM4 99H5V98H3V100H4ZM24 99H25V98H24ZM73 99H74V98H72V100H73ZM94 99H93V100H94ZM102 99L104 100V97H103ZM109 99L111 100V98H109ZM115 99H116V98H115ZM119 99H118V100H119ZM123 99L125 100L126 98L123 97ZM123 99H122V100H123ZM133 99H135V98H133ZM148 99H147V103H148ZM202 99H203V97H202ZM246 99H245V100H246ZM5 100H6V99H5ZM15 100H16V99H15ZM56 100H57V99H56ZM56 100H55V101H56ZM67 100H68V99H67ZM76 100H77V98L75 99V101H76ZM81 100H82V98H81ZM84 100H85V99H84ZM84 100H83V104H84V102H85ZM90 100H91V99H90ZM90 100H88V101L90 102V107H91V106L93 105V104L91 105V101H92V102H94V101H93V100L90 101ZM98 100H99V99H98ZM98 100L95 102V104L98 102ZM138 100H139V99H138ZM138 100H137V101H138ZM155 100H156V99H155ZM155 100H154V102H155ZM206 100H207V99H206ZM240 100H241V99H240ZM240 100H239L238 102H240ZM245 100H244V101H245ZM17 101H18V100H17ZM31 101H32V99H31ZM43 101H44V99H43ZM58 101H59V99H58ZM60 101H61V100H60ZM64 101H66V98H65ZM70 101H71V100H70ZM77 101H78V100H77ZM100 101H101V100H100ZM108 101H109V100H108ZM113 101H115V100H113ZM113 101H112V102H113ZM134 101H135V100H134ZM149 101H151V99H150ZM152 101H153V100H152ZM152 101H151V102H152ZM192 101H194V100H192ZM197 101H198V99H197ZM210 101H211V100H210ZM228 101H229V100H228ZM231 101H232V100H231ZM234 101H235V100H234ZM7 102H8V101H7ZM11 102H12V103H11ZM21 102H22V101H21ZM23 102H24V100H23ZM36 102H37V101H36ZM40 102H41V100H40ZM40 102H38V104H39ZM50 102H53V101L50 100ZM62 102H63V101H61V103H59V104H63V105H64L65 102H64V103H62ZM73 102H74V100H73ZM73 102H72V103H73ZM81 102H82V101H81ZM103 102H104V101H103ZM112 102H111V103H112ZM124 102H125V101H124ZM126 102H127V101H126ZM139 102H140V101H139ZM151 102H150V104L153 103V102H152V103H151ZM156 102H157V101H156ZM156 102H155V103H156ZM242 102H243V101H242ZM5 103H6V102H4V104H5ZM17 103H18V102H17ZM25 103H26V100H25ZM27 103H28V102H27ZM31 103L34 104V102H31ZM42 103H43V102H42ZM46 103L49 104L48 102H46ZM54 103H57V102H54ZM72 103L70 102V105H71ZM74 103H75V102H74ZM85 103H87V102H85ZM100 103H102V102H100ZM104 103H107V102H104ZM116 103H117V102H116ZM144 103H145V102H144ZM190 103H191V102H190ZM195 103H196V102H195ZM205 103H206V101H205ZM205 103H204V104H205ZM225 103H226V102H225ZM251 103L256 104L255 102H251ZM257 103H258V102H257ZM10 104H9V105H10ZM13 104L15 105L16 103H13ZM19 104H20V102H19ZM19 104H18V105H19ZM29 104H30V103H29ZM38 104H37V105H38ZM52 104H53V103H52ZM65 104H66V103H65ZM102 104H103V103H102ZM102 104H101V105H102ZM109 104H110V103H109ZM140 104H141V106H142V102L139 103V104H138V103L135 104V105H136V108H137V106L140 105ZM156 104H157V103H156ZM183 104H185V103H183ZM183 104H182V105H183ZM186 104H187V102H186ZM197 104H198V106H199L200 103H196V105H197ZM201 104H202V103H201ZM210 104H211V102H210ZM254 104H252V105H254ZM0 105H2V104H0ZM6 105H8V104H6ZM20 105H21V104H20ZM34 105H35V104H34ZM37 105H35V106H37ZM68 105H69V104H68ZM70 105H69V106H70ZM72 105H73V104H72ZM77 105H78V107L81 109V107L79 106L78 102H77ZM84 105H85V104H84ZM84 105H83V106H84ZM97 105L99 106L98 103H97ZM97 105H96V106H97ZM103 105H104V104H103ZM103 105H102V106H103ZM105 105H107V104H105ZM105 105H104V108H105ZM113 105H114V104H113ZM118 105H119V101H118ZM124 105H125V104H124ZM130 105H133V106H134V103H133V104L130 103ZM130 105H129V107H131ZM153 105H154V104H152V106H153ZM157 105L159 106V103H158ZM157 105H155L154 107H156ZM160 105H161V103H160ZM179 105H180V103H179ZM188 105H189V103H188ZM192 105H193V104H192ZM196 105H195V106H196ZM213 105H214V104H213ZM222 105H224V104H222ZM226 105H227V104H226ZM231 105H232V103H231ZM231 105L229 104V106H231ZM252 105L250 104V107H251ZM257 105H258V104H257ZM259 105L261 106V104H259ZM2 106H3V105H2ZM2 106H1V107H2ZM39 106H40V105H39ZM64 106L66 107L67 104L64 105ZM73 106H74V105H73ZM73 106H72V107H73ZM81 106H82V105H81ZM86 106H87V105H86ZM115 106H116V105H115ZM115 106H114V108L116 109L117 106H116V107H115ZM121 106L123 107V105H121ZM145 106H148V107H149L150 105H145ZM152 106H151L150 108H152V111H153L154 108H153ZM158 106H157V108H158ZM177 106H178V105H177ZM193 106H194V105H193ZM198 106H197V107H198ZM200 106H202V105H200ZM235 106H237V105L235 104ZM235 106H234V107H235ZM241 106H242V105H241ZM247 106H248V105H247ZM262 106H263V105H262ZM3 107H4V106H3ZM3 107H2V108H3ZM5 107H6V106H5ZM9 107H10V106H9ZM9 107H8V108H9ZM11 107L13 108L14 106L11 105ZM20 107H21V106H20ZM37 107H38V106H37ZM42 107H43V105H42ZM45 107H46V106H45ZM51 107H52V106H51ZM56 107H57V105H56ZM60 107H61V106H60ZM90 107L87 106L88 109H90ZM92 107H93V109H94V110L91 109L93 112H94V111H98V112H96V113H99V112H100V111L97 110V109H99V108H101V107H99V108L97 107L96 110H95V106H92ZM108 107H109V105H108ZM111 107H112V106H111ZM119 107H120V105L118 106V110L120 109ZM127 107H128V106H127ZM142 107H143V106H142ZM159 107H160V106H159ZM162 107H164V106H163V103H162ZM203 107H204V106H203ZM242 107H243V106H242ZM242 107H239V109H240V108L242 109ZM254 107H256V106H254ZM254 107H252V108H254ZM6 108H7V107H6ZM32 108H33V107H32ZM40 108H41V107H40ZM46 108H47V107H46ZM49 108H50V107H49ZM52 108H53V107H52ZM66 108H67V107H66ZM74 108H75V107H73L72 110H75V111H76V109H74ZM114 108H113V109H114ZM132 108H133V107H132ZM138 108H139V107H138ZM177 108H178V107H177ZM177 108H176V111L178 112L179 109L177 110ZM221 108H222V107H221ZM223 108H224V107H223ZM226 108H227V107H226ZM231 108H232V107H231ZM252 108H251V110H252ZM4 109H5V108H4ZM4 109H3V110H4ZM15 109H16V108H15ZM17 109H18V107H17ZM17 109H16V110H17ZM19 109L21 110V108H19ZM19 109H18V111H19ZM23 109H24V108H23ZM23 109H22V110H23ZM27 109H28V107H27ZM29 109H30V108H29ZM29 109H28V110H29ZM36 109H37V108H36ZM57 109H58V107H57ZM67 109H68V108H67ZM106 109H108V108H106ZM106 109H105V111H106ZM115 109H114V110H115ZM121 109H122V108H121ZM128 109H129V108H128ZM130 109H131V108H130ZM130 109H129V110H130ZM141 109H142V108H141ZM146 109H147V107H146ZM164 109H165V108H164ZM181 109H183V108H181ZM181 109H180V112L182 111ZM194 109H195V108H194ZM194 109H192V110H194ZM200 109H201V108H200ZM213 109H214V108H213ZM247 109H248V108H247ZM257 109H258V108H257ZM259 109H260V108H259ZM261 109H262V108H261ZM6 110H7V109H6ZM6 110H5V112H6V114H7L8 111H6ZM11 110H12V109H11ZM16 110H15V111L13 110V111L16 112ZM30 110H31V109H30ZM37 110H38V109H37ZM41 110H42V109H41ZM58 110H59V109H58ZM60 110H62V107H61ZM60 110H59V111H60ZM64 110H66V109L64 108ZM83 110H84V109H83ZM109 110H110V108H109ZM111 110H112V109H111ZM114 110H112V111H114ZM118 110H117L116 112H118ZM123 110H124V109H123ZM129 110H128V111H129ZM138 110H140V109H138ZM138 110H136V111H138ZM144 110H145V109H144ZM147 110H149V108H148ZM147 110H145L146 113H147V112L149 113V111H150L151 109H150L149 111H147ZM159 110H160V109H159ZM172 110H173V109H172ZM188 110H190L189 112L192 111V110L189 109V108H188ZM202 110H204V109H202ZM206 110H208V108H207ZM206 110H205V112H209V111H206ZM211 110H212V109H211ZM216 110H217V109H216ZM223 110H225V109H223ZM235 110H236V109H235ZM235 110H234V111H235ZM248 110H250V108H249ZM254 110H255V109H254ZM0 111H1V109H0ZM13 111H12V112H13ZM31 111H34V110H31ZM42 111H43V110H42ZM42 111H40V112H42ZM48 111H49V110H47V112H48ZM88 111H89V110H88ZM101 111H102V112H100V113H103V110H101ZM105 111H104V112H105ZM107 111H108V110H107ZM112 111H111V113H112ZM119 111H120V110H119ZM125 111H126V110H125ZM125 111H124V112H125ZM145 111H144V112H145ZM152 111H151V113H152ZM154 111L157 112L156 109H155ZM161 111H166V109H165V110H161ZM170 111H171V110H170ZM170 111H168V112H170ZM174 111H175V110H174ZM197 111H198V110H197ZM230 111H231V110H230ZM239 111H240V110H239ZM242 111L244 112V110H242ZM5 112H4V114H5ZM24 112H25V111H24ZM24 112H23V113H24ZM34 112H35V111H34ZM38 112H39V111H37V113H38ZM43 112H44V114H43V113H42V114L45 115L46 110H44ZM51 112L53 113V111H50V113H51ZM55 112H56V111H55ZM62 112H63V114H64V111H63V110H62ZM66 112H67V110H66ZM93 112H92V113H93ZM108 112H109V111H108ZM114 112H115V111H114ZM121 112H122V111H121ZM121 112H120V113H121ZM129 112L131 113V112H133V111L131 110V111H129ZM139 112H140V111H139ZM142 112H143V111H142ZM184 112H185V111H184ZM187 112H188V111H187ZM200 112H201V111H200ZM202 112H203V111H202ZM205 112H204V115H205ZM251 112H252V111H251ZM254 112H255V111H254ZM0 113L2 114V112H0ZM8 113H9V112H8ZM23 113H22V114H23ZM56 113H57V112H56ZM60 113H61V112H60ZM70 113H71V108H70V112H69V114H70ZM73 113H74V112H73ZM73 113H72V114H73ZM83 113H84V112H83ZM83 113H82V114H83ZM85 113H86V112H85ZM96 113H94V114L96 115ZM105 113L108 114L107 112H105ZM137 113H138V112H136V114H137ZM151 113H149L148 115H150ZM153 113H154V112H153ZM162 113H163V112H162ZM165 113H166V112H165ZM165 113H164V114H165ZM222 113H223V112H222ZM232 113H233V112H232ZM240 113H241V115H240V114H239V115L242 116V112H241V111H240ZM4 114L1 115V116H3V120H4V116H5ZM12 114H13V113H12ZM24 114H25V113H24ZM26 114H27V113H26ZM31 114H32V113H31ZM40 114H41V113H40ZM57 114H59V113H57ZM63 114H62V115H63ZM79 114H80V113H79ZM86 114H87V113H86ZM88 114H89V113H88ZM90 114H91V113H90ZM106 114H103V115L100 114V115H102V118H103V116L106 115ZM118 114H119V112L116 113L115 115H118ZM122 114H124V115L127 114V111H126V113H122ZM122 114L118 115V119H119V120H120L119 116H121ZM143 114L146 115L145 113H143ZM143 114L140 115V117L143 116ZM154 114H155V113H154ZM156 114H158V112H157ZM156 114H155V115H156ZM166 114H167V113H166ZM166 114H165L164 116H166ZM171 114H172V113H171ZM174 114L177 115L178 113H174ZM180 114H181V113H180ZM180 114H179V116H181V115L183 114V111H182V114H181V115H180ZM192 114H193V113H192ZM200 114H201V113H199L198 115H200ZM206 114H207V113H206ZM226 114H227V113H225V115H226ZM262 114H264V113H262ZM73 115H74V114H73ZM76 115H77V113H76ZM76 115L73 116V117H74V118H77ZM95 115H94V116H95ZM100 115L98 114V116H100ZM110 115H111V114H110ZM115 115L113 116V114H112L111 117H115ZM124 115H123V116H124ZM127 115L130 116L129 113H128ZM131 115H132V113H131ZM133 115H134V114H133ZM196 115H197V114H196ZM202 115H203V113H202ZM9 116H10V113H9ZM9 116H8V117H9ZM14 116H16V114H14L13 117H14ZM24 116H25V115H24ZM34 116H35V115H34ZM60 116H61V114H60ZM70 116H71V114H70ZM81 116H82V115H81ZM83 116H84V114H83ZM83 116H82V117H83ZM91 116H92V114H91ZM96 116H97V115H96ZM106 116H108V115H106ZM129 116H126V115H125L124 117L126 118V117H129ZM134 116H135V115H134ZM150 116H151V115H150ZM159 116H160V112H159V115H158L157 117H159ZM168 116H169V115H168ZM188 116H189V114H188ZM205 116H206V115H205ZM240 116H239V117H240ZM244 116H245V115H244ZM246 116H247V114H246ZM249 116H250V115H249ZM27 117H28V116H27ZM39 117H40V116H38V117L35 116V119H36V118L39 119ZM45 117L47 118V116H45ZM45 117H44V119H46ZM51 117H53V116H50V118H51ZM55 117H56V116H55ZM55 117H53V118H55ZM63 117H64V116H62L61 119H59V121L62 120ZM68 117H69V116H68ZM84 117H86V116H84ZM111 117H110V119H108L107 117H104V119H105V121L107 120V121L109 122V120L112 119ZM121 117H122V116H121ZM124 117H123V119H124ZM132 117H133V116H132ZM138 117H139V116H137V118H138ZM140 117H139V118H140ZM147 117H148V116H147ZM153 117H154V116H153ZM153 117H152V118H153ZM157 117H156V118H157ZM174 117H175V116H174ZM189 117H191V116H189ZM196 117H197V116H196ZM198 117H199V116H198ZM198 117H197V118H198ZM200 117L204 118V117L201 116V115H200ZM222 117H223V116H221V118H222ZM247 117H248V116H247ZM247 117H246V118H247ZM6 118H7V117H6ZM9 118H10V117H9ZM21 118H22V117H21ZM21 118H18V119H21ZM23 118H24V117H23ZM31 118H33V120H32V122H33V121H34V117H33V115H32ZM50 118H49V119H50ZM66 118H67V116H66ZM74 118H73V119H74ZM92 118H95V117L92 116ZM106 118H107V119H106ZM116 118H117V117H116ZM129 118H130V117H129ZM129 118H127V119H129ZM142 118H144V117H142ZM142 118L140 119V124H141V120H142ZM193 118H194V117H193ZM193 118H192V119H193ZM208 118H210V116H209V117L207 116L206 120H207ZM226 118H229V117H225V120H226ZM230 118H231V117H230ZM236 118H238V116H237ZM246 118H245V119H246ZM249 118H250V117H249ZM249 118H248V119H249ZM7 119H8V118H7ZM18 119H16V120L18 121ZM25 119H26V116H25ZM25 119H24V120H25ZM28 119H29V118H28ZM44 119L42 118L43 121H47V119H46V120H44ZM49 119H48V120H49ZM55 119H57V118H55ZM69 119H70V117H69ZM73 119H71V121H73V123H75V122H74L75 120H73ZM88 119H90V118H88ZM88 119H87V120H88ZM104 119H103V120H104ZM133 119H135V117H134ZM144 119H146V116H145ZM147 119H148V118H147ZM154 119H155V118H154ZM159 119H160V118H159ZM163 119H164V118H163ZM182 119L186 120L187 117H186V119H185V117L182 118ZM199 119H200V118H199ZM199 119H198V122L201 123V119H200V121H199ZM210 119H212V118H210ZM213 119H214V118H213ZM233 119H234V118H233ZM233 119H232V120H233ZM252 119H253V118H252ZM8 120H9V119H8ZM12 120H14V118H12ZM12 120L10 119V120L8 121L9 124H10V122H11V126L15 125V124L12 125V123H13ZM16 120H15V121H16ZM67 120H68V119H67ZM77 120H78V119H77ZM79 120H81V119H79ZM87 120H86V121H87ZM97 120H98V123H99V119H98V118H97ZM113 120L115 121V118H114ZM119 120H118V121H119ZM124 120L126 121V119H124ZM130 120H131V118H130ZM130 120H128V122H126V123H129ZM137 120H139V119H137ZM149 120H150V119H149ZM166 120H168V118H167ZM174 120H176V119H174ZM174 120H173V121H174ZM190 120H191V119H190ZM195 120H196V119H195ZM195 120H194V121H195ZM203 120H204V119H203ZM229 120H230V119H229ZM242 120H243V118H242ZM242 120H241V121H242ZM249 120H250V119H249ZM15 121H14V122H15ZM25 121H26V120H25ZM27 121H28V120H27ZM38 121L40 122L41 119H39ZM51 121H52V118H51ZM51 121L49 120V122H51ZM64 121H65V119H64ZM88 121H89V120H88ZM107 121H106V122H107ZM118 121H117V122H118ZM121 121H122V120H121ZM121 121H120V122H121ZM132 121H133V120H132ZM132 121H130V123H131ZM134 121H135V120H134ZM143 121H144V120H143ZM163 121H164V120H163ZM163 121H162V122H163ZM173 121H172V122H173ZM187 121H188V120H187ZM191 121H192V120H191ZM214 121H215V120H214ZM234 121H235V123H236V120H234ZM250 121H251V120H250ZM3 122H4V121H3ZM3 122H2V123H3ZM5 122H6V120H5ZM5 122H4V123H5ZM29 122H30V120H29ZM29 122H27V123H29ZM34 122H35V121H34ZM36 122H37V121H36ZM39 122H38V123H39ZM41 122H42V121H41ZM65 122H67V123H66V125H67L69 121H65ZM77 122H78V125H79L80 121H77ZM89 122H91L90 125H92V127H93V124H94V123H92V121H89ZM95 122H96V120H95ZM101 122H103V121L101 120L100 123H101ZM117 122H115V123H117ZM120 122H119V124H120ZM123 122H124V121H123ZM159 122H160V121H159ZM168 122H169V121H168ZM189 122H190V121H189ZM192 122H193V121H192ZM195 122H196V121H195ZM198 122H196V123L198 124ZM230 122H231V121H230ZM232 122H233V121H232ZM239 122H240V121H239ZM261 122H262V120H261ZM18 123H20V122H18ZM43 123H44V122H43ZM52 123H53V122H52ZM57 123H58V124H56V122H54V124H56V125H59V124H60L58 121H57ZM70 123H71V122H70ZM73 123H71V124H73ZM81 123H82V122H81ZM81 123H80V124H81ZM98 123H97V124H98ZM112 123H114V122L112 121ZM124 123H125V122H124ZM124 123H123V124H124ZM142 123H143V122H142ZM155 123H156V122H155ZM207 123H210V122L208 121ZM207 123H206V124H207ZM218 123H219V122H218ZM225 123H227V122H225ZM255 123H256V122H255ZM7 124H8V123H7ZM21 124H22V122H21ZM23 124H24V123H23ZM41 124H42V123H41ZM49 124H51V123H49ZM49 124H47V125H49ZM61 124H62V122H61ZM63 124H64V123H63ZM97 124L95 123V126H96ZM103 124H104V123H103ZM103 124H101V125L103 126ZM105 124H106V123H105ZM105 124H104V127L107 125V124H106V125H105ZM119 124H117V125H119ZM121 124H122V122H121ZM121 124L119 125V127L121 126ZM138 124H139V121H138ZM144 124H145V123H144ZM144 124H143V125H144ZM184 124H185V123H184ZM184 124H183V126H186V125H184ZM197 124H196V125H197ZM201 124H202V123H201ZM203 124H204V123H203ZM203 124H202V125H203ZM251 124H252V123H251ZM258 124H259V123H258ZM26 125H27V124H26ZM30 125H31V124H30ZM32 125H33V124H32ZM35 125H36V123H35ZM35 125H34V127H35ZM42 125H43V124H42ZM42 125H41V126H42ZM45 125H46V124H45ZM47 125H46V126H47ZM56 125H55V126H56ZM68 125H70V124H68ZM83 125H84V124H83ZM86 125H88L87 122H86ZM109 125H110V124H108V126H109ZM115 125H116V124H115ZM124 125H126V124H124ZM128 125H131V124H128ZM128 125H127V126H128ZM146 125H147V124H145V126H146ZM167 125H168V123H167ZM175 125H176V124H175ZM196 125H195V126H196ZM199 125H200V124H199ZM209 125H210V124H209ZM225 125H226V124H225ZM230 125H231V124H230ZM0 126H2V125H0ZM8 126H9V125H8ZM11 126H10V127H11ZM21 126H22V125H21ZM41 126H40V128H42ZM49 126H50V125H49ZM52 126H53V125H52ZM64 126H65V125H64ZM88 126H89V125H88ZM88 126H87V127H88ZM137 126H138V125H137ZM137 126H136V127H137ZM139 126H140V125H139ZM139 126H138V127H139ZM148 126L151 127L152 125L150 126V125L148 124ZM154 126H155V125H153L152 127H154ZM169 126L171 127L172 124H170ZM183 126H182V128H183ZM197 126H198V125H197ZM213 126H214V125H213ZM233 126H234V125H233ZM235 126H237V125H235ZM243 126H244V125H243ZM245 126H246V124H245ZM245 126H244V128H245ZM251 126H252V125H251ZM259 126H260V125H259ZM15 127H16V125H15ZM17 127H20V126L17 125ZM24 127H25V126H24ZM34 127H33V128H34ZM43 127H45V126H43ZM53 127H54V126H53ZM60 127H61V126H60ZM66 127H67V128H70V127H72V125L69 126V127H68V126H66ZM66 127H64V128L66 129ZM75 127H76V126H75ZM75 127H73V128H75ZM77 127H78V126H77ZM77 127H76V129H77ZM92 127H90V128H92ZM100 127H101V126H100ZM109 127H111V126H109ZM113 127H114V128H113ZM115 127H117V126H114V125H113L111 128L114 130ZM122 127H123V126H122ZM138 127H137V128H138ZM141 127H142V126H141ZM166 127H167V126H166ZM172 127H173V126H172ZM174 127L176 128V126H174ZM204 127H206V126L203 125L202 128H204ZM229 127H230V126H229ZM248 127H249V126H248ZM252 127H253V126H252ZM263 127H264V126H263ZM6 128H9V127H6ZM21 128H22V127H21ZM21 128L18 129V130H21ZM29 128L31 129L32 127H29ZM33 128H32V129H33ZM36 128H37V127H36ZM36 128H35V130H36ZM46 128H47V127H46ZM46 128H45V130H47ZM48 128H49V127H48ZM51 128H52V127H50V129H51ZM55 128H56V130H57V127H55ZM73 128H72V129H73ZM79 128H81L80 125H79ZM79 128H78V129H79ZM82 128H84L85 131L88 129V128L85 129L86 127H84V126H83ZM90 128H89V129H90ZM97 128H99V127H97ZM105 128H106V127H105ZM105 128H104V129H105ZM107 128H108V127H107ZM111 128H110V129H111ZM117 128H118V127H117ZM139 128H140V127H139ZM163 128H164V127H163ZM163 128H162V129H163ZM184 128H185V127H184ZM189 128H190V127H189ZM189 128H188V130H189ZM193 128H194V127H193ZM202 128H199V129H201V131H202ZM208 128H209V126H208ZM212 128H213V127H212ZM0 129H1V128H0ZM13 129H15V128L13 127L12 130H13ZM25 129H26V127H25ZM37 129H39V126H38ZM50 129H48L49 132H50ZM70 129H71V128H70ZM76 129H75V130H76ZM95 129H96V128H94L93 131H94ZM100 129H101V131H102L103 128H100ZM100 129H99V130H100ZM145 129H146V128L143 127V130H145ZM155 129H156V128H155ZM167 129H169V128H167ZM171 129H173V128H171ZM171 129H170V130H171ZM177 129H178V128H177ZM185 129H186V128H185ZM190 129H192V127H191ZM210 129H211V128H210ZM227 129H228V131L230 130V128H227ZM231 129L234 131V129H233L232 127H231ZM236 129H237V128H236ZM238 129H240V128H238ZM247 129H248V128H247ZM256 129H257V127H256ZM263 129H264V128H263ZM8 130H9V129H8ZM10 130H11V129H10ZM18 130H17V131H18ZM27 130H28V129H26L25 132L28 133ZM54 130H55V129H54ZM56 130H55V131H56ZM60 130H61V129H60ZM66 130H68V129H66ZM75 130H73V131H75ZM81 130H82V129H81ZM81 130L79 129L78 131L81 132ZM90 130H91V129H90ZM99 130L97 129L98 132H99ZM106 130H107V129H106ZM113 130H112V131H113ZM148 130H149V129H148ZM148 130H147V132L150 131V130H149V131H148ZM165 130H166V129H165ZM179 130H180V129H178L177 132H178ZM182 130H183V129H182ZM216 130H217V129H216ZM244 130H246V129H243V131H244ZM251 130H252V128H251ZM2 131H3V130H2ZM4 131H5V130H4ZM15 131H16V130H15ZM31 131H32V130H31ZM33 131H34V130H33ZM52 131H53V130H52ZM85 131H84V132H85ZM116 131L119 132L120 130L116 129ZM152 131H154V130H152ZM166 131H167V130H166ZM186 131H187V130H186ZM192 131H195V132H196V130H192ZM199 131H200V130H199ZM207 131H208V130H207ZM226 131H227V130H226ZM253 131H254V130H253ZM253 131H252V132H253ZM23 132H24V130H23ZM36 132H37V131H35V133H36ZM39 132H40V131H39ZM59 132H60V131H59ZM64 132H65V131H64ZM86 132H87V131H86ZM95 132H96V131H95ZM109 132H110V131H108L107 133H109ZM118 132H117V133H118ZM139 132H140V130H139ZM139 132H138V134H139V136H140V133H141V132H140V133H139ZM144 132H146V131H143V133H144ZM157 132H159L160 134H162L160 131H157ZM171 132H172V130L170 131V133H171ZM180 132H181V131H180ZM183 132H184V130H183ZM213 132H214V130H213ZM239 132H240V130H239ZM18 133H19V131L17 132V134H18ZM33 133H34V132H32L31 134L33 135ZM43 133H44V132H43ZM45 133H46V132H45ZM53 133H55V132H53ZM53 133H50L51 136H52ZM57 133H58V132H57ZM62 133H63V132H62ZM65 133H68V132L66 131ZM65 133H64L63 135L67 137V135H66ZM72 133H73V132L71 131V134H72ZM77 133H79V132H77ZM89 133H91V136L94 137L95 133L92 134L91 131H89ZM100 133H102V132H100ZM100 133H99V134H100ZM105 133H106V131H105ZM105 133H104V135H103V133H102V136H103V137L106 136ZM117 133H116V135H117ZM168 133H169V132L167 131V134H168ZM173 133H174V132H173ZM178 133H179V132H178ZM181 133H182V132H181ZM193 133H194V132H193ZM210 133H211V132H210ZM210 133H209V134H210ZM236 133H237V132H236ZM256 133H257V132H256ZM258 133H259V132H258ZM262 133H263V132H262ZM3 134L6 135V133H4V132H3ZM3 134L0 133V136L3 135ZM7 134H8V132H7ZM17 134H16V135L14 134V137H16ZM21 134L23 135V133H21ZM37 134H38V133H37ZM60 134H61V133H60ZM69 134H70V130H69ZM69 134H68V135H69ZM74 134H75V133H74ZM79 134H80V133H79ZM81 134H82V132H81ZM86 134L88 135V133H86ZM96 134H97V133H96ZM111 134H112V133H111ZM111 134H109V135H111ZM113 134H114V131H113ZM132 134H135V133L133 132ZM145 134H147V133H145ZM150 134H151V133H150ZM152 134H153V132H152ZM171 134H172V133H171ZM174 134H176V133H174ZM182 134H183V133H182ZM195 134H196V133H195ZM199 134H200V133H199ZM201 134H202V133H201ZM209 134H208V135H209ZM239 134H240V133H239ZM5 135H3V136H5ZM10 135H12V134L9 133V137H10ZM22 135H21V136H22ZM24 135H25V134H24ZM24 135H23V136H24ZM28 135H30V134H27V136H28ZM34 135H35V134H34ZM54 135H55V134H53V136H54ZM72 135H73V134H72ZM76 135H77V134H76ZM76 135H74V136H75L74 138H76ZM107 135H108V134H107ZM109 135H108L107 137H111V138H112V135H111V136H109ZM114 135H115V134H114ZM118 135H121V134L118 133ZM129 135H130V134H129ZM136 135H137V133H136ZM155 135H156V134H155ZM158 135H159V134H158ZM162 135H163V134H162ZM178 135H179V134H178ZM183 135H185V134H183ZM188 135H189V134H188ZM243 135H245V134H243ZM3 136H2V137H3ZM23 136H22V137H23ZM27 136H26V137H27ZM48 136L50 137V135H48ZM59 136H60V137H59ZM59 136H58L59 138H62L61 135H59ZM69 136H71V135H69ZM81 136H82V135H81ZM84 136H85V134H83V137H84ZM88 136H90V135H88ZM91 136H90L89 138H86V137H84V138H85L86 141H87V139H91V138H92ZM123 136H125V135H123ZM142 136H143V135H142ZM144 136H145V135H144ZM147 136H148V135H147ZM149 136H150V135H149ZM159 136H161V135H159ZM159 136H158V137H159ZM173 136H174V135H173ZM176 136H177V135H176ZM176 136H175L176 139H177V138H178V140L181 139V138L179 139V137H176ZM196 136H197V135H196ZM212 136H213V135H212ZM229 136H230V135H229ZM235 136H236V135H235ZM255 136H257V135H255ZM255 136H254V137H255ZM14 137H13V139H14ZM26 137H24V138L26 139ZM31 137H32V136H31ZM35 137H36V135H35ZM55 137H57V136H55ZM55 137H54V138H55ZM66 137H65V139H66ZM100 137H101V135H100ZM100 137H99V138H100ZM103 137H102V138H103ZM121 137H122V136H121ZM153 137H154V136H153ZM165 137H167V136H165ZM165 137H162V138H165ZM181 137H182V136H181ZM194 137H195V136H194ZM4 138L7 139L8 137H7V136H6V137H3V138H1V140L4 139ZM10 138H11V140H12V137H10ZM10 138H8V142H9V139H10ZM37 138H38V135H37ZM41 138H42V137H41ZM50 138H51V137H50ZM59 138H58V139H59ZM68 138H69V137H68ZM72 138H73V137H72ZM72 138H69V140L71 139V141H73ZM74 138H73V139H74ZM79 138H80V135H79ZM79 138H78V135H77V139H78V140H80ZM84 138H82V139H84ZM95 138H96V137H95ZM105 138H106V137H104L103 139H105ZM114 138H115V137H114ZM125 138H126V137H125ZM130 138H131V136H129V139H130ZM133 138H134V137H133ZM133 138H132V139H133ZM136 138H137V139H140L139 141H140L141 143L143 142V141H141V140L145 139V138H142V139H141V138H139V137H137V136H136ZM156 138H157V136H156ZM156 138H155V139H156ZM159 138H160L161 140H163L161 137H159ZM168 138H169V135H168ZM173 138H174V137H173ZM173 138H172V139H173ZM175 138H174V139H175ZM182 138L185 139L184 137H182ZM189 138H190V137H189ZM208 138H209V137H208ZM210 138H211V136H210ZM243 138H245V137H243ZM261 138H262V136H261ZM6 139H5V140H6ZM18 139H19V137H18ZM18 139H17V141H16V144H17V142L20 140V139H19V140H18ZM29 139H30V138H29ZM32 139H33V138H32ZM34 139H35V138H34ZM38 139H40V138H38ZM45 139H47V136L45 137ZM55 139H56V138H55ZM58 139H57V140H58ZM62 139H63V138H62ZM62 139H61V140H62ZM96 139L98 140V138H96ZM116 139H117V137H116ZM118 139L120 140V136L118 137ZM122 139H123V138H122ZM122 139H121V141H122ZM132 139H130V140L132 141ZM134 139H135V138H134ZM148 139H150V138L148 137ZM157 139H158V138H157ZM157 139H156V141H157ZM169 139H170V138H169ZM191 139H192V138H191ZM195 139H197V138L195 137ZM259 139H260V138H259ZM262 139H263V138H262ZM262 139H261V140H262ZM11 140H10V141H11ZM15 140H16V139H15ZM15 140H14V141H15ZM21 140H22V139H21ZM27 140H28V138L26 139V141H27ZM42 140H43V139H41V141H42ZM49 140H50L51 142H53L52 140H54V139L52 138V140H51V139H49ZM59 140H60V139H59ZM59 140H58V141H59ZM61 140H60V141H61ZM78 140H77V144L79 143ZM92 140H93V139H92ZM92 140L90 141V143H89L88 145L91 146V145H92L91 142H92V143H93V147H94V145H97V144H96L97 140H96L95 144H94V141H92ZM106 140H107V139H106ZM106 140H104V143H105ZM108 140H109V139H108ZM112 140L115 141L114 139H112ZM153 140H154V138H153ZM161 140H160V141H161ZM164 140H165V139H164ZM164 140H163V143L165 144ZM185 140H186V139H185ZM188 140H189V139H188ZM197 140H198V139H197ZM200 140H201V136H200ZM202 140H203V139H202ZM208 140H209V139H208ZM233 140H234V139H233ZM253 140H254V139H253ZM3 141H4V140H3ZM33 141H34V140H33ZM33 141H29V143H30V142L33 143ZM58 141H56V142H57V143H60V141H59V142H58ZM62 141H63V140H62ZM62 141H61V142H62ZM71 141H69V142H71ZM74 141H75V140H74ZM88 141H89V140H88ZM98 141L101 142L100 140H98ZM134 141H135V140H133L132 142L134 143ZM136 141H137V140H136ZM136 141H135V143H136ZM146 141H147V140H146ZM180 141H181V140H180ZM182 141H183V140H182ZM191 141H192V140H191ZM191 141H189V144L191 143ZM198 141H199V140H198ZM198 141H197V142H198ZM204 141H205V140H204ZM214 141H215V140H214ZM251 141H252V140H251ZM251 141H249V142H251ZM263 141H264V140H263ZM0 142H2V141H0ZM4 142H5V141H4ZM6 142H7V141H6ZM8 142H7V143H8ZM12 142H13V141H12ZM19 142H20V141H19ZM19 142H18V143H19ZM45 142H47V144L50 143V145L52 144L51 142L48 143V139H47V141H45ZM54 142H55V141H54ZM54 142H53V143H54ZM63 142H64V141H63ZM66 142H68V140H66ZM80 142H82V141H80ZM102 142H103V141H102ZM102 142H101V143H102ZM117 142H118V140H117ZM128 142H129V140H128ZM147 142H148V141H147ZM149 142H150V141H149ZM161 142H162V141H161ZM167 142H168V141H167ZM173 142H174V141H173ZM175 142H176V141H175ZM184 142H185V141H184ZM194 142H196V141L194 140ZM197 142H196V143H197ZM200 142H201V141H200ZM210 142H211V141H210ZM239 142H240V141H239ZM14 143H15V142H14ZM29 143H28V142L25 143V144H28V147L26 146L27 148H29V146H30ZM36 143H38V142H36ZM36 143H34V144H36ZM39 143H40V141H39ZM39 143H38V144H39ZM42 143H43V141H42ZM57 143H56V144H57ZM64 143H65V142H64ZM72 143H74V142H72ZM72 143H71V144H72ZM75 143H76V142H75ZM83 143H84V141H83ZM101 143H100V144H101ZM106 143H107V142H106ZM109 143H110V142L107 143L108 146L111 145V144H109ZM111 143H113V142L111 141ZM118 143H119V142H118ZM121 143H122V142H121ZM133 143H132V144H133ZM137 143H138V142H137ZM163 143H161V144H163ZM176 143H178V141H177ZM218 143H220V142H218ZM263 143H264V142H263ZM2 144H3V142H2ZM4 144L6 145V143H4ZM22 144H23V140H22ZM30 144H31V143H30ZM38 144H36L35 147H37ZM60 144H61V143H60ZM62 144H63V143H62ZM65 144H66V143H65ZM69 144H70V143H69ZM90 144H91V145H90ZM107 144H106V146H107ZM123 144H125V143H123ZM139 144H140V143H138V145H139ZM159 144H160V142H159ZM161 144H160V145H161ZM172 144H173V143H172ZM174 144H175V143H174ZM182 144H183V143H182ZM184 144H185V143H184ZM184 144H183V145H184ZM186 144H187V143H186ZM189 144H188V147H189ZM203 144H204V143H203ZM257 144H258V143H257ZM12 145H14V144H11V146H10L9 148H12ZM18 145H19V144H18ZM42 145H43V144H41V147H42ZM45 145H46V144H45ZM52 145H53V144H52ZM66 145H67V144H66ZM81 145H82V143H81ZM84 145L86 146V143H85ZM98 145H99V144H98ZM101 145H102V144H101ZM104 145H105V144L102 145L103 147H102L101 150H103L104 147H106V146H104ZM114 145H115V144H114ZM114 145H113V146H114ZM118 145H119V144H118ZM120 145H121V144H120ZM120 145H119V147H120ZM125 145H126V144H125ZM127 145H128V144H127ZM135 145H136V144H135ZM153 145H154V144H153ZM178 145H179V144H178ZM201 145H202V144H201ZM214 145H215V143H214ZM1 146H2V145H1ZM7 146H9V143H8ZM7 146H6V147H7ZM32 146H33V145H32ZM57 146L59 147L60 145H57ZM69 146H70V148H72V147H73V144H72V145H69ZM71 146H72V147H71ZM78 146H79V145H78ZM85 146H83V147H85ZM108 146H107V147H108ZM113 146H112V147H113ZM128 146L131 147L132 145L130 146V144H129ZM142 146H143V145H142ZM145 146H146V145H145ZM156 146H157V145H156ZM163 146H165V145H163ZM163 146H162V147H163ZM169 146H170V145H169ZM197 146H198V148H200V147H199L200 144H198ZM204 146H205V145H204ZM215 146H216V145H215ZM215 146H214V147H215ZM217 146H218V145H217ZM3 147H5V146H3ZM19 147H20V146H19ZM26 147H25V148H26ZM35 147H34V148H35ZM41 147H39V148L41 149ZM44 147L46 148V146H44ZM53 147H55V145H54ZM60 147H62V146H60ZM60 147H59V148H60ZM83 147L81 148V150L83 149ZM93 147H91V148H93ZM99 147H100V145H99ZM112 147H111V148H112ZM114 147H115V146H114ZM119 147H117V148L119 149ZM147 147H148V146H146V149H147ZM170 147H171V146H170ZM179 147H180V150H182V149L185 148V147H184V148L181 149L182 146H180V145L178 146V148H179ZM191 147H192V146H191ZM211 147H212V146H211ZM15 148H16V147H15ZM22 148H23V145H22ZM30 148H31V147H30ZM30 148H29V150H30ZM32 148H33V147H32ZM32 148H31V149H32ZM45 148H42V150L45 149ZM74 148H75V147H74ZM74 148H73V150H74ZM85 148H86V147H85ZM85 148H84V150H85ZM87 148H89V147H87ZM94 148H95V147H94ZM109 148H110V147H109ZM111 148H110V149H111ZM117 148H116V149L113 148V149H115V151L112 152V153H117L118 151L121 152V150H122L124 147H123L122 149L120 148V149L116 152ZM125 148H126V147H125ZM125 148H124V149H125ZM127 148H128V147H127ZM144 148H145V147H143V149H144ZM148 148H151V147H148ZM156 148H157V147H156ZM166 148H167V147H166ZM166 148H165V149H166ZM189 148H190V147H189ZM192 148H193V147H192ZM192 148H190V149H192ZM201 148H202V146H201ZM212 148H213V147H212ZM222 148H223V147H222ZM0 149H1V148H0ZM5 149H7V151L9 152V149H8V148H5ZM5 149L3 148L2 150H5ZM12 149H13V151H14V146H13ZM12 149H11V150H12ZM18 149H19V148H18ZM18 149H17V150H18ZM37 149H38V148H37ZM40 149H38V151H39ZM51 149H52V148H51ZM51 149H50V150H51ZM61 149H62V148H61ZM68 149H69V148H68ZM75 149H76V148H75ZM77 149H78V148H77ZM95 149H96V148H95ZM107 149H108V148H107ZM107 149H106V150H107ZM130 149L132 150V148H130ZM136 149L139 150L138 147H135V148H134V150H136ZM152 149H153V148H152ZM159 149H161V148H159ZM169 149H170V148H169ZM173 149H176V148H173ZM196 149H197V148H196ZM202 149H203V148H202ZM217 149H219V148L217 147ZM260 149H261V148H260ZM17 150H16V154H17ZM26 150H27V149H26ZM47 150H49V148L46 149V151H47ZM52 150H54V149H52ZM79 150H80V146H79ZM81 150H80V151H81ZM90 150H91V149H90ZM90 150L88 149V151H90ZM97 150H98V149H97ZM134 150H133V151H134ZM155 150H156V149H155ZM155 150H154V151H155ZM170 150H171V149H170ZM176 150H178V149H176ZM176 150H175V151H176ZM180 150L177 151V153L180 152ZM184 150H187V151L189 152L188 149H184ZM197 150H198V149H197ZM211 150H212V149H211ZM219 150H220V149H219ZM222 150H223V149H222ZM0 151H1V150H0ZM18 151H19V150H18ZM30 151H31V150H30ZM34 151H35V150L33 149V152H34ZM38 151H37V152H38ZM46 151H45V152H46ZM59 151H60V150H59ZM63 151H64V148H63ZM71 151H72V150L69 151V155H71V153H70ZM88 151H87V152H88ZM92 151H93V150H92ZM99 151H100V148H99ZM125 151H127V150H125ZM125 151L123 150V153H124ZM133 151H131V152L128 151V152H130V154H131ZM141 151H142V150H141ZM154 151H153V152H154ZM161 151H163V150H161ZM161 151H160V152H161ZM168 151H169V150H168ZM172 151H173V150H172ZM193 151H194V150H193ZM199 151H200V149H199ZM263 151H264V149H263ZM1 152L3 153V151H1ZM5 152H6V151H5ZM25 152H27V151H25ZM25 152H24V153H25ZM39 152H40V151H39ZM39 152H38V153H39ZM43 152H44V150H43ZM47 152H48V151H47ZM49 152H50V151H49ZM49 152H48V153H49ZM66 152H67V153L64 152V153H65V156H63L64 153L62 154L63 157H66V154H68V151H67V150H66ZM74 152H75V151H74ZM78 152H79V151H78ZM85 152H86V151H85ZM87 152H86V153H87ZM90 152H91V151H90ZM93 152L95 153V151H93ZM93 152H91V153L93 154ZM101 152H102V151H101ZM101 152H100V153H101ZM109 152H110V150H109ZM109 152L107 151V154H108ZM120 152H119V154H121ZM136 152H137V151H136ZM147 152H148V151H147ZM149 152H151L150 149H149ZM149 152H148V153H149ZM157 152H158V151H157ZM181 152H183V151H181ZM181 152H180V153H181ZM203 152H204V151H203ZM217 152H218V151H217ZM22 153H23V152H22ZM30 153H31V152H30ZM34 153H35V152H34ZM41 153H42V152H41ZM48 153H47V154H48ZM56 153L58 154L59 152H56ZM72 153H73V151H72ZM82 153H84V152L82 151ZM86 153H85V154H86ZM91 153H90V154H91ZM110 153H111V152H110ZM155 153H156V152H155ZM167 153H168V152H167ZM171 153H172V152H171ZM173 153H174V152H173ZM194 153H195V152H194ZM200 153H201V152H200ZM209 153H210V152H209ZM214 153H215V152H214ZM225 153H226V152H225ZM4 154H7V152L4 153ZM4 154H3V155H4ZM10 154H11V153H10ZM16 154H15V156H16ZM20 154H21V153H20ZM26 154H27V153H26ZM26 154H22V155H26ZM31 154H32V153H31ZM31 154H30V155H31ZM44 154H45V156H46V153H44ZM60 154H61V152H60ZM60 154H58V155H60ZM90 154H86V156H88V155H90ZM96 154H97V153H96ZM107 154H106V155H107ZM117 154H118V153H117ZM117 154H116V155H117ZM126 154H127V152H126ZM145 154H146L145 156H148V155H149V154L147 155L146 152H145ZM158 154H159V153H158ZM161 154H162V153H161ZM169 154H170V153H169ZM175 154H176V152H175ZM181 154H182V153H181ZM181 154H180V156H181ZM190 154H191V153H190ZM205 154H207V153H205ZM221 154H222V153H221ZM8 155H9V154H8ZM8 155H7V156H8ZM33 155H36V156H37V154H33ZM33 155H32V156H33ZM40 155H41V154H40ZM42 155H43V153H42ZM48 155H49V156H48L49 159H52L51 157H53V160H55L54 156H50L51 154H48ZM52 155H53V154H52ZM76 155H77V152H76ZM97 155H99V156L101 157L100 154H97ZM97 155H95V158L97 157ZM102 155H103V154H102ZM112 155H113V154H112ZM112 155H111V157H112ZM121 155H125V154H121ZM143 155H144V154H143ZM155 155H157V154H155ZM176 155H178V154H176ZM176 155H175V156H176ZM184 155H185V154H184ZM186 155H187V154H186ZM192 155H193V154H192ZM219 155H220V154H219ZM12 156H13V155H11V158H10V159H14ZM60 156H61V155H60ZM74 156H75V154H74ZM78 156L81 157V154H80V155H77V157H78ZM84 156H85V155H84ZM90 156H91V155H90ZM99 156H98V157H99ZM114 156H115V155H114ZM119 156H120V155H119ZM125 156H126V155H125ZM127 156H128V155H127ZM145 156H144V157H145ZM150 156H151V154H150ZM152 156H154V155H152ZM163 156H166V155H163ZM168 156H169V155H168ZM168 156H167V157H168ZM170 156H171V155H170ZM172 156H173V155H172ZM175 156H174V157H175ZM197 156H199V155H197ZM205 156H206V155H205ZM0 157H1V155H0ZM8 157H9V156H8ZM17 157L20 158V156H17ZM23 157H24V156H23ZM29 157L31 158V156H29ZM34 157H35V156H34ZM37 157H39V156H37ZM40 157H42V156H40ZM40 157H39V158H40ZM55 157H56V155H55ZM63 157H62V158H63ZM67 157H68V156H67ZM67 157H66V159H67ZM70 157H73V156H70ZM70 157H68V158H70ZM88 157H89V156H88ZM103 157H104V156H103ZM115 157H116V156H115ZM129 157L131 158L130 155H129ZM154 157H155V156H154ZM154 157H153V158H154ZM158 157H160V155H159ZM177 157H178V159H179V156H177ZM199 157H200V156H199ZM214 157H215V156H214ZM18 158H17V159H18ZM39 158H38V159H39ZM43 158H44V157H43ZM43 158H42V159H43ZM62 158H61V159H62ZM75 158H76V157H74V160H75ZM78 158H79V157H78ZM78 158H77V159H78ZM81 158H82V157H81ZM81 158H80V160H81ZM83 158H84V157H83ZM95 158H93V159H95ZM105 158H106V156H105ZM109 158H110V157H108V159H109ZM127 158H128V157H127ZM160 158H161V157H160ZM175 158H176V157H175ZM175 158H173V159L175 160ZM188 158H189V157L187 156L184 160H186V159H188ZM220 158H221V157H220ZM230 158H231V157H230ZM3 159H4V158H3ZM35 159H36V158H35ZM59 159H60V158H59ZM59 159H58V160H59ZM64 159H65V158H64ZM98 159H99V158H98ZM113 159H114V158H113ZM115 159H116V158H115ZM133 159H134V156H133ZM151 159H152V157H151ZM161 159H162V158H161ZM168 159H169V158H167V160H168ZM180 159H181V158H180ZM198 159H199V158H198ZM206 159H207V158H206ZM0 160H2V159L0 158ZM6 160H7V159H6ZM14 160H15V159H14ZM14 160H13V162H14ZM19 160H21V159H19ZM19 160H18V161H19ZM22 160H23V159H22ZM27 160H28V159H27ZM33 160H34V159H33ZM33 160H32V161H33ZM71 160H72V159H71ZM85 160H87V159H85ZM101 160H103L102 157H101ZM109 160H110V159H109ZM128 160H129V159H128ZM135 160H136V159H135ZM137 160H138V159H137ZM137 160H136V162L138 163ZM147 160H148V159H147ZM149 160H150V159H149ZM169 160H170V159H169ZM182 160H183V159H182ZM190 160H191V159H190ZM227 160H228V159H227ZM11 161H12V160H10L9 162L11 163ZM15 161H16V160H15ZM30 161H31V160H30ZM37 161H38V160H37ZM41 161H42V160H41ZM43 161H46V160L43 159ZM56 161H57V160H56ZM56 161H54V163H55ZM61 161H62V160H61ZM61 161H60V162H61ZM75 161H78V160H75ZM89 161H90V159H89ZM98 161H99V160H96V159H95V162H98ZM105 161H106V160H105ZM126 161H127V160H126ZM150 161H151V160H150ZM156 161H157V160H156ZM165 161H166V159H165ZM186 161H187V160H186ZM188 161H189V160H188ZM225 161H226V160H225ZM1 162H2V161H1ZM3 162H4V161H3ZM9 162L7 161L6 164H9ZM23 162H25V161H23ZM34 162H35V161H34ZM39 162H40V159H39ZM58 162H59V161H58ZM65 162H66V160H65ZM70 162H72V161H70ZM79 162H80V161H79ZM79 162H78V163H79ZM83 162H84L83 165H86V164H85V161H83ZM86 162H87V161H86ZM91 162H92V161H90L89 163L91 164ZM99 162H100V161H99ZM102 162H103V161H102ZM102 162H101V163H102ZM107 162H108V160H107ZM107 162H106V163H107ZM109 162H110V161H109ZM111 162H112V161H111ZM132 162H133V161L130 160V163H131V164H132ZM141 162H142V161H141ZM143 162H144V161H143ZM153 162H154V161H153ZM163 162H164V161H163ZM163 162H162V163H163ZM170 162H171V161H170ZM218 162H220V160H219ZM218 162H217V163H218ZM223 162H224V161H223ZM229 162H230V161H229ZM18 163H19V162H18ZM18 163H17V164H18ZM20 163H21V161H20ZM44 163L46 164V162H44ZM47 163H49V160H48ZM50 163H51V162H50ZM52 163H53V162H52ZM63 163H64V162H63ZM67 163H68V162H66V163H64V164L67 165ZM72 163H74L73 166H75V164H78V163H76V162H72ZM87 163H88V162H87ZM89 163H88V164H89ZM93 163H94V162H93ZM103 163H104V162H103ZM103 163H102V164H103ZM168 163H169V162H168ZM183 163H184V162H183ZM197 163H198V162H197ZM200 163H201V162H200ZM232 163H233V162H232ZM23 164H24V163H23ZM27 164L31 166L30 163H27ZM80 164H81V162H80ZM102 164H100V165H102ZM108 164H109V163H108ZM113 164H115L114 161H113ZM119 164H120V163H119ZM127 164L129 165V163H127ZM144 164H145V163H144ZM147 164H148V163H147ZM147 164H145V166L148 167ZM153 164H154V163H153ZM159 164H160V163H159ZM164 164H165V163H164ZM164 164H163V165H164ZM193 164H194V163H193ZM218 164H219V163H218ZM225 164H226V163H225ZM11 165H12V163H11ZM15 165H16V163L14 164V166H15ZM19 165H20V164H19ZM21 165H22V164H21ZM40 165H41V164H39L38 166L41 167ZM42 165H43V164H42ZM56 165H57V164H56ZM61 165H62V164H61ZM66 165H65V168L67 169ZM68 165H71V164L68 163ZM96 165H97V164H96ZM104 165H105V164H104ZM109 165H110V164H109ZM111 165H112V164H111ZM140 165H141V163H140ZM142 165H143V164H142ZM191 165H192V164H191ZM199 165H200V164H199ZM0 166H1V164H0ZM22 166H23V165H22ZM22 166H21V168H23ZM34 166H35V164H34ZM47 166H49V165H47ZM52 166H53V165H52ZM71 166H72V165H71ZM73 166H72V167H73ZM76 166H77V165H76ZM89 166H90V165H89ZM106 166H107V169L110 168V167H112V166H108L107 164H106ZM121 166H122V165H121ZM131 166L134 167L135 165H131ZM131 166H130V167H131ZM137 166H138V165H137ZM159 166H160V165H159ZM161 166H162V165H161ZM169 166H170V165H169ZM171 166H172V164H171ZM174 166H175V165H173V167H174ZM229 166H230V165H229ZM233 166H234V165H233ZM238 166H239V165H238ZM7 167H9V165H8ZM32 167H33V166H32ZM39 167H37V165L35 166V168H37V169H39ZM77 167H78V166H77ZM77 167H76V168H77ZM102 167H103V166H102ZM135 167H136V166H135ZM140 167H141V166H140ZM147 167H146V168H147ZM184 167H185V166H184ZM192 167H193V166H192ZM218 167H219V166H218ZM220 167H221V166H220ZM231 167H232V166H231ZM1 168H2V167H1ZM13 168H14V167H13ZM29 168H30V167H29ZM41 168H42V167H41ZM49 168L51 169L50 166H49ZM49 168H48V169H49ZM57 168H58V167H57ZM80 168H81V167H80ZM85 168H86V167H85ZM85 168H84V169H85ZM88 168H89V167H87L86 169H88ZM121 168H122V167H121ZM124 168L126 169V167H124ZM131 168H132V167H131ZM131 168H130V169H131ZM137 168H138V167H137ZM151 168H152V167H151ZM164 168L167 169V166L164 167ZM175 168H176V167H175ZM177 168H179V167L177 166ZM180 168H181V167H180ZM185 168H186V167H185ZM197 168H198V167H197ZM221 168H222V167H221ZM221 168H220V169H221ZM229 168H230V167H229ZM229 168H228V169H229ZM2 169H3V168H2ZM4 169H5V172H6L5 163H4ZM10 169H11V168L9 167V168H8V171H10ZM25 169H26V168H25ZM27 169H28V166H27ZM30 169L32 170V168H30ZM33 169H34V168H33ZM37 169H36V170H37ZM43 169H44V167H43ZM59 169H60V168H59ZM66 169H65V170H66ZM71 169H72V168H71ZM71 169H70V171H72ZM73 169H74V168H73ZM82 169H83V168H82ZM100 169H101V168H100ZM103 169L106 170V167L104 166ZM111 169L113 170V168H110V171H111ZM130 169H129V171L131 172ZM132 169H133V168H132ZM134 169H135V168H134ZM156 169H157V168H156ZM159 169H160V168H159ZM170 169H171V167H170ZM198 169H199V168H198ZM222 169H223V168H222ZM222 169H221V171H222ZM226 169H227V168H226ZM238 169H239V168H238ZM246 169H247V168H246ZM31 170H27V171H31ZM40 170H41V169H40ZM40 170H39V171H40ZM44 170H45V169H44ZM60 170H61V169H60ZM67 170H68V169H67ZM89 170H90V169H89ZM91 170H92V169H91ZM96 170H97V169H95V171H96ZM123 170H124V169H123ZM126 170H127V169H126ZM147 170H148V169H147ZM147 170H144V169H143V172H144V171H147ZM154 170H155V169H154ZM163 170H164V169H163ZM177 170H178V169H177ZM182 170H183V169H182ZM184 170H185V169H184ZM232 170H233V169H232ZM239 170H240V169H239ZM239 170H238V171H239ZM2 171H3V170H2ZM2 171H1V172H2ZM13 171H14V170H13ZM16 171H17V170H16ZM23 171H24V170H23ZM42 171H43V170H42ZM45 171H47V170H45ZM54 171H55V170H54ZM56 171H57V170H56ZM58 171H59V170H58ZM73 171H74V170H73ZM73 171H72V175L75 174V173L73 174ZM75 171H76V170H75ZM75 171H74V172H75ZM95 171H94V173H95ZM98 171H99V170H98ZM101 171H102V170H100V173H101ZM110 171H109V172H110ZM113 171H115V170H113ZM113 171H112V172H113ZM121 171H122V170H121ZM129 171H128V172H129ZM135 171H136V170H135ZM138 171H139V170H138ZM223 171H224V170H223ZM248 171H249V170H248ZM256 171H257V170H256ZM10 172H12V171H10ZM40 172H41V171H40ZM48 172H49V171H48ZM48 172H47V173H48ZM52 172H53V171H52ZM62 172H63V171H62ZM76 172H77V171H76ZM123 172H124V171H123ZM123 172H122V174H123ZM139 172H141V170H140ZM149 172H150V171H149ZM159 172H160V171H159ZM161 172H162V171H161ZM186 172H187V171H186ZM193 172H195V171H193ZM226 172H227V171H226ZM229 172L231 173L232 171H229ZM14 173H15V172H14ZM20 173H21V171H20ZM45 173H46V172H45ZM45 173H44V174H45ZM47 173H46V174H47ZM50 173H51V172H50ZM54 173H55V172H54ZM67 173H68V172H67ZM83 173H84V172H83ZM87 173H88V171H87ZM87 173H86V174H87ZM90 173H92V171H90ZM90 173H89V174H90ZM94 173H93V174H94ZM106 173H107V172H106ZM114 173H115V172H114ZM114 173H112V174L114 175V177H116L117 173H116V174H114ZM132 173H134V171H133ZM132 173H130V175H132ZM150 173H151V172H150ZM163 173H164V171H163ZM165 173H167V172H165ZM230 173H229V174H230ZM237 173H238V172H237ZM237 173H231V174H232V176H234V175L237 174ZM245 173H246V172H245ZM9 174H10V173H9ZM15 174H16V173H15ZM15 174H14V175H15ZM23 174H24V173H23ZM25 174H26V173H25ZM25 174H24V175H25ZM27 174H28V173H27ZM48 174H49V173H48ZM63 174H64V172H63ZM70 174H71V173H70ZM77 174H79V173H77ZM89 174L87 175L88 177H89ZM96 174H97V172H96ZM109 174H110V173H109ZM118 174H119V173H118ZM124 174H125V173H124ZM126 174H127V173H126ZM128 174H129V173H128ZM128 174L126 175V180H127V178H129ZM134 174H136V173H134ZM144 174H145V172H144ZM167 174H168V173H167ZM175 174H176V173H175ZM233 174H234V175H233ZM250 174H251V173H250ZM3 175H4V174H3ZM10 175H11V174H10ZM10 175H9V176H10ZM20 175H22V174H20ZM24 175H23V176H24ZM30 175H32V171H31ZM36 175H37V173H36ZM41 175H42V174H41ZM50 175H51V174H50ZM53 175H54V174H53ZM55 175H56V173H55ZM59 175H60V173H59ZM68 175H69V174H68ZM79 175H81V174H79ZM104 175H105V174H104ZM110 175H111V174H110ZM113 175H112V176H113ZM137 175L139 176V174H137ZM163 175H164V174H163ZM238 175H239V174H238ZM247 175H248V174H247ZM4 176L6 177V175H4ZM4 176H3V177H4ZM7 176H8V175H7ZM25 176H26V175H25ZM38 176H39V175H38ZM42 176H43V175H42ZM74 176H75V175H74ZM74 176H73V177H74ZM91 176H93V175L91 174ZM94 176H95V175H94ZM118 176H119V177H116L117 180L120 178L121 174H119ZM127 176H128V177H127ZM143 176H144V175H143ZM143 176H142V177H143ZM146 176H147V175H145V177H146ZM157 176H158V174H157ZM157 176H155V177H157ZM164 176H166V175H164ZM167 176H168V175H167ZM187 176L190 177V175H187ZM192 176H193V175H192ZM229 176H230V175H229ZM232 176H230V177H231V179L233 180L234 178H233ZM235 176H236V175H235ZM239 176H241V175H239ZM255 176H256V174H255ZM29 177H30V176H29ZM35 177H36V176H35ZM35 177H32V178H35ZM51 177H53V176L51 175ZM67 177H68V176H67ZM69 177H70V175H69ZM76 177H77V176H76ZM124 177H125V176H124ZM139 177H141V176H139ZM176 177H177V176H176ZM179 177H180V176H179ZM181 177H182V176H181ZM189 177H188V178H189ZM250 177H251V176H250ZM256 177H257V176H256ZM0 178H2V176H0ZM16 178H17V177H16ZM23 178H24V177H23ZM25 178H27V176H26ZM25 178H24V180H25ZM30 178H31V177H30ZM36 178L38 179L39 177H36ZM36 178H35V181H36ZM40 178H41V177H40ZM44 178H45V177H44ZM47 178H48V177H47ZM49 178H50V177H49ZM49 178H48V179H49ZM56 178H57V177H55L54 181L56 180ZM59 178H60V176H59ZM71 178H72V177H71ZM78 178H79V177H78ZM81 178H82V177H81ZM86 178H87V177H86ZM95 178H96V176H95ZM95 178H94V179H95ZM97 178H98V176H97ZM106 178H111V179H112V177H108V176H107ZM116 178H114V179L116 180ZM122 178H123V177H122ZM132 178H133V177L131 176V179H132ZM152 178H154V177H152ZM162 178L164 179V177H162ZM170 178H171V177H170ZM170 178H169V179H170ZM191 178H192V177H191ZM218 178H219V177H218ZM243 178H244V175H243ZM246 178H247V177H246ZM246 178H244V179L246 180ZM5 179H6V178H5ZM12 179H13V178H12ZM21 179H22V178H19V181H21ZM41 179H42V178H41ZM57 179H58V178H57ZM72 179H74V178H72ZM101 179H102V177H101ZM131 179H130V180H131ZM138 179H139V178H138ZM146 179H148V178H146ZM149 179H150V177H149ZM165 179H166V178H165ZM192 179H193V178H192ZM235 179H236V178H235ZM238 179H240V178H238ZM248 179H250V178H248ZM248 179H247V181H248ZM252 179H253V178H252ZM262 179H263V178H262ZM0 180H1V179H0ZM22 180H23V179H22ZM45 180H46V179H45ZM49 180H50V179H49ZM59 180L61 181V179H59ZM63 180H64V179H63ZM68 180H69V179H68ZM70 180H71V179H70ZM90 180H91V179H90ZM121 180H122V179H121ZM126 180H122V182H123V181L125 182ZM134 180H136V179H134ZM134 180H133V182H134ZM154 180H158V179L156 178V179H154ZM186 180H187V179H186ZM227 180H228V179H227ZM263 180H264V179H263ZM2 181H3V180H2ZM10 181H11V180H10ZM26 181H27V180H26ZM29 181H30V180H29ZM52 181H53V179H52ZM71 181H72V180H71ZM80 181H81V179H80ZM87 181H88V179H87ZM102 181H103V180H101L100 182H102ZM136 181H137V180H136ZM140 181H141V180L139 179V182H140ZM146 181L148 182L149 180H146ZM146 181H145V182H146ZM151 181H152V180H151ZM168 181H169V180H168ZM183 181H184V180H183ZM193 181H194V180H193ZM200 181H202V180H200ZM230 181H231V180H230ZM233 181L236 182L237 180H233ZM257 181H258V180H257ZM261 181H262V180H261ZM8 182H9V181H8ZM17 182H18V180H17ZM55 182H56V181H55ZM57 182H58V181H57ZM62 182H63V181H62ZM62 182H61L60 184H62ZM73 182H75V180H73ZM91 182H92V181H91ZM94 182H96V179L93 181V183H94ZM108 182H109V184H110V183H111V180H109ZM108 182L106 181V183H108ZM113 182H114V181H113ZM122 182L120 181V183H122ZM215 182H216V181H215ZM221 182H223V180H222ZM221 182H220V183H221ZM227 182H228V181H227ZM2 183L4 184L5 181L2 182ZM14 183H16V182L14 181ZM20 183H21V182H20ZM20 183H18V184L20 185ZM25 183H26V182H25ZM28 183H30V182H28ZM46 183H47V182H46ZM69 183H70V182H69ZM76 183H77V182H76ZM78 183H79V182H78ZM102 183H104V182H102ZM102 183H101V186L104 188V186L102 185ZM129 183H130V182H129ZM141 183H142V181H141ZM148 183H149V182H148ZM158 183H160V181H158ZM165 183H166V184L168 183L167 180H166ZM170 183H171V182H170ZM180 183H183V182H180ZM204 183H205V182H204ZM225 183H226V182H225ZM233 183H234V182H233ZM248 183H250V181H249ZM3 184L1 185V183H0V185L2 186V188L4 187ZM6 184H7V183H6ZM9 184H10V183H8V185H9ZM18 184H17V186H18ZM21 184H23V182H22ZM48 184H49V183H48ZM90 184H91V183H90ZM96 184H97V183H96ZM96 184H95V185H96ZM112 184H113V183H112ZM112 184H111V185H112ZM114 184L116 185V183H114ZM134 184H136V183H134ZM139 184H140V183H138V185H139ZM155 184H156V183H155ZM206 184H207V183H206ZM208 184H209V182H208ZM214 184H215V183H214ZM216 184H217V183H216ZM218 184H219V181H218ZM221 184H222V183H221ZM221 184H220V186H221ZM231 184H232V183H231ZM240 184H241V183H240ZM244 184H245V183H242L243 187H244ZM246 184H247V182H246ZM253 184H254V183H253ZM253 184H252V185H253ZM10 185H11V184H10ZM14 185H15V184H14ZM14 185H12V186H14ZM29 185H31V184H29ZM35 185H36V184H35ZM35 185H34V186H35ZM50 185H52V183H51ZM50 185H48V186H50ZM56 185H57V184H56ZM62 185H63V184H62ZM91 185H92V184H91ZM91 185H90V186H91ZM97 185H98V184H97ZM97 185H96V186H97ZM104 185H105V184H104ZM107 185H108V184H107ZM126 185H127V182H126ZM132 185H133V183H132ZM132 185H129V186H131V188L133 189L136 185H135L134 187H132ZM141 185H142V184H141ZM141 185H139V186H141ZM156 185H157V184H156ZM170 185H171V184H170ZM191 185H192V184H191ZM201 185H202V184H201ZM236 185H237V184H236ZM254 185H256V184H254ZM254 185H253V186H254ZM260 185H261V184H260ZM12 186H11V187H12ZM20 186H22V185H20ZM24 186L27 188V185H24ZM36 186H37V185H36ZM63 186H64V185H63ZM65 186H66V185H65ZM69 186H70V185H69ZM69 186H67V187H69ZM84 186L86 187V186H88V185H84ZM92 186H93V185H92ZM99 186H100V185H99ZM101 186H100V187H101ZM118 186H119V184H118ZM118 186H117V187H118ZM121 186L123 187V185H121ZM124 186H125V185H124ZM174 186H175V185H174ZM198 186H199V185H198ZM205 186H206V185H205ZM216 186H217V185H216ZM225 186H227V185L224 184V186H223V184H222V187H225ZM228 186H229V185H228ZM228 186H227V187H228ZM233 186H234V184H233ZM248 186H250V185H248ZM60 187H61V186H60ZM85 187H84V188H85ZM105 187H106V185H105ZM119 187H120V186H119ZM136 187H137V186H136ZM145 187H146V186H144V188H145ZM149 187H151V186H149ZM153 187H154V186H152V188H153ZM158 187H160V185H158ZM161 187H163V186H161ZM167 187H168V186H167ZM169 187H170V186H169ZM181 187H182V186H181ZM184 187H186V186L183 184L182 189H183ZM192 187L194 188V186H192ZM201 187H202V186H201ZM208 187H211V186L209 185ZM208 187H207V188H208ZM239 187H240V186H239ZM243 187H242V188H243ZM250 187H251V186H250ZM9 188H10V187H9ZM17 188H18V187H16V185H15V188H14L15 191H17ZM20 188H21V187H20ZM89 188L92 189V187H89ZM89 188H88V190H90ZM109 188H110V187H109ZM113 188L117 191L116 187H113ZM124 188H125V187H124ZM124 188H122V189L124 190ZM131 188H128V189H130V191H132ZM137 188H138V187H137ZM137 188L134 189V190L137 191V190L139 189V188H138V189H137ZM140 188H141V187H140ZM174 188H175V187H174ZM176 188H177V187H176ZM202 188H203V187H202ZM212 188H213V187H212ZM215 188H216V187H215ZM231 188H232V187H230L229 190H230ZM3 189H4V188H3ZM6 189H7V187H6ZM6 189H5V190H6ZM30 189H31V188H30ZM48 189H49V188H48ZM48 189H47V190H48ZM57 189H58V188H57ZM57 189H56V190H57ZM59 189H61V188H59ZM63 189H64V188H63ZM67 189H68V188H67ZM69 189H70V188H69ZM86 189H87V188H86ZM95 189H97V187H96ZM120 189H121V187L119 188V190H120ZM150 189H151V188H150ZM158 189H159V188H158ZM170 189H171V187H170ZM170 189H169V190H170ZM185 189H187V188H185ZM189 189H190V188H189ZM216 189H218V188H216ZM232 189H233V188H232ZM234 189H236V188H234ZM238 189H239V188H238ZM238 189H236V190L238 191ZM246 189H247V188H246ZM254 189H255V188H254ZM254 189H253V190H254ZM263 189H264V188H263ZM263 189H262V191H263ZM5 190H4V191H5ZM8 190H9V189H8ZM23 190H24V187H23ZM45 190H46V187H45ZM92 190H94V188H93ZM98 190H99V189H98ZM100 190H103V189L101 188ZM112 190H113V189H112ZM123 190H122V191H123ZM142 190H144V189H142ZM146 190H147V188H146ZM152 190H153V189H152ZM156 190H157V189H156ZM163 190H165V189H163ZM163 190H162V192H163ZM177 190H179V189H177ZM180 190H181V189H180ZM183 190H184V189H183ZM197 190H198V189H197ZM200 190H201V189H200ZM202 190H203V189H202ZM202 190H201V193L203 192ZM239 190H240V189H239ZM248 190H249V189H248ZM38 191H39V190H38ZM54 191H55V190H54ZM54 191H53V192H54ZM57 191H59V190H57ZM57 191H55V193H57ZM108 191H109V190H108ZM116 191H115V192H116ZM126 191H127V190H126ZM128 191H129V190H128ZM147 191H148V190H147ZM147 191H146V192H147ZM153 191H154V190H153ZM153 191H149V192L152 193ZM172 191H173V190H172ZM175 191H176V190H175ZM175 191H174V192H175ZM195 191H196V189H195ZM207 191H208V190H207ZM213 191H214V190H212V192H213ZM227 191H228V190H227ZM237 191H236V192H237ZM243 191H244V190H243ZM18 192H19V191H18ZM62 192H63V191H62ZM66 192H67V191H66ZM90 192H91V191H90ZM93 192H95V191H93ZM96 192H97V190H96ZM96 192H95V193H96ZM118 192H119V191H118ZM118 192H117V193H118ZM182 192H185V190H184V191H182V190L180 191V193H182ZM188 192H190V191H188ZM191 192H192V191H191ZM216 192H218V191H216ZM232 192H234V191H232ZM248 192H250V191H248ZM253 192H254V191H253ZM253 192H252V194H253ZM258 192H259V191H258ZM5 193H6V191H5ZM12 193H13V192H12ZM12 193H11V194H12ZM26 193H27V192H26ZM26 193H25V194H26ZM45 193H46V192H45ZM59 193H61V192L59 191ZM85 193H86V191H85ZM108 193H110V192H108ZM124 193H125V192H124ZM124 193H123V194H124ZM133 193H134V191H133ZM138 193H139V192H138ZM144 193H145V190H144ZM159 193H160V192H159ZM198 193H199V194H197V193H195V194L200 195V192H198ZM210 193H211V190H210ZM226 193H227V192H226ZM241 193H242V192H241ZM245 193H246V190H245ZM245 193L243 192V196H244ZM3 194H4V193H3ZM13 194H14V196L17 198L15 192H14ZM22 194H23V193H22ZM32 194H33V193H32ZM32 194H31V195H32ZM40 194H43V193H40ZM49 194H50V193H49ZM73 194H74V193H73ZM76 194H77V193H76ZM83 194H84V193H83ZM83 194H82V195H83ZM90 194H92V192H91ZM119 194H120V193H119ZM121 194H122V193H121ZM130 194H131V193H130ZM142 194H143V193H142ZM154 194H155V193H154ZM177 194H178V193H177ZM177 194H175V195H177ZM185 194H186V192H185ZM217 194H218V193H217ZM222 194H223V193H222ZM222 194H221V195H222ZM258 194H259V193H258ZM4 195H5V194H4ZM18 195H19V194H18ZM26 195H28V193H27ZM47 195H48V193H47ZM51 195L53 196L52 193H51ZM51 195H48V196H51ZM60 195H62V194H60ZM77 195H78V194H77ZM77 195H76V196H77ZM87 195H88V194H87ZM92 195H93V194H92ZM96 195H97V194H96ZM100 195H101V193H100ZM115 195H117V194H115ZM125 195H128V194H125ZM133 195H134V194H133ZM133 195H132V196H133ZM150 195H151V194H150ZM190 195H191V194H190ZM193 195H194V194H193ZM221 195H220V196H221ZM240 195L242 196V194H240ZM249 195H250V193H249ZM9 196H10V195H8V197H9ZM32 196H33V195H32ZM32 196H31V197H32ZM38 196H39V195H38ZM40 196H41V195H40ZM71 196H72V195H71ZM73 196H74V195H73ZM88 196H89V195H88ZM94 196H95V194H94ZM97 196H98L99 199H101V198H100L101 196L99 197V194H98ZM103 196H104V195L102 194V197H103ZM117 196H118V195H117ZM153 196L156 198L155 195H153ZM160 196H161V195H159V198H160ZM172 196H173V198H174L173 193H172ZM179 196H180V195H179ZM222 196H223V195H222ZM225 196H227V195H225ZM225 196H223V197H225ZM234 196H235V195H234ZM245 196H246V195H245ZM252 196H253V195H252ZM255 196H256V195H255ZM1 197H2V196H1ZM1 197H0V198H1ZM15 197H14V198H15ZM21 197L23 198V196H21ZM28 197L31 198L30 195H29V196H27V197L25 196V199H27ZM59 197H60V196H59ZM78 197H79V196H78ZM90 197H91V196H90ZM90 197H89V199H88L89 201H90ZM137 197H138V196H137ZM145 197H146V196H145ZM149 197H150V196H149ZM149 197H148V198H149ZM154 197L151 196L150 198H154ZM164 197L166 198V195H164ZM175 197H176V199H177L178 195L175 196ZM191 197H192V196H191ZM194 197H197V196H194ZM228 197H229V196H228ZM228 197H227V198H228ZM236 197H237V196H236ZM250 197H251V196H250ZM9 198H10V197H9ZM9 198H8V199H9ZM11 198H12V197H11ZM14 198H13V200H14ZM18 198H19V197H18ZM46 198H47V197H46ZM50 198H52V197H50ZM65 198H66V197H65ZM85 198H86V197H85ZM93 198H94V197H93ZM129 198H130V196H129ZM131 198H132V197H131ZM139 198L141 199V197H139ZM150 198H149V199H150ZM165 198H163V199L165 200ZM173 198H169V199L172 200ZM179 198H181V197H179ZM179 198L177 199L178 202H179ZM218 198H219V197H218ZM221 198H222V197H221ZM5 199H6V198H5ZM20 199H21V198H20ZM20 199H19V201H20ZM52 199H55V197L52 198ZM56 199H58V198H56ZM77 199H78V198H77ZM79 199L83 200V198H79ZM79 199H78V201H77L78 203L80 202ZM133 199L135 200V198H133ZM136 199H137V198H136ZM140 199H139V200H140ZM143 199H144V198H143ZM157 199H158V195H157ZM163 199H162V200H163ZM199 199H200V198H199ZM222 199H223V198H222ZM225 199H226V198H225ZM247 199H249V198L247 197ZM251 199H252V198H251ZM255 199H256V198H255ZM255 199H254V200H255ZM258 199H259V198H258ZM258 199H256V200H258ZM15 200H16V199H15ZM72 200H73V199H72ZM85 200H86V199H84V201H85ZM95 200H96V199H95ZM95 200H93V201L95 202ZM101 200H102V199H101ZM106 200H107V199H106ZM111 200H112V199H111ZM119 200H120V198H119ZM127 200H131V199H127ZM144 200H145V199H144ZM144 200H143V201H144ZM153 200H154V199H153ZM153 200H152V201H153ZM160 200H161V199H160ZM174 200H175V199H174ZM183 200H184V199H183ZM230 200H231V199H230ZM241 200H242V199H241ZM9 201L13 202L11 199H9ZM9 201H8V202H9ZM19 201H18V202H19ZM21 201H22V200H21ZM26 201H27V200H26ZM29 201H30V200H29ZM56 201H57V200H56ZM59 201H60V200H59ZM75 201H76V199H75ZM93 201H92V202H93ZM97 201L100 202V200H97ZM117 201H118V200H117ZM117 201H116V202H117ZM148 201H149V200H148ZM165 201H166V200H165ZM168 201H169V200H168ZM168 201L165 202V203L168 204ZM181 201H182V200H181ZM184 201H185V200H184ZM184 201H183V202H184ZM186 201H189V202H190V199H189V200H186ZM199 201H200V200H199ZM243 201H244V200H243ZM262 201H263V200H262ZM3 202L5 203V201H3ZM22 202H25V201H22ZM22 202H20V203H22ZM64 202H65V200H64ZM70 202H71V201H70ZM70 202H69V204H70ZM72 202H73V201H72ZM81 202H82V201H81ZM94 202H93V203H94ZM109 202H110V201L108 200V203H109ZM112 202H114V201L112 200ZM116 202H114L115 205H117ZM118 202H119V201H118ZM121 202H123V201H121ZM133 202H134V201H133ZM137 202H138V201H137ZM156 202H157V201H156ZM171 202L173 203L174 201H171ZM195 202H196V201H195ZM245 202H246V201H245ZM9 203H10V202H9ZM9 203H8V204H9ZM14 203H15V202H14ZM14 203H13V204H14ZM16 203H17V202H16ZM25 203H26V202H25ZM29 203H30V202H29ZM29 203H27L26 205H30ZM74 203H75V202H74ZM78 203L76 204L77 206H76L75 204H74V205H75L76 207H78ZM89 203H90V202H89ZM101 203H102V202H101ZM103 203H104V202H103ZM110 203H111V202H110ZM114 203H113V204H114ZM119 203H120V202H119ZM123 203H124V202H123ZM123 203H122V206H123ZM134 203H135V202H134ZM138 203L140 204V202H138ZM145 203H146V202H145ZM153 203H155V202H153ZM158 203H161V202L159 201ZM174 203H175V202H174ZM185 203H186V202H185ZM242 203H243V202H242ZM11 204H12V203H11ZM22 204H23V203H22ZM66 204H68V203L66 202ZM90 204H91V203H90ZM105 204H106V203H105ZM141 204H142V203H141ZM147 204L149 205V203H147ZM178 204H180V203H178ZM189 204H190V203H189ZM195 204H196V203H195ZM224 204H225V203H224ZM227 204H228V203H227ZM230 204H231V203H230ZM239 204H240V201H239ZM243 204H244V203H243ZM255 204L257 205V203H255ZM3 205H4V204H3ZM5 205H6V204H5ZM5 205H4V206H5ZM17 205H18V203H17ZM17 205H16V206H17ZM71 205H72V203H71ZM81 205H83V204L81 203ZM81 205H79V206L81 207ZM84 205H85V204H84ZM91 205H93V204H91ZM95 205H96V204H95ZM95 205H94V206H95ZM103 205H104V204H103ZM107 205H108V204H107ZM109 205H110V204H109ZM111 205H112V204H111ZM148 205H147V207H148ZM164 205H165V204H164ZM164 205H162V206H164ZM171 205H172V204H171ZM174 205H175V204H174ZM182 205H183V204H182ZM185 205H186V204H185ZM190 205H191V207H192V205H194V204L191 203ZM190 205H189V206H190ZM249 205H250V203H249ZM251 205L253 206V204H251ZM256 205H254V207H256ZM1 206H2V204H1ZM24 206H25V205H24ZM64 206H67V205H64ZM87 206H88V205H87ZM89 206H90V205H89ZM98 206H100V205H98ZM98 206H95V207L98 208ZM119 206H121V205H119ZM119 206L117 205V207H119ZM125 206H126V205H125ZM143 206H144V205H143ZM155 206H156V205L153 206L154 209H155ZM158 206L161 207V205H158ZM168 206H170V205L168 204L167 207H168ZM177 206H178V205H177ZM228 206H229V205H228ZM230 206H231V205H230ZM238 206H239V205H238ZM259 206H260V205H259ZM6 207H7V206H6ZM12 207L14 208L13 205H12ZM21 207H22V205H21ZM27 207H28V206H27ZM71 207H74V206H71ZM85 207H86V206H85ZM91 207H93V206H91ZM111 207H112V206H111ZM111 207H110V209H113V207H112V208H111ZM147 207H146V209H147ZM150 207L152 208V203H151V206H150ZM179 207H180V206H179ZM196 207H197V206H196ZM196 207H195V208H196ZM235 207H236V206H235ZM241 207H242V205H241ZM245 207H247V206H245ZM249 207H250V206H249ZM0 208H1V207H0ZM2 208H3V207H2ZM15 208H16V207H15ZM18 208L20 209V206L17 207V209H18ZM78 208H79V207H78ZM78 208H77V209H78ZM83 208H84V207H83ZM99 208H100V207H99ZM103 208H104V207H103ZM106 208H107V207H106ZM126 208H127V207H126ZM131 208H132V207H130V209H131ZM141 208H142V207H141ZM144 208H145V207H144ZM144 208H143V209H144ZM164 208H165V207H164ZM171 208L173 209V207H169L170 210H171ZM183 208H184V207H183ZM187 208H188V206H187ZM193 208H194V207H193ZM195 208H194V209H195ZM222 208H223V207H222ZM9 209H11V208H9ZM23 209H24V208H23ZM28 209H29V208H28ZM62 209H64V207H63ZM66 209H67V207H66ZM69 209H70V208H69ZM69 209H68V210H69ZM74 209H75V208H74ZM84 209H85V208H84ZM86 209H87V208H86ZM108 209H109V208H108ZM110 209H109V210H110ZM114 209H116V207H115ZM119 209H121V208H119ZM119 209L117 208L115 211H117V210L119 211ZM123 209H124V208H123ZM143 209H142V210H143ZM148 209H149V208H148ZM178 209H180V208H178ZM178 209H177V210H178ZM203 209H204V208H203ZM233 209H234V207H233ZM240 209H241V208H240ZM244 209H245V208H244ZM248 209H249V208H248ZM263 209H264V208H263ZM2 210H3V209H2ZM12 210H13V209H12ZM68 210H67V211H68ZM100 210H101V209H100ZM109 210H108V211H109ZM134 210H135V209H134ZM149 210H150V209H149ZM162 210H163V207H162ZM166 210H167V209H166ZM166 210H165V211H166ZM231 210H232V209H231ZM236 210H237V209H236ZM253 210H254V209H253ZM259 210H260V209H259ZM31 211H32V210H31ZM31 211H30V212H31ZM71 211H72V210H71ZM78 211H79V210H78ZM97 211H99V210L97 209ZM105 211H107V209H105ZM151 211H153V209H151ZM158 211H159V210H158ZM173 211H174V209H173ZM175 211H176V209H175ZM178 211H179V210H178ZM178 211H176V212H178ZM182 211H183V209H182ZM190 211H191V209H190ZM194 211H195V213L198 212L197 210H194ZM203 211H204V210H203ZM223 211H224V210H223ZM226 211H227V210H225V212H226ZM228 211H229V210H228ZM242 211H243V210H242ZM245 211H246V210H245ZM255 211H258V210L255 209ZM3 212H4V211H3ZM16 212H17V211H16ZM21 212H22V211H21ZM26 212H27V211H26ZM26 212L24 211L23 213L26 214ZM28 212H29V211H28ZM61 212H62V211H61ZM64 212H65V211H64ZM86 212H88V211H86ZM86 212H85V214L88 215L89 213L87 214ZM89 212H90V211H89ZM112 212H114V211H112ZM121 212H122V211H121ZM143 212H144V211H143ZM143 212H142V213H143ZM156 212H157V210H156ZM162 212L164 213V210H163ZM170 212H171V211H170ZM180 212H181V210H180ZM180 212H179V213H180ZM185 212H187V209H186ZM207 212H208V211H207ZM237 212H238V211H237ZM237 212H236V213H237ZM239 212H241V211H239ZM250 212H252V211H250ZM250 212H249V213H250ZM262 212H263V211H262ZM7 213H8V212H7ZM35 213H38V212L36 211ZM66 213H67V212H66ZM71 213H73V212H71ZM82 213H84V212H82ZM95 213H96V212H95ZM97 213H98V212H97ZM100 213H101V211H100ZM100 213H98V214H100ZM103 213L105 214V212H103ZM108 213H109V212H108ZM110 213H111V212H110ZM116 213H117V212H115V214H116ZM118 213H119V212H118ZM122 213H123V212H122ZM136 213H137V212H136ZM151 213H152V212H151ZM153 213H154V212H153ZM153 213H152V215H153ZM166 213H167V212H166ZM173 213H175V212H173ZM210 213H211V212H210ZM5 214H6V212H5ZM5 214H4V215H5ZM16 214H17V213H16ZM29 214H30V213H29ZM31 214H32V212H31ZM69 214H70V213H69ZM85 214H84V215H85ZM106 214H107V212H106ZM140 214H141V211H140ZM154 214H155V213H154ZM158 214H159V213H158ZM190 214H191V213H190ZM199 214H200V212H199ZM211 214H212V213H211ZM220 214H221V213H220ZM240 214H241V213H240ZM262 214H263V213H262ZM0 215H1V214H0ZM7 215H9V213H8ZM11 215H13V214H11ZM34 215H35V214H34ZM73 215H74V213H73ZM77 215H78V214L74 215V217L76 216V219H75L76 222H77V218H78ZM86 215H85V217H86ZM142 215H143V214H142ZM148 215H149V214H148ZM155 215H157V214H155ZM160 215H161V213H160ZM160 215H159V216H160ZM168 215H171V214H168ZM168 215L166 214L165 217L168 216ZM201 215H202V214H201ZM225 215H226V214H225ZM234 215H236V214H234ZM242 215H243V214H242ZM263 215H264V214H263ZM5 216H6V215H5ZM13 216H14V215H13ZM36 216H37V215H36ZM38 216H39V214H38ZM49 216H50V215H49ZM63 216H65V215H63ZM70 216H71V214H70ZM70 216H69V217H70ZM99 216H101V215H99ZM99 216H97L96 219H98ZM105 216H106V215H105ZM105 216H104V218L106 219ZM118 216H120V215L118 214ZM131 216H132V215H131ZM173 216H174V214H173ZM183 216H185V215H183ZM190 216H191V215H190ZM194 216H195V215H194ZM203 216H204V215H203ZM228 216H229V215H228ZM237 216H238V215H237ZM249 216H250V215H249ZM1 217H2V216H1ZM1 217H0V218H1ZM8 217H9V216H8ZM10 217H12V216H10ZM19 217H20V216H19ZM27 217H28V216H27ZM50 217H51V216H50ZM65 217H66V216H65ZM79 217H83V218H84V216H79ZM87 217H88V216H87ZM89 217H90V216H89ZM91 217H93V215H91ZM95 217H96V216H95ZM107 217L109 218L110 216L108 215ZM111 217L113 218V214L111 215ZM114 217H115V216H114ZM139 217H140V216H139ZM163 217H164V216L162 215V219H163ZM168 217H169V216H168ZM171 217H172V216H171ZM196 217L198 218L199 216H196ZM200 217H201V216H200ZM216 217H217V216H216ZM238 217H239V216H238ZM245 217L247 218V216H244V218H245ZM261 217H262V216H261ZM261 217H260V218H261ZM12 218H13V217H12ZM15 218H16V216H15ZM17 218H18V217H17ZM29 218H30V216H29ZM34 218H35V217H34ZM34 218H32V219H34ZM36 218H37V217H36ZM52 218H53V219H51V220H53V222H54V220L56 221V219H58V218H55V219H54V217H52ZM102 218H103V216H101V219H102ZM112 218H109V219L114 220V218H113V219H112ZM127 218H128V217H127ZM140 218H141V217H140ZM143 218H144V217H143ZM150 218H152V217H150ZM153 218H155V217L153 216ZM158 218H160V220H161V217H158ZM166 218H167V217H166ZM166 218H165V219H166ZM169 218H170V217H169ZM176 218H178V217H176ZM176 218H175V220H176ZM189 218H190V217H189ZM189 218H188V219H189ZM204 218H205V217H204ZM206 218H207V217H206ZM223 218H224V217H223ZM226 218H227V216H226ZM239 218H240V217H239ZM8 219H9V218H8ZM13 219H14V218H13ZM13 219H12V220H13ZM61 219H62V218H61ZM61 219H60V220H61ZM70 219H71V217H70ZM70 219H69V220H70ZM78 219H80V218H78ZM91 219H92V218H91ZM99 219H100V218H99ZM99 219H98V220H99ZM115 219H116V218H115ZM117 219L120 220V218H117ZM144 219H147V218L145 217ZM144 219H143V220H144ZM156 219H157V217H156ZM165 219H164V220H165ZM180 219H181V217H180ZM185 219H186V218H185ZM190 219H191V218H190ZM207 219H208V218H207ZM227 219H228V218H227ZM234 219H235V218H234ZM236 219H237V218H236ZM249 219H250V217H249ZM4 220H5V219H4ZM18 220H19V219H18ZM18 220H16V221H18ZM35 220H38V219H35ZM41 220L43 221V219H41ZM51 220H50V221H51ZM58 220H59V219H58ZM58 220H57V221H58ZM60 220L58 221L59 224H60V222H61ZM75 220L73 219V222H72L73 225L76 224V223L74 222ZM87 220H88V219H87ZM93 220H95V219H93ZM98 220H96V222H97ZM119 220H118V221H119ZM123 220H124V218H123ZM147 220H150V219H147ZM147 220H145V221H147ZM169 220H170V219H169ZM172 220H173V218H172ZM175 220H174V221H175ZM178 220H179V219H178ZM192 220H193V219H192ZM200 220H201V219H200ZM237 220H238V219H237ZM261 220H262V218H261ZM261 220H260V221H261ZM6 221H8V220L6 219ZM44 221H45V220H44ZM47 221H48V220H47ZM85 221H86V220H85ZM89 221H90V220H89ZM89 221H88V222H89ZM99 221H100V220H99ZM99 221H98L97 224H99ZM114 221L116 222V220H114ZM141 221H142V220H141ZM141 221H140V222H141ZM166 221H167V220H166ZM180 221H181V220H180ZM183 221H185V220L183 219ZM187 221H188V220H187ZM189 221H190V220H189ZM196 221H197V220H196ZM201 221H202V220H201ZM205 221H206V220H205ZM239 221H240V219H239ZM242 221H243V220H242ZM251 221H252V219H251ZM262 221H263V220H262ZM12 222H14V221H12ZM20 222H21V221H20ZM70 222H71V221H70ZM81 222H82V221H81ZM100 222H101V223H100L99 225H101V227H102V225H103V224H102L103 220L100 221ZM106 222H110V221H106ZM148 222H149V221H148ZM156 222H157V221H156ZM163 222H164V221H163ZM177 222H178V221H177ZM203 222H204V221H203ZM203 222H202V223H203ZM210 222H211V221H210ZM212 222H213V221H212ZM228 222H229V221H228ZM236 222H237V221H236ZM236 222L234 221V223H236ZM240 222H241V221H240ZM263 222H264V221H263ZM263 222H262V223H263ZM8 223H9V222H8ZM10 223H11V222H10ZM10 223H9V226H10ZM14 223H15V224H16V223L18 224L19 222H14ZM14 223H11V227H12V228H15V227L17 226V225H16L15 227H13L12 225H13ZM40 223H41V222H40ZM50 223L52 224V222H50ZM64 223H65V224H66V223L69 224V222H68V218H67V222H63V224H64ZM91 223H92V221H91ZM94 223H95V221H94ZM104 223H105V222H104ZM118 223H119V222H118ZM120 223H121V222H120ZM146 223H147V222H146ZM150 223H153V222H152V219H151V222H150ZM168 223H169V222H168ZM175 223H176V222H175ZM178 223H179V222H178ZM205 223H206V222H205ZM218 223H219V222H218ZM221 223H222V222H221ZM221 223H220V224H221ZM223 223H224V221H223ZM252 223H254V222H252ZM262 223H260V224H262ZM1 224H2V223H1ZM1 224H0V226H1ZM23 224H24V223H23ZM23 224H22V228H25V227H23V226H25V225H23ZM51 224H50V225H51ZM68 224H67V225H68ZM70 224H71V223H70ZM97 224L95 223V225H97ZM112 224H114V223L112 222ZM112 224H111V225H112ZM143 224H144V222H143ZM153 224H155V223H153ZM153 224H152V225H153ZM157 224H158V223H157ZM170 224H173V222L171 221ZM179 224H180V223H179ZM196 224H197V223H196ZM237 224H238V223H237ZM245 224H246V223H245ZM256 224H257V223H256ZM2 225H3V224H2ZM19 225H20V224H19ZM60 225H62V223H61ZM78 225H79V224H78ZM83 225H84V224H82V227H81V228H84L85 225H84V226H83ZM91 225H92V224H91ZM91 225L89 224V226H91ZM95 225L93 224V226H91L90 229L92 230V228H93ZM99 225H97L98 228H99ZM106 225H107V224H106ZM106 225L104 224L103 227H105ZM114 225H115V224H114ZM119 225H120V224H119ZM119 225H118V228L121 227V225H120V226H119ZM136 225H137V223H136ZM141 225H142V224H140V228H141ZM144 225H145V224H144ZM152 225H151V228H153V232H154L155 227H152ZM159 225H160V224H159ZM159 225H158V226H159ZM162 225H163V224H162ZM173 225H174V224H173ZM193 225H194V222H193ZM193 225H192V226H193ZM223 225H224V224H223ZM233 225H234V224H233ZM240 225H241V224H240ZM249 225H250V224H249ZM252 225H254V224H252ZM252 225H251V227H252ZM6 226H7V224H6ZM27 226H28V225H27ZM51 226H53V225H51ZM55 226H57V224H56ZM58 226H59V225H58ZM75 226H76V225H75ZM75 226L73 227L72 231L75 230V229H74ZM79 226H80V225H79ZM112 226H113V225H112ZM116 226H117V225H116ZM149 226H150V225H149ZM154 226H155V225H154ZM174 226H176V225H174ZM185 226H186V225H185ZM189 226H190V225H189ZM203 226L207 227V226L204 225V224H203ZM220 226H222V224H221ZM220 226H219V227H220ZM227 226H228V225H227ZM241 226H242V225H241ZM241 226H240V227H241ZM255 226H256V225H255ZM1 227H2V226H1ZM7 227H8V226H7ZM11 227H10V228H11ZM65 227H67V226H65ZM68 227H69V225H68ZM71 227H72V225H70V228H71ZM132 227H133V226H132ZM136 227H138V225H137ZM165 227H167V225H165L164 228H165ZM171 227H172V226H171ZM182 227H184V226H182ZM208 227H209V226H208ZM233 227H234V226H233ZM244 227L247 228L245 225H244ZM261 227H262V226H261ZM261 227H260V228H261ZM10 228H9V229H10ZM22 228H21V229H22ZM37 228H39V227H37ZM44 228H45V227H44ZM51 228H52V227H51ZM53 228H55V227H53ZM76 228H77V227H76ZM86 228H87V227H86ZM96 228H97V227H96ZM106 228H107V226H106ZM106 228H105V229H106ZM114 228H115V227H114ZM114 228L111 227V231H112V229H113V232H114ZM138 228H139V227H138ZM144 228H145V226H144ZM151 228L149 227L150 230H151ZM156 228H157V227H156ZM160 228H161V227H160ZM184 228H185V227H184ZM187 228L189 229V227H186V229H187ZM238 228H239V226H238ZM238 228H237V229H238ZM241 228H242V227H241ZM245 228H244V230H245ZM254 228H255V227H254ZM260 228H258V231H259ZM5 229H8V228H5ZM9 229H8V230H9ZM21 229H20V227H19V228L17 229V231H19V230L21 231ZM40 229H41V228H40ZM46 229H47V228H46ZM59 229H60V230H59ZM59 229H57V230L59 231V233H60V232L62 233L60 227H59ZM64 229L67 230V228H64ZM64 229H63V230H64ZM79 229H80V227L78 228V230H79ZM84 229H85V228H84ZM88 229H89V227H88ZM88 229H87V230H88ZM101 229H102V228H100V230H101ZM103 229H104V228H103ZM107 229H108V228H107ZM121 229L123 230V228H121ZM142 229H143V228H142ZM146 229H147L146 231H147V233H148V232H149V231H148V227H146ZM157 229H158V228H157ZM161 229H162V228H161ZM172 229H173V228H172ZM182 229H183V228H182ZM192 229H195V228L193 227ZM192 229H191V230H192ZM196 229H197V228H196ZM196 229H195V230H196ZM216 229H217V228H216ZM220 229H224V228L222 227V228H220ZM234 229H235V228H234ZM239 229H240V228H239ZM262 229H263V228H262ZM10 230H13V229H10ZM24 230H25V229H24ZM35 230L37 231V229H35ZM69 230H70V229H69ZM69 230H68V231H69ZM76 230H77V229H76ZM80 230H81V229H80ZM80 230H79V231H76V232H80ZM87 230H86V232H87ZM93 230H94V229H93ZM93 230H92V231H93ZM117 230H118V229H117ZM117 230L115 229V231H117ZM132 230H134V229L132 228ZM132 230H131V231H132ZM137 230H139V229H137ZM168 230H169V228H168ZM175 230H176V229H175ZM184 230H185V229H184ZM198 230H199V229H198ZM228 230H229V228H228ZM235 230H236V229H235ZM251 230H252V229H251ZM263 230H264V229H263ZM20 231H19V232H20ZM55 231H56V230H55ZM55 231L52 230L53 234L51 233V235H54V232H55ZM58 231H57V232H58ZM83 231H84V230H83ZM98 231H99V230H98ZM105 231H106V230H105ZM111 231H109V233H110ZM119 231H120V229H119ZM125 231H126V230H125ZM135 231H136V230H135ZM135 231H134V232H135ZM139 231H141V230H139ZM143 231H145V229H143L142 232H143ZM146 231H145V232H146ZM156 231H157V230H156ZM163 231H164V230H163ZM196 231H197V230H196ZM199 231H200V230H199ZM223 231H224V230H223ZM233 231H234V230H233ZM236 231H237V230H236ZM241 231H242V230H241ZM249 231H250V229H249ZM13 232L16 233V229H15V231H13ZM22 232H24V231H22ZM29 232H30V231H29ZM34 232H35V231H34ZM38 232L40 233L39 229H38ZM48 232H49V231H48ZM50 232H51V231H50ZM64 232H65V231H63V233H64ZM86 232H85V233H86ZM95 232H96V233H99V232H97V231H95ZM95 232H94V233H95ZM107 232H108V231H107ZM134 232H132V233H134ZM137 232H138V231H137ZM137 232H136V233H137ZM161 232H162V231H161ZM166 232H167V231H166ZM170 232H171V231H170ZM178 232H181V231L179 230ZM182 232H183V231H182ZM184 232H185V231H184ZM193 232H194V231H193ZM197 232H198V231H197ZM200 232H201V231H200ZM252 232H253V231H252ZM261 232H262V230H261ZM4 233H5V232H4ZM11 233H12V231L10 232V235H11ZM20 233H21V232H20ZM27 233H28V231H27ZM44 233H46V231H45ZM59 233H58V234H59ZM65 233H66V232H65ZM72 233H73V232H72ZM81 233H82V231H81ZM100 233H101V232H100ZM100 233H99V235H101ZM103 233H104V232H103ZM109 233H108V234H109ZM114 233H115V232H114ZM136 233H135V234H136ZM138 233H140V232H138ZM143 233H144V232H143ZM149 233H150V232H149ZM159 233H160V231H159ZM159 233H158V234H159ZM188 233H189V232H188ZM214 233H215V232H214ZM225 233H226V232H225ZM231 233H232V232H231ZM233 233H234V232H233ZM239 233H240V231H239ZM253 233H254V232H253ZM1 234H2V232H1ZM8 234H9V233H8ZM33 234L35 235V234H37V233H32V236H31V237H33ZM46 234H47V233H46ZM46 234H45V235H46ZM56 234H57V233H56ZM70 234H71V233H70ZM106 234H107V233H106ZM122 234H123V233H122ZM135 234H134V236L136 237ZM141 234H142V233H141ZM153 234H154V233H153ZM163 234H164V232H163ZM174 234H175V233H174ZM177 234H178V233H177ZM180 234H181V233H180ZM180 234H178V235H180ZM182 234H183V233H182ZM193 234H194V233H193ZM195 234H196V232H195ZM197 234H198V233H197ZM228 234H229V233H228ZM240 234H241V233H240ZM245 234H246V232L244 233V235H245ZM248 234H250V233H248ZM5 235H6V233H5ZM14 235H15V234H14ZM16 235H17V234H16ZM21 235H23V237H22L23 239L28 240V239H27V238H28V237H27V236H28L27 234L25 235V233H24V234L22 233V234H20L19 236L21 237ZM29 235H31V234H29ZM63 235H64V234H63ZM65 235H66V234H65ZM71 235H72V234H71ZM84 235H85V234H84ZM87 235H89L88 237H90V232L87 233ZM87 235H85V237H86ZM92 235H93V234H92ZM116 235H117V234H116ZM142 235H143V234H142ZM150 235H152V233H151ZM161 235H162V234H160V236H161ZM183 235L185 236V233H184ZM186 235H188V234L186 233ZM190 235H191V236H189V237H192L193 239H194V238H195V239L197 238V240H199V239H198L199 237H195V235H192V234H190ZM224 235H225V234H224ZM259 235H260V234H259ZM3 236H4V234L2 235V237H3ZM8 236H9V235H8ZM8 236H7V238H9ZM24 236H25L26 238H24ZM43 236H44V235H42V237H43ZM47 236H48V234H47ZM56 236H57V235H56ZM60 236H61V235H60ZM66 236H67V235H66ZM75 236H76V235H75ZM81 236H82V235H79L78 237H81ZM106 236H107V235H106ZM109 236H112V235L110 234ZM121 236H122V235H121ZM123 236H125V235H123ZM123 236H122V237H123ZM126 236H127V235H126ZM143 236H145V235H143ZM148 236H149V235H148ZM160 236H159V237H160ZM162 236H163V235H162ZM173 236H174V235H173ZM176 236H177V235H176ZM176 236H175V237H176ZM196 236H197V235H196ZM198 236H199V234H198ZM200 236H202V234H201ZM220 236H221V235H220ZM220 236H219V237H220ZM2 237H1V238H2ZM4 237H6V236H4ZM14 237H16V236H14ZM38 237H39V236H38ZM76 237H77V236H76ZM91 237H93V236H91ZM96 237H98V236H96ZM138 237H139V235H138ZM141 237H142V236H141ZM151 237H153V236H151ZM151 237L149 236L150 240L152 239ZM179 237H180V236H179ZM181 237H182V236H181ZM181 237H180V238H181ZM210 237H211V236H210ZM212 237H213V236H212ZM242 237H243V236H242ZM11 238H13V237H11ZM29 238H30V237H29ZM33 238H34V237H33ZM33 238H31V239L33 240ZM43 238H44V237H43ZM43 238H42V239H43ZM62 238H65V236L62 237ZM66 238H68V237H66ZM81 238H83V236H82ZM93 238H94V237H93ZM102 238L104 239V236H102ZM107 238H108V237H107ZM113 238H114V237H113ZM146 238H147V236H146ZM149 238H148V240H149ZM168 238H170V237H168ZM168 238H167V239H168ZM201 238H202V237H201ZM213 238H216V237H213ZM217 238H218V237H217ZM239 238H240V236H239ZM245 238H247V237H245ZM259 238H260V237H259ZM9 239H10V238H9ZM14 239H15V238H14ZM16 239H18V238H16ZM16 239H15V240H16ZM31 239H30V240H31ZM35 239H36V236H35ZM52 239H53V238H51V240H52ZM55 239H56V238H55ZM78 239H80V238H78ZM78 239L75 238V241H77ZM83 239H84V238H83ZM83 239H82V240H83ZM88 239H89V238H88ZM100 239H101V237H100ZM105 239H106V238H105ZM123 239H124V238H123ZM140 239H141V238H140ZM142 239H144V238H142ZM155 239H156V238H155ZM175 239H176V238H174L173 240H175ZM219 239H220V238H219ZM230 239H231V237H230ZM230 239H225V240H230ZM18 240L20 241V239H18ZM18 240H17V241H18ZM32 240H31V241H32ZM37 240H38V242L41 241V240H40V237H39V239H37ZM59 240H60V238L58 239V241H59ZM63 240H64V239H63ZM84 240L86 241L87 239H84ZM89 240H90V243L93 241V240L91 241V239H89ZM89 240H88V241H89ZM95 240H96V239H95ZM114 240H115V239H114ZM114 240H113V241H114ZM136 240H138V238H137ZM156 240H157V239H156ZM173 240H172V241H173ZM184 240H185V238H184ZM188 240H189V238H188ZM190 240H191V239H190ZM197 240H196V242H199V241H197ZM202 240H203V239H202ZM202 240H201V241H202ZM206 240H207V239H206ZM214 240H216V239H214ZM251 240H252V239H251ZM253 240H254V238H253ZM253 240H252V241H253ZM257 240H258V239H257ZM257 240H256V241H257ZM0 241H1V240H0ZM11 241L13 242L14 240H11ZM55 241H56V240H55ZM60 241H62V239H61ZM65 241H66V240H65ZM79 241L81 242V240H79ZM98 241H100V244H101V240H97V242H98ZM106 241H107V239H106ZM108 241H111V240H108ZM142 241H143V240H142ZM168 241H169V240H168ZM175 241H177V240H175ZM194 241H195V240H194ZM204 241H205V239H204ZM221 241H222V240H221ZM233 241H235V240H233ZM236 241H237V240H236ZM241 241H242V239H241ZM246 241H247V239H246ZM12 242H10V243H12ZM24 242H25V241L23 240V243H24ZM26 242L28 243V241H26ZM26 242H25V244H26ZM34 242H35V241H34ZM34 242H33V243H34ZM50 242H51V241H50ZM63 242H64V241H63ZM63 242H62V244H64ZM68 242H69V241H68ZM70 242H71V241H70ZM70 242H69V244H70ZM72 242H74V241H72ZM77 242H78V241H77ZM77 242H76V243H77ZM93 242H96V241H93ZM93 242H92V244H93ZM104 242H105V241H104ZM126 242H128V241H126ZM130 242H131V241H130ZM136 242H137V241H136ZM140 242H141V241H140ZM144 242H145V241H144ZM147 242H148V241H147ZM149 242L151 243L152 241H149ZM153 242H154V241H153ZM155 242H156V241H155ZM173 242H174V241H173ZM191 242H193V241H191ZM191 242H190V243H189V242L186 243V245H184L183 243H181V246L176 247V248H177V249L175 248L176 250L174 249L175 251H174V250L172 249V247H171V246L174 247V245H171V246H170L169 243H168V245H169L170 248L172 249V250H167V251H168V255H169V251L172 252V255H173V253H174L175 255L173 256V257H174V262L171 260L172 263H170V262H171V261H170V262L167 263V264H189V263L191 262V261H190L191 258L193 257V252H194L193 249H194L195 247H197V246L200 244V243H199L197 246H194V245L192 246V245H191ZM206 242H207V241H206ZM206 242H205V243H206ZM209 242H210V241H209ZM211 242H212V241H211ZM211 242H210V244H211ZM218 242H219V241H218ZM222 242H224V241H222ZM222 242H221V243H222ZM243 242H244V240H243ZM243 242H242V243H243ZM249 242H251V241H249ZM253 242H254V241H253ZM4 243H5V242H4ZM7 243H8V242H7ZM29 243H31V242H29ZM35 243L37 244V242H35ZM53 243H54V241H53ZM65 243H66V242H65ZM85 243H88V242H85ZM90 243H89V244H90ZM98 243H99V242H98ZM106 243H107V242H106ZM109 243H110V242H109ZM133 243L135 244V242H133ZM145 243H146V242H145ZM177 243H178V242H177ZM216 243H217V241H216ZM225 243H226V242H225ZM237 243H238V242H237ZM257 243H259V242H257ZM2 244H3V243H2ZM39 244H40V243H39ZM39 244H38V245H39ZM47 244H48V243H47ZM50 244H51V243H50ZM50 244H48V245H50ZM67 244H68V243H67ZM77 244H78V243H77ZM77 244H76V245H77ZM92 244H90V245H92ZM140 244H143V243H140ZM163 244H164V243H163ZM182 244H183L184 246H182ZM192 244H193V243H192ZM196 244H197V243H196ZM196 244H195V245H196ZM210 244H209V245H210ZM230 244H231V243H230ZM233 244H234V242H233ZM33 245H34V244H33ZM57 245H59V243H58ZM72 245H73V243H72ZM74 245H75V243H74ZM76 245H75V247H76ZM86 245H88V244H86ZM93 245H94V244H93ZM104 245H105V244H104ZM111 245H112V244H111ZM130 245H131V244H130ZM130 245H129V246H130ZM143 245H145V244H143ZM160 245H161V244L159 243V246H160ZM164 245H165V244H164ZM201 245H202V244H201ZM201 245H200V246H201ZM203 245H204V244H203ZM206 245H207V244H206ZM209 245H208V246H209ZM211 245H212V244H211ZM220 245H221V244H220ZM239 245H240V244H239ZM250 245H251V244H250ZM254 245H255V244H254ZM256 245H257V244H256ZM256 245H255V246H256ZM26 246H27V245H26ZM28 246L31 247L32 245L30 246V244H29ZM28 246H27V248L29 249ZM34 246H35V245H34ZM34 246L31 247V250H32V249L34 250ZM51 246H52V245H51ZM70 246H71V245H70ZM82 246H83V243H82ZM145 246H146V245H145ZM148 246H149V245H148ZM165 246H166V245H165ZM177 246H178V245H177ZM236 246H237V245H236ZM22 247H23V246H22ZM54 247H55V246H54ZM54 247H53V248H54ZM62 247H63V246H62ZM62 247H61V248H62ZM73 247H74V246H73ZM80 247H81V245H80ZM80 247H79V248H80ZM95 247H96V246H95ZM98 247H99V246H98ZM137 247H138V246H137ZM162 247H163V245H162ZM162 247H161V248H162ZM193 247H194V248H193ZM201 247H202V246H201ZM211 247H212V246H211ZM222 247H223V246H222ZM228 247H229V246H228ZM234 247H235V246H234ZM256 247H257V246H256ZM13 248H15V246L12 247L11 250H12ZM16 248H17V247H16ZM23 248H24V247H23ZM42 248H43V247H42ZM63 248H64V247H63ZM63 248H62V249H63ZM83 248H84V250H85V246H84ZM87 248H88V247H87ZM96 248H97V247H96ZM145 248H146V247H145ZM145 248H144V250H145ZM152 248H153V247H152ZM155 248H156V247H155ZM165 248H166V247H165ZM168 248H169V247H168ZM198 248H199V247H197V249H198ZM203 248H205V246H204ZM216 248H217V246H216ZM216 248H215V249H216ZM247 248H248V247H247ZM0 249H3V246H2V247L0 246ZM6 249H8V248L6 247L5 250H6ZM20 249H21V248H20ZM35 249H36V246H35ZM39 249H40V248H39ZM58 249H59V246H58ZM66 249H67V248H65V250H66ZM81 249H82V248H81ZM88 249H89V248H88ZM141 249H142V251H144V250H143V247H142ZM163 249H164V248H163ZM197 249H196V250H197ZM199 249H200V248H199ZM199 249H198V251H199ZM208 249H209V248H208ZM208 249H207L206 251H208ZM211 249H212V248H211ZM254 249H255V248H254ZM259 249H260V248H259ZM5 250H3V251H5ZM8 250H9V249H8ZM17 250H18V249H17ZM17 250H15V251H17ZM21 250H22V249H21ZM25 250H26V248L24 249V251H25ZM53 250H54V249H53ZM59 250H60V249H59ZM67 250H68V249H67ZM74 250H75V249L72 248V251H71V248H70V251H71V252H73ZM78 250H79V249H78ZM78 250H76V251H78ZM92 250H93V249H92ZM108 250L110 251V249H108ZM108 250H107V251H108ZM124 250H125V249H124ZM126 250H127V249H126ZM134 250H136V248L133 249V251H134ZM217 250H218V248H217ZM219 250H220V249H219ZM226 250H227V248H226ZM240 250H241V247H240ZM243 250H244V249H243ZM247 250H249V249H247ZM250 250H251V252H250L249 254L253 253V252H252V249H250ZM257 250H258V249H257ZM3 251L0 250V252H2V253H3ZM24 251H22V252H24ZM28 251H29V250H28ZM28 251L26 252L27 256H28L29 253L32 252V251H31V252H28ZM40 251H41V250H40ZM48 251H49V250H48ZM57 251H58V250H57ZM57 251H56V252H57ZM62 251H63V250H62ZM90 251H91V250H90ZM94 251H95V250H94ZM107 251H106V253H107ZM109 251H108V252H109ZM114 251H115V250H114ZM150 251H151V250H150ZM198 251H197V252H198ZM201 251H202V250H200V252H201ZM204 251H205V249H204ZM209 251H210V250H209ZM211 251H212V250H211ZM234 251H235V249H234ZM238 251H239V250H238ZM255 251H256V250H255ZM6 252H7V250L5 251V253H6ZM8 252H11V251H8ZM22 252H21V254H22ZM37 252H38V251H37ZM44 252H45V251H44ZM67 252H68V251H67ZM78 252H81V250L78 251ZM78 252H76L77 255H78ZM84 252H85V251H84ZM84 252H83V253H84ZM87 252L90 253L88 250H87ZM91 252H92V251H91ZM119 252H121V251H119ZM151 252H152V251H151ZM151 252H150V253H151ZM155 252H156V251H155ZM197 252H196V253H197ZM212 252H213V251H212ZM242 252L244 253L245 251H242ZM24 253H25V252H24ZM24 253H23V254H24ZM42 253H43V252H42ZM46 253H47V252H46ZM46 253H45V254H46ZM57 253H58V252H57ZM57 253H55V256H56ZM92 253H93V252H92ZM106 253H105V254H106ZM116 253H117V252H116ZM116 253H115V254H116ZM129 253H130V252H129ZM134 253H135V252H134ZM139 253H141V251H140ZM152 253H153V252H152ZM152 253H151V254H152ZM164 253H166V252L164 251ZM206 253H207V252H206ZM213 253H214V252H213ZM228 253H229V252H228ZM16 254H17V253H15V255H16ZM26 254L22 255V256L24 257V260H25V258H26V257H25ZM53 254H54V252H53ZM70 254H71V253H70ZM85 254H86V252H85ZM103 254H104V253H103ZM105 254H104V255H105ZM131 254H132V252H131ZM145 254H146V253H145ZM162 254H163V253H162ZM199 254H200V253H199ZM219 254H220V252H219ZM230 254H231V253H230ZM235 254H236V253H235ZM256 254H257V253H256ZM256 254H255V255H256ZM258 254H259V252H258ZM5 255H6V254H5ZM12 255H14V253L11 254V255L9 254V255H7V256H8V257L11 256V258H14L15 256L12 257ZM18 255H19V253H18ZM18 255H16V256L18 257ZM30 255H33L34 258L36 257L34 254H30ZM74 255H75V253H73V257H74ZM86 255H87V254H86ZM86 255L82 254V256L87 257ZM90 255H91V254H90ZM92 255H93V254H92ZM127 255H128V254H127ZM135 255H136V254H135ZM168 255H167V256H168ZM197 255H198V253H197ZM205 255H206V254H205ZM207 255L209 256V252H208ZM212 255H213V254H211L210 257H211ZM225 255L228 256V254H225ZM231 255H232V254H231ZM238 255H239V254H238ZM251 255H252V254H251ZM3 256H4V253H3ZM22 256H19V257H22ZM78 256H79V257H82V256H80V255H78ZM101 256H102V255H101ZM111 256H112V255H111ZM113 256H114V255H113ZM117 256H118V255H116V257H117ZM119 256H120V255H119ZM119 256H118V257H119ZM125 256H126V255H125ZM140 256H141V255H140ZM148 256H150L149 253H148ZM208 256H207V257H208ZM234 256H235V255H234ZM253 256H254V255H253ZM256 256H257V255H256ZM8 257H7V258H8ZM19 257H18V258H19ZM39 257H40V255H39ZM39 257H37V258H39ZM57 257H60V256H57ZM57 257H56V258H57ZM61 257H62V256H61ZM68 257H69V256H68ZM70 257H71V255H70ZM96 257H97V256H96ZM104 257H105V256H104ZM104 257H103V258H104ZM114 257H115V256H114ZM116 257H115V258H116ZM118 257H117V258H118ZM120 257H121V256H120ZM128 257H129V256H128ZM132 257H134V256L132 255ZM132 257H129V258H132ZM138 257H139V256H138ZM151 257H152V256H151ZM151 257H150V258H151ZM153 257H154V256H153ZM158 257H159L158 259H162V257H161L160 255H158ZM168 257H169V256H168ZM168 257H166V258H168ZM173 257H172V258H173ZM198 257H199V256H198ZM201 257H202V259H203V256H201ZM220 257H221V256H220ZM223 257H224V256H223ZM241 257H242V256H241ZM1 258H2V257H1ZM7 258H6V259H7ZM28 258H29V257H28ZM28 258H26V260H27ZM31 258H33V257H30V260H29L30 263H31V261L34 259V258L31 259ZM41 258H42V257H41ZM41 258H39V259H41ZM82 258H83V257H82ZM92 258H93V257H92ZM99 258H100V256H99ZM103 258H102V259H103ZM124 258H125V257H124ZM155 258H156V257L151 258V259H155ZM193 258H194V257H193ZM193 258H192V259H193ZM204 258H206V256H205ZM208 258H209V257H208ZM215 258H216V257H215ZM224 258H225V257H224ZM233 258H234V257H233ZM248 258H249V257H248ZM250 258H251V256H250ZM252 258H253V257H252ZM15 259H16V258H15ZM19 259H20V258H19ZM42 259L45 260L44 256H43ZM42 259H41V260H42ZM49 259H50V257L48 258V261H49ZM57 259H58V258H57ZM73 259H74V258H73ZM75 259L79 262V258L77 259V257H76ZM75 259H74V261H75ZM96 259H97V258H96ZM102 259H100V260H102ZM105 259H106V258H105ZM111 259H112V258H111ZM120 259H121V258H118V260H120ZM135 259H136V257H135ZM138 259H140V258H138ZM145 259H146V256H145ZM194 259H196V258H194ZM197 259H198V258H197ZM209 259H210V258H209ZM211 259H212V258H211ZM211 259H210V260H211ZM213 259H214V258H213ZM226 259H228V258H226ZM12 260H14V259H12ZM26 260H25V261H26ZM35 260H36V259H35ZM46 260H47V259H46ZM54 260H55V259H53L52 261H54ZM67 260H68V259H67ZM71 260H72V259H71ZM86 260H87V259H86ZM88 260H89V259H88ZM88 260H87V261H88ZM90 260H91V259H90ZM90 260H89V261H90ZM107 260H108V259H107ZM133 260H134V259H133ZM167 260H168V259H167ZM204 260H205V259H204ZM204 260H203V261H204ZM210 260H209V261H210ZM216 260H217V259H216ZM14 261H16V260H14ZM18 261H19L20 264H21V261H23V260L21 259V260H18ZM18 261H16V262H18ZM33 261H34V260H33ZM33 261H32V264H34V262H35V261H34V262H33ZM37 261L40 262V260H38V259H37ZM61 261H62V260H61ZM64 261H65V260H64ZM81 261H82V260H81ZM81 261H80V262H81ZM89 261H88V263H89ZM92 261L94 262V260H92ZM96 261H97V260H96ZM124 261H125V260H124ZM140 261H141V259H140ZM142 261H143V260H142ZM148 261H149V260H148ZM148 261H147V262H148ZM157 261H160V260H157ZM163 261H165V260L163 259ZM163 261H161V262H163ZM194 261H195V260H194ZM194 261H192V262H194ZM205 261H206V260H205ZM207 261H208V260H207ZM207 261H206V262H207ZM220 261H221V260H220ZM27 262H28V261H27ZM57 262H58V261H57ZM68 262H69V261H68ZM71 262H73V261H71ZM103 262H105V260H103ZM117 262H118V261H117ZM138 262H139V261H138ZM145 262H146V260H145ZM145 262H144V263H145ZM154 262H155V261L153 260V263H154ZM166 262H167V261H166ZM192 262H191V263H192ZM198 262H199V260H198ZM206 262H204V263H206ZM210 262H211V261H210ZM234 262H236V261H234ZM237 262H238V261H237ZM240 262H241V261H240ZM249 262H250V261H249ZM257 262H258V261H257ZM260 262H262V261H260ZM28 263H29V262H28ZM28 263H27V264H28ZM30 263H29V264H30ZM63 263H65V262H63ZM81 263H82V262H81ZM97 263H98V262H97ZM106 263H107V262H106ZM113 263H114V262H113ZM122 263H123V262H122ZM125 263H127V262H125ZM128 263H129V262H128ZM128 263H127V264H128ZM155 263H156V262H155ZM158 263H159V262H158ZM158 263H157V264H158ZM163 263H164V262H163ZM204 263H203V264H204ZM211 263H212V262H211ZM217 263H219V262H217ZM221 263H222V261H221ZM253 263H255V261H254ZM258 263H259V262H258ZM22 264H23V263H22ZM25 264H26V263H25ZM36 264H38V263H36ZM40 264H42V263L40 262ZM44 264H45V263H44ZM52 264H53V263H52ZM57 264H59V263H57ZM67 264H68V263H67ZM69 264H70V263H69ZM95 264H96V262H95ZM99 264H100V263H99ZM110 264H112V263H110ZM129 264H130V263H129ZM131 264H133V263H131ZM147 264H148V263H147ZM196 264H197V263H196ZM207 264H208V262H207ZM219 264H220V263H219ZM233 264H234V263H233ZM237 264H238V263H237ZM239 264H240V263H239ZM256 264H257V263H256Z\"/></svg>",
	"mask_w": 264,
	"mask_h": 264
}]
</instances>
